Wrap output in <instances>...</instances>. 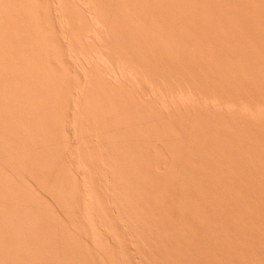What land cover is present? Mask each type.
Masks as SVG:
<instances>
[{
  "label": "rangeland",
  "instance_id": "obj_1",
  "mask_svg": "<svg viewBox=\"0 0 264 264\" xmlns=\"http://www.w3.org/2000/svg\"><path fill=\"white\" fill-rule=\"evenodd\" d=\"M20 1V0H19ZM24 1V2H23ZM32 0H21V2L22 3H19L18 2V0H15V2H13V0H12V2H11V0L9 1V2H11L10 4H8L7 5V9H9V10H7V9H5L4 7L6 6L5 4L6 3H8V0L6 1V0H1V2L2 3H4V5L3 4H0V6L2 5V8H4V9H2V8H0V10H1V14H0V19L2 18L1 16H3V18L0 20L1 22L0 23H3V24H0L1 26H0V31H1V29H2V27L3 26H5V28H6V25L8 26V28H6L7 30L8 29H10V27H11V29L10 30H6L5 28H3V30L1 31V33L3 32V35L0 33V50H1V52H3V54L4 55H2L1 54V52H0V65H1V67L2 68H4L3 69V71L5 72V69H7V67L8 68H11V69H8V70H11V72H13V71H17V69H18V73H16V72H13V73H16L15 75H17V74H19V73H21L22 71L23 72H25V70L27 69V67H29V65L30 64H33V65H30V69H32L33 68V66H35L34 64H37V68H38V63L40 62V61H42V59H44V58H42L41 60L39 59V58H41L43 55H45L46 56V54H43L44 53V51H43V53L42 52H39V55H41L42 54V56L41 57H39V55H37V53H36V51L38 52L39 50H41V49H43V47H44V49L45 48H47L44 44H42L43 42H44V40H45V44H46V42H49L48 40H47V38L50 36L49 34H53V33H57V32H59V33H57V34H53V35H51L50 36V38L53 36L54 37V41H56V40H60V41H57V42H59L58 43V45H59V47H64L63 49H69L70 50V48H67V47H65L67 44L64 42L65 40H66V42H67V39H66V37H67V34H65L64 32V35H66V36H63V37H65V40L63 41V38H62V36H59L60 34H61V30L63 31V29H61V27L62 28H64V26L63 25H61V24H63V23H61V21L59 20L60 18L61 19H63L64 21L68 18L72 23H74V24H78V23H80V24H82L81 23V21H83V20H78L79 18H81V16L80 17H78V19H76L75 21L74 20H71L70 18H69V16L71 15V11L69 10V12H70V15L68 16L67 14H69V13H63V14H66V19H64V17L63 16H61L60 17V15L59 14H57L58 13V11L57 10H59V9H57V1L56 0H53L52 2H51V0H46V2L48 1L49 3H48V7H49V13H48V9L46 8H43V7H45L46 6V4H45V6L43 5V3H45V2H41V0H39L41 3H42V7L40 8L41 10H42V8L43 9H45V10H47V12H45V15H43L42 13V15L41 14H38L37 12L40 10V9H38V11L37 10H35L36 8H38L37 7V5L39 6L41 3L38 1V0H34V2H31ZM56 1V2H55ZM58 1H60V0H58ZM66 1V4H67V1L68 0H65ZM74 1V0H73ZM73 1H71V0H69V2H68V5H69V3H70V5L72 4V6H73ZM80 1V0H79ZM79 1H78V4H80L79 3ZM82 1H84V0H82ZM99 1V0H98ZM104 1V0H103ZM102 1V2H103ZM106 1V0H105ZM108 1V0H107ZM113 1V0H112ZM121 1V2H120ZM142 1H145V0H140V2H142ZM154 1V2H153ZM159 2V3H157L156 4V2ZM163 1H165V0H163ZM162 0H152V2H151V0L149 1L150 2V4L148 3V5H157L158 6V4H159V8H157V6H156V8H157V10H154V8H153V10L155 11V14H157L158 15V12L156 13V11H158V10H160V9H162V6H163V4H164V6H166V8H167V6H169L168 7V9H166V10H164V12L162 11L160 14L162 15H160L159 17H158V19L155 17V19H157V20H159V21H161V18L162 17H164L163 15V13H165L166 11H169V12H166L167 13V15H170L171 16V14L173 15V13H175V12H180L182 9H183V7H182V9H180L179 7H181L182 5L184 6V10H185V7L187 6V4L189 3V1H187V0H183V3L184 4H186V5H184L183 3H179V5H181V6H179L178 4H177V0L176 1H173V4L174 3H176L175 5H173V6H171L172 4L171 3H169V0H167V3H166V5H165V2H163ZM171 1V0H170ZM179 1H181V0H179ZM184 1H187L186 3L184 2ZM192 1V0H191ZM190 1V2H191ZM196 1V0H195ZM195 1H193L194 3L193 4H195V6L194 5H192V2L191 3H189L188 5H192V7L191 6H188V9H190V11L188 12V15L187 16H189V15H192L191 17H193L194 19L196 18H199L200 19V17H201V15L202 16H204L205 18H203L202 17V22H203V26L201 25V24H199L198 26L194 23L195 22V20L193 21V18H191L192 19V21H193V23H191V21H187V19H190V18H187L186 19V14H185V16L186 17H184V12L181 14V13H179V14H181V15H179L178 17H177V13H176V15L174 14L173 15V19H171L172 18V16L170 17V16H165L164 18H162L163 20L160 22L161 24H162V26L164 27L166 24L168 25V23L170 22V21H172V24L174 23V24H176V26H177V22H176V20H178V19H180V21H182V20H184V21H182V22H180L179 20H178V25H180L181 23L183 24V25H181L182 27H186V29H189V28H191L192 29V27H194L195 28V26H193V25H196L197 27L195 28L196 29V31L198 30V28H202V27H204L205 25L206 26H208L209 28L212 26H215V25H213V24H211L212 23V21H210V20H213V21H215L214 20V18L212 19L211 17H210V15L209 14H212V11L214 10H212V8L211 7H213V8H215L216 10H217V6H215V4L217 3L215 0L213 1V3H212V1H209L208 2V4H207V2H206V6H210V8H211V11H210V8H207L206 6H205V1H204V5L202 6L201 5V3L203 2V0H200V1H202L201 3H200V5H199V2H195ZM197 1H199V0H197ZM206 1H208V0H206ZM217 1H221V0H217ZM223 2H220V4L222 3L223 5H224V3H226V0H225V2H224V0H222ZM230 1H232V0H230ZM234 1H236V0H233V3H231L232 4V6H234V7H232V6H230L231 4L229 3V2H227L226 3V5H224L223 7H220L221 9H224V10H226V12H228L229 13V11H227V10H229V8L230 7H232L231 9H230V11L232 10V11H234V13L235 12H237V11H235L236 10V8L238 9V12H240V9L241 8H238L239 6H238V1H237V3H235ZM245 1H247V0H245ZM255 0H249V1H247L246 2V4H248L249 2V4L251 5V2H252V4L253 3H256V2H254ZM260 1L261 0H258L257 1V3L259 2V4H260ZM264 1V0H263ZM6 2V3H5ZM27 2V3H26ZM31 2V3H30ZM38 2V3H37ZM51 2V3H50ZM72 2V3H71ZM76 2H77V0H76ZM81 2V1H80ZM88 2H93L92 3V5L94 6H96V3H94L95 1H88ZM99 2H101V0L99 1ZM111 2V0L109 1V4H111L112 5V3H113V5H114V8H116L115 10H109V8H108V10H109V13H111V14H115V19H113V22H114V24H112V26L114 27V31L112 32V36H113V34L115 35V36H113L114 37V39L111 37V35H110V32H107L106 30H105V28H102V30L103 31H106L107 32V34H108V36H110L111 38H109V39H106V37H107V34H105V33H103L102 32V30H101V32L103 33V35L104 36H100V35H102V33H100V35H99V32H98V35L102 38V39H100V41L101 40H103L104 38L107 40V41H111L110 39H113L111 42V45L112 44H117L116 46H115V44L113 45V47L110 49L109 48V46H108V49H110V50H108V49H106V51H112V49H114V48H119V50L118 49H114V51H112V52H115L113 55L114 56H121V54H122V57H124V59H126L127 58V60H128V58H129V60L127 61V64H128V62L130 61V62H132L131 64H133V65H131L130 63V65H129V67H132V68H127L128 67V65H126V68H125V66H124V69H128V70H133V72L131 71V73H133V74H131V76L132 75H134L135 73H136V71H138L136 74H138V73H140L139 74V76L142 78V76H143V78L146 76L147 78H144V80H146V81H148L149 82V80L151 81V79H153L154 81H155V83H154V81L152 80V87L154 88V87H156V86H154L156 83L157 84H159L160 85V83L159 82H164L163 84H161V85H166V84H168L169 85V89L170 90H172L171 92H173V91H175L176 92V96L178 95V93H179V90H180V88H181V90H182V86L180 85V84H182V83H184V84H186V83H188L190 80H192L193 82H194V80H195V82H194V84L192 83V85H191V82L192 81H190V85L193 87V88H191L190 89V87H188L187 85V87H183V91L185 90V92H187V91H190V93H192V95L194 94V95H196L197 94V89H196V92H191V91H194V86H195V88H197L198 87V91L200 90L199 88H201V91H199V92H201L200 94H201V96H202V99H204V98H206L205 96H207V94L208 93H212V94H208L209 96H211V98H212V96H214L215 97V95H216V99H217V101L218 100H220L219 102H220V104H223L222 102H224L225 103V101L224 100H230L231 98H229V96H231L232 98H233V100H230V103H232L233 101H234V104H237V105H234L233 106V104H232V106L233 107H235L234 109H236L238 106H241V108H240V111L242 112L243 110V113L245 114V112H249V109L251 108H253V110H251L250 109V111H251V113L253 112V114H255L256 115V113L255 112H257V114H260L261 112L259 111V110H257L256 109V106L254 107V106H252V104L253 103H251L252 101L251 100H253V96L254 95H256V93L258 92V93H260L261 92V90H262V87L260 86V81H264V79H262V80H260L261 78H263L262 76L264 75H260L261 73H258L257 72V74H259V77H258V75L256 74V77H254V70H256L255 68H253L254 70H252V69H249L248 70V73H249V71H250V73H252L253 74V78L255 79H253V81L249 78V77H251L252 76V74H251V76L249 75V79L251 80V82H253V84L255 83V81L257 82V79L259 80L258 82H260L259 84H254L255 86H256V88L257 87H259L260 86V92L257 90V89H255V86L254 85H251V83H247V81L248 82H250L249 80H248V78L245 76V75H248V74H246V72H247V70H241V69H243L242 68V64H240L241 63V59H239L240 57L239 56H242L244 53H245V55L246 54H248V51H247V49H243L244 50V52L242 53V55H240L239 53L240 52H242V50L240 49V52H239V49H238V47L240 46L239 44H244V45H242L241 44V48H242V46H243V48H245V46H247V45H245V43H246V40H245V43H243V38L245 37H243V38H241V40L239 41V39H240V36H242V31L241 30H243V28H245V27H247V25H245V22L244 21H242V19L239 17V16H241V14H243L242 12L243 11H245V13H246V10H245V8H244V4L242 3V5H244V6H242L243 8V11L242 12H240L241 14H238V17H239V19H241V21L240 20H238L237 18H235V16L237 15L236 13V15H234V18L236 19V21H232V25L230 24L231 22H230V17H232L233 18V15H231L230 17H229V14H231V13H233L232 11H231V13H227L228 14V21H226L227 20V18L226 19H224V17H223V14L226 16L227 14H225V11L223 12V14H222V18L220 17V15H218V17H217V15L215 14V15H213V17L214 16H216L215 18H216V21H218L219 20V22H221V20L222 19H224L225 21H226V23L227 24H225L224 25V27L223 28H225V27H227V29L229 30L230 28L229 27H231L232 29L234 28V26H233V23H234V25H237L238 24V27H242V28H240V31H241V33H240V31H238L239 33H240V35L238 34V33H236L235 34V37H237L238 38V40L237 39H235L237 42H240V43H236V41H235V43H236V45H235V47H234V45H233V49H234V51H236L235 49L237 48V52H235V53H237L236 55L237 56H233L234 54L231 52V51H233V49H230L227 45H232L234 42V37H233V33H235V31H234V29L236 28L237 29V26L233 29V32H232V37L231 36H229L228 34L232 31V29H230L229 31L230 32H228V30L227 29H223L222 28V30H224V32H225V30L228 32V34H224V35H226V36H223V41L222 42H224L225 40V42L227 43V42H229V41H232V42H229V44H226L225 42V44L224 45H222L221 43V48H223V47H228L229 48V51H228V49H227V47H226V49L224 48V50L227 52H225L224 50L223 51H221L220 50V48L218 49V50H220V51H217L216 49H217V46H216V44L219 46V42H220V40H222V39H220V38H222V37H220V36H222V35H220L223 31L220 29L221 27V25L223 24L222 22H224V21H222L220 24H218V26L220 27L219 29V31L221 32H218V31H215V30H211L212 31V34H215V33H213L214 31L217 33V34H215V38L217 39H219V42H218V39H217V42L215 43V38H214V42L213 43H210V42H208V40H210L211 42H212V39H210L211 37H214V36H210L208 33H210V30L209 29H207V30H209V32L208 31H203V30H201V32L203 31V33H202V35H201V32H200V30L199 31H197L199 34H197L196 33V35L195 36H192V35H194L193 34V32H192V30L191 29H189V31L191 30V32H192V35H191V33L190 32H187L188 30H185L188 34L187 35H190V36H192L193 38L194 37H197L198 35H200V36H203L204 34H208L209 36H210V38L208 39V35H206L204 38L202 37H200L201 38V41H202V43H204L207 39V42L208 43H210V44H213V46L215 47L216 46V49H214L216 52H217V54H219V55H221V53L223 52V53H226V54H228V56H229V53H231L230 55V57L233 59V61H234V57H236V59L235 60H237V58L240 60V62H236V64L238 65V64H240V68H238L237 66H236V70L238 71V69H239V74L240 75H242L241 76V78L242 77H244V79H243V82L241 81V84H240V82H239V80L238 79H236L238 82H239V87L240 88H242L243 86H240V85H243L242 83H244V84H246V85H244L246 88H247V86H248V84H250V86H252V87H250V86H248V89H246V88H242V89H240L239 87H237L238 88V90L237 91H240V90H242L243 92L245 91V90H249L248 92L250 93L251 92V90H253L252 91V93L251 94H253L254 93V91H256L253 95H248L247 96V98L249 99V104H248V99L246 98V100H245V97L244 96H246L247 95V93H243L242 91V93L244 94H240L239 92L238 93H236V94H240L242 97L241 98H243V99H240V103L238 102V100H239V96H238V98H236V97H233L232 96V94H233V92L232 93H228L229 91H228V88H229V86H230V88H231V85H229V83H227V85H223V84H226V82H227V80L228 79H226L225 80V82H224V80L223 81H221V78L223 79L224 77H225V75H227V74H229V72H227V71H229V70H225L226 72L225 73H227V74H224V77H222V75L221 76H219V78H217L218 77V75L219 74H221V72H219V70H222L221 69V67L219 66L220 64H221V62H222V65L221 66H224V68H227L228 67V69H229V63H231L232 62V60H231V62H229L230 60L229 59H231L230 57L228 58V66H226L225 64L223 65V63H225L226 61H227V59H225L226 58V54H223L222 53V57L220 58V56L219 55H217L216 56V54H213L212 52V54H213V56L209 53V55H211V59H210V57H208V56H206L207 54H208V52H207V50L209 49L210 50V47H208V43L207 44H205V45H203L202 43H201V48L202 49H200V47L199 46H196L197 44L196 43H192L191 41L192 40H194V39H196V38H194V39H192L191 37V41H190V43H187V44H191V46H192V44H196V45H194L193 46V48H195V47H199L198 48V50H200L199 51V53L200 52H202V50H204V51H206L205 53H207V54H205V53H201L202 55H203V57H202V59L201 58H197V57H199V55H201V54H199L197 51V53H198V55H197V53L196 52H193V53H196V55H197V60H194L195 62H196V64L198 65V61L200 60V62L201 63H199V64H204V63H206V64H204L203 66L201 65V66H196L195 67V65H193L192 64V66L190 65V64H188L187 62V60H189L187 57L188 56H191V55H193V53H192V49L190 50V48H192V47H189V45L187 46V50H186V47L185 46H183V47H185V50L186 51H180L181 53H178L177 51H178V48H176L177 46H176V43H174L175 44V46L176 47H174V48H176L177 49V51L176 50H171L167 45H169L170 44V42H169V38L170 39H172L173 37H172V33H170V32H168V37L170 36L169 35V33L170 34H172L171 35V37H169L167 40V44L165 43V39H159L160 37H162V35H160V33H162V29H163V27H161L160 25V27L162 28L161 29V32L159 33V31L157 32V29H155L156 27H155V23H157L156 21L157 20H155L154 18H153V16L151 17V15H155L154 14V11H152V8L150 7V6H147L146 4H147V1H145V3L146 4H143V2L142 3H140L139 1H136L135 0V2H137V3H135L133 0H132V2H131V0H124V2H125V4L123 3V1L122 0H119L118 2H117V0L115 1H113L112 3H110ZM126 2H128L127 4H126ZM130 2V3H129ZM135 4H134V3ZM139 2V3H138ZM163 2V3H162ZM182 2V1H181ZM214 2H215V4H214ZM239 2H240V0H239ZM241 2H242V0H241ZM241 2L239 3V4H241ZM243 2H244V0H243ZM14 3H17V4H14ZM33 3V4H32ZM35 3V4H34ZM54 3V4H53ZM61 3H62V1H61ZM61 3H58V4H60L61 5ZM65 3V2H64ZM83 3V2H82ZM115 3H117V6L118 7H116V4ZM122 3V4H121ZM132 3V4H131ZM196 3H198V4H196ZM214 4L213 6L212 5H209V4ZM245 3V2H244ZM262 3H264V2H262ZM15 6H14V5ZM20 4H22V5H20ZM27 4V5H26ZM65 4V5H66ZM84 4V6H82V5H80V8H81V6H82V8L81 9H83L84 7H87V10H89V5L87 4H85V3H83ZM99 4H104V3H99ZM99 4H97L98 6H99ZM106 4H107V2H106ZM105 4V6L106 7H108V5L109 4H107L106 5ZM136 4H138V6L136 5ZM141 4V5H140ZM168 4V5H167ZM171 4V5H170ZM218 5H219V2L217 3ZM221 4V5H222ZM229 6H228V5ZM233 4H236V5H233ZM9 5H13L14 6V8L16 7V8H19L17 5H19V6H21L20 7V9H19V11H17L18 12V14H17V12H16V10H14V9H11L12 7L11 6H9ZM30 5V6H29ZM32 5V6H31ZM50 5H56L55 7H56V9L57 10H55V7L54 6H51L50 7ZM64 5V4H63ZM75 5H77L76 3H75ZM92 5H90V8L92 7ZM121 5H122V7L124 8V10L126 11L124 14H123V12H124V10H123V12H122V10L120 11V9L121 8H119V7H121ZM126 5V6H125ZM134 5H136V6H134ZM142 5H143V7L144 8H142L143 10H141V8L140 7H142ZM162 5V6H161ZM260 5H262V7H260ZM260 5H256L255 4V6H259L260 8V10H263V8H264V4H260ZM27 6V7H26ZM59 6V5H58ZM62 6V5H61ZM67 6V5H66ZM66 6H65V8H66ZM102 6H104V5H102ZM110 6V5H109ZM128 6V7H127ZM148 7L149 9L151 8V10L149 11H147V9L145 8V7ZM160 6H161V8H160ZM178 6V7H177ZM196 6H197V8L198 7H202V8H199L200 10H205V9H203V7L204 8H207L209 11H210V13H209V11H207V9L205 10L206 12L204 13H201V11L200 10H198L197 8H196ZM227 6V7H226ZM235 6H236V8H235ZM252 6V8L250 9V10H248L249 9V5L247 6L248 7V9H247V7H246V9H247V11H249L248 13H246V15H247V17L248 16H250L251 14H252V12H253V16H255L256 18L258 17L257 16V14L258 15H260V14H263L264 13V10L261 12H259V10H258V8H256L255 6H254V4L253 5H251ZM11 7V8H10ZM23 7H24V9H25V12H23L24 11V9H23ZM26 7V8H25ZM29 7H30V10L31 11H29ZM35 7V8H34ZM40 7V6H39ZM52 7H54V8H52ZM111 7V6H110ZM127 7V8H126ZM131 7V8H130ZM133 7V8H132ZM135 7V8H134ZM139 7V8H138ZM173 7V8H172ZM177 7V8H176ZM194 7H195V11H197V12H199V14H197V13H195L197 16L196 17H194L193 16V12H191V11H193L194 10ZM240 7H241V5H240ZM254 7V8H253ZM15 8V9H16ZM33 8V9H32ZM52 8V9H51ZM60 8V7H59ZM63 8V7H62ZM62 8H60V10H59V13H60V11L62 12L63 10H61ZM92 8H94V7H92ZM91 8V9H92ZM97 8V7H96ZM99 8H100V6H99ZM99 8H97V9H99ZM119 10H118V9ZM122 8V9H123ZM139 9V11H138V9ZM175 8V9H174ZM180 9V11H177V9ZM191 8H192V10H191ZM219 8V7H218ZM219 8V9H220ZM225 8H227V9H225ZM262 8V9H261ZM64 9V8H63ZM67 9V8H66ZM66 9H65V11H66ZM68 9H70V8H68ZM72 9V8H71ZM75 9H79V5H78V7L76 6L75 7ZM75 9H74V12H75ZM97 9H95V10H97ZM101 9H105V7H103V8H101ZM129 9H131V11L129 10ZM135 9V10H134ZM169 9H172V12H171V10H169ZM187 9V8H186ZM221 9L220 10H218L219 11V13H220V11H221ZM234 9V10H233ZM254 9V10H253ZM4 10H7L8 12H10V10H14L13 12H15L16 14V16H20V15H22V17L19 19V17H14L15 19H19V21L17 22V20H16V22H14L13 20V14L14 13H12V11H11V13H9V15H8V12L7 11H4ZM20 10H22V11H20ZM34 10L36 11V13L34 12ZM45 10H43V12L45 11ZM53 10H55V11H53ZM80 10V9H79ZM79 10H77L76 12L78 13V11ZM86 10V8L84 9V10H82V12H84V13H82V12H80V13H82V15L84 14H87V11ZM92 10H94V9H92ZM120 11V12H118V11ZM144 10H146V12H147V14H146V12L144 11ZM174 10V11H173ZM183 10V11H184ZM253 10V11H252ZM53 11V12H52ZM57 11V12H56ZM97 11H99V10H97ZM101 11V13H103L102 12V10H100ZM111 11V12H110ZM115 12V13H112V12ZM129 11H130V13H129ZM133 11V12H132ZM136 11V12H135ZM138 11V12H137ZM143 11V12H142ZM161 11V10H160ZM218 11H214V13L216 12H218ZM252 11V12H251ZM255 11H258L257 13H255ZM3 12H5V14H6V17H5V15L3 14ZM20 12V13H19ZM25 14L26 13V16L23 14V13ZM27 12H28V14H29V12L33 15V13L34 14H36V15H38V17L36 16V19H33L32 20V25L30 24V21H29V19H31V18H33L35 15H33V16H30V14L28 15L27 14ZM33 12V13H32ZM42 12V11H41ZM73 12V10H72V14L74 13ZM76 12L73 14L74 15V17L76 18ZM96 12V11H95ZM108 12V11H107ZM120 14L121 12V14H120V16H125L128 20L126 21V18L122 21V19L124 18H117L119 15H118V13ZM128 12V13H127ZM131 12H132V14H131ZM144 12H145V14H144ZM150 12H152L153 14H151ZM182 12V11H181ZM193 13V14H191V13ZM39 13H40V11H39ZM46 13H48L50 16H55L56 14H57V16H55L56 18H58V19H56L55 17H53V21L51 20V17H50V19L47 17V14ZM55 13V14H54ZM92 13H93V11H92ZM91 13V11H90V15L92 14ZM99 13V12H98ZM104 13H105V11H104ZM103 13V14H104ZM133 13H134V15H133ZM137 13V14H136ZM141 13H143V14H141ZM149 13V14H148ZM166 13H165V15H166ZM190 13V14H189ZM206 13H209V14H207V15H209L208 17H210V20H209V22H210V24L209 23H204V19H206L205 21L207 22L208 20H207V18H206V16L207 15H203V14H206ZM233 13V14H234ZM249 13H251V14H249ZM260 13V14H259ZM10 14H11V16H10ZM62 14V13H61ZM62 14V15H63ZM96 14L97 13H95V15L93 14V15H91V16H89V17H92L91 19H93V16H96ZM111 14H107V15H111ZM118 16H117V15ZM127 14H129V15H127ZM139 14H141V16H139ZM218 14V13H217ZM221 14V13H220ZM249 14V15H248ZM256 14V15H255ZM27 15L29 16L27 19H28V23H27V19H26V17H27ZM72 15V16H73ZM88 15V14H87ZM102 15V14H101ZM104 15H106V14H104ZM133 17L132 19L133 20H131V16ZM136 15V16H135ZM146 15V16H145ZM147 15H148V18H146L147 17ZM198 15H200V17H198ZM251 15V16H252ZM264 15V14H263ZM263 15H261L262 17H264ZM25 16V17H24ZM41 17V19H42V21L40 22V17ZM44 16H46V18L49 20V21H46L47 19L44 17ZM72 16H71V18H72ZM86 16V15H85ZM85 16L83 17V18H85ZM97 16H98V23L100 24V20L103 18V17H105V16H103L102 18H100L99 19V15L97 14ZM114 16V15H113ZM119 16V17H120ZM137 16L138 17H142L141 19L143 20L144 19V21H142L141 22V19H140V22L143 24V26L142 27H144V25H148V23H149V28H151V30L153 31V29L155 30V32H157V33H159V35H160V37H158L159 35L158 34H156V35H158V36H153L154 35V33L152 32V33H148L149 35H148V37L150 36V35H152V40H149V41H151L150 42V44H152V42H156V40H157V43H153L154 45H155V48H156V51H154V53H152L153 51L152 50H150V47L151 46H147L146 45V47L148 48V49H146V47H145V42L148 40V39H151L150 37L148 38H146L145 36H144V34H142L143 36H144V38H145V40L146 41H144V39H143V36L141 35V31H142V28L141 27H138L139 25L138 24H136V22H135V20L136 19H138L137 18ZM183 17V19H182V17ZM242 16H245L244 14L242 15ZM241 16V17H242ZM251 16L247 19V18H244L243 20H245V21H250V20H252V18H253V16H252V18H251ZM9 17H12L11 19L9 18ZM31 17V18H30ZM63 17V18H62ZM88 17V16H87ZM86 17V18H87ZM89 17L87 18L88 20H89ZM107 17V16H106ZM168 17V18H167ZM169 17H170V19H169ZM178 19H177V18ZM190 17V16H189ZM221 18V20L220 19H218V18ZM237 17V16H236ZM246 17V16H245ZM260 17V16H259ZM9 18V19H8ZM37 18H39V20L37 19ZM85 18V19H86ZM95 18L96 17H94V20H95ZM108 18H111L110 16H108ZM108 18H106L105 20H108ZM136 18V19H135ZM146 18V19H145ZM176 20H175V19ZM186 20H185V19ZM231 18V20H235L234 18L232 19ZM251 18V19H250ZM253 19L252 21H253V24H255L256 23V21L258 20H262L263 18H257V19ZM22 19H23V21H22ZM26 19V20H25ZM74 19V18H73ZM130 19V20H129ZM147 19H149V20H147ZM150 19L153 21V19H154V22L153 23H151L150 22ZM182 19V20H181ZM199 19H198V21H199ZM218 19V20H217ZM3 20V21H2ZM7 20H8V22H10V26H9V23L7 22ZM10 20V21H9ZM21 20V21H20ZM37 22H36V21ZM44 20H45V22H44ZM56 20H59V21H56ZM78 20V22H76ZM104 20V19H103ZM110 20V19H109ZM111 20H112V18H111ZM116 20V21H115ZM168 20H170V21H168ZM175 20V21H174ZM254 20H256V21H254ZM12 21H13V24H15L16 26L19 24V23H21L20 25H21V28H22V23H23V25H24V27H28L29 25V27H31L30 29H32V27H34L35 29H36V27H43V25H42V23L44 22V23H46L44 26L45 27H43L44 29L46 28V27H48V23H49V25H50V27L52 26H54V29H56L55 31H54V29L51 27H48V28H50V29H48L47 31L48 32H50L48 35L46 34L47 32L45 31V30H42L41 28H39L38 30H36V31H34V33L35 32H37V31H39L40 33H35L33 36H35L36 37V39L35 38H33V36H31V37H29V35H28V33L30 34V29H29V27H28V29H27V31H29L28 33H25V32H23L24 31V29L26 30V28H24L23 27V29L20 31L19 29H20V25L18 26V27H16L15 28V26L12 24ZM25 21H26V23L28 24L27 26H25L26 25V23H25ZM52 21V22H51ZM56 21V22H55ZM68 21V20H67ZM80 21V22H79ZM87 21V20H86ZM90 21V20H89ZM96 21V20H95ZM95 21H92L93 23H95ZM117 21H120V22H117ZM121 21H122V24H120L121 23ZM137 21V20H136ZM146 21H147V24H145L146 23ZM166 21V23H163V22H165ZM168 21V22H167ZM185 21H187V22H190L191 24H193V25H190V26H188L190 23H187V22H185ZM197 21V20H196ZM198 21L196 22L197 24H198ZM237 21H240L241 22V24H240V22H237ZM248 21L246 22L247 24H248V28H247V30L246 29H244V30H246L245 32H247V33H245L244 32V35H246L249 39H247V40H251V41H253V43H254V40L256 39V40H258V37L259 38H263V40H264V29H258V28H256L257 26H258V24H260L259 25V27L261 26V22L259 23L258 21H257V23L255 24V25H257L256 27H255V25H254V31H255V29H257V30H259L258 31V33L257 34H255L256 32H254L253 31V24H252V22L251 23H248ZM8 24H7V23ZM33 22H36L37 23V25L36 26H33ZM48 22V23H47ZM57 22H59L60 23V25L57 23ZM70 22V23H71ZM110 22H112V21H110ZM112 22V23H113ZM125 22H127V24L125 23ZM132 22V23H131ZM138 22V21H137ZM230 22V23H229ZM235 22H237V24H235ZM255 22V23H254ZM262 22L264 23V20H262ZM5 23H6V25H5ZM16 23H18V24H16ZM38 23H41L40 25L41 26H39L38 25ZM57 25H56V24ZM68 23H69V21H68ZM69 23V24H70ZM89 24V22H86L85 23V21H84V24L86 25V24ZM93 23H91L90 25H92V26H94L93 25ZM97 23V22H96ZM97 23V24H98ZM116 23V24H115ZM117 23L118 24H120V25H117ZM139 23V22H138ZM159 23V22H158ZM159 23V24H160ZM171 23V22H170ZM186 23V24H185ZM200 23H201V21H200ZM218 23V22H217ZM216 23V24H217ZM225 23V22H224ZM242 23H244L243 24V26H242ZM11 24L13 25V27L11 26ZM54 24V25H53ZM65 24H66V21H65ZM68 24V26H69V28L70 27H72L73 26V30H75L76 29V31H78V29H80V28H78V27H80V26H84L85 27V25L83 24V25H80L79 24V26H77L76 25V27L78 28H75L74 29V24H71V25H69ZM87 24V26H89ZM97 24L95 25L96 26V28H97V30L96 31H100V29L99 28H101V26H103V25H105V24H103V22L101 23V26H99V24H98V26H99V28H98V26H97ZM106 24H108L107 22H106ZM111 24V23H110ZM123 24H124V27H122L123 26ZM125 24L127 25V27L129 26L131 29H133V31H131V29L128 27H126L125 26ZM138 25V26H136V25ZM164 24V25H163ZM168 25V28L165 26V29L166 30H164V31H169L170 30V28H172V27H170V26H174L175 27V25ZM209 24V25H208ZM230 24V25H229ZM239 24L241 25V26H239ZM251 25V27H250V25ZM61 26V27H59V26ZM132 25L136 28L137 27V29H135L134 27H132ZM200 25H201V27H200ZM263 25V27H264V24H262ZM55 26H58L57 28H55ZM67 25H66V28L68 27ZM94 26V27H95ZM118 26H120L119 28H117ZM153 26V27H152ZM156 26H157V24H156ZM181 26H180V29H181ZM188 26V27H187ZM192 26V27H191ZM218 26H215V28L218 30ZM223 26V25H222ZM233 26V27H232ZM91 27V26H90ZM90 27L88 28V30L86 31V30H84V31H86L85 33H87L88 31H89V33L91 32V31H93V30H91L90 31ZM104 27V26H103ZM109 27H111V25H109ZM107 28V30L108 29H110V28ZM148 27V26H147ZM170 27V28H169ZM178 28H179V26H177ZM177 27H176V29L174 30V34L176 33V30H179V29H177ZM208 27H204V28H202V29H204V30H206V28H208ZM212 27L210 28V29H212ZM262 26H261V28H263ZM19 28V29H18ZM33 28V29H34ZM65 28V29H66ZM86 28V27H85ZM95 28V29H96ZM117 28V29H116ZM141 28V29H140ZM144 28H146V27H144ZM149 28H147V29H149ZM214 28V29H215ZM250 28V29H249ZM251 28H252V31H251V33L252 34H254L253 36L251 35V37L252 38H250V36H248V34H249V30H251ZM13 29H15V31L13 30ZM34 29V30H35ZM53 31H52V30ZM57 29H59V31H57ZM126 29H128V30H126V32H125V30ZM141 31H140V30ZM160 28H158V30H159ZM184 29L185 28H183V31H184ZM239 29V28H238ZM6 30V32H4ZM11 30H13L12 31V33H14L13 35V37H15V36H17V41H21L20 40V37H22V35L20 36V34H21V32H22V34H23V37L25 36L24 35V33L25 34H27V36H28V38L27 37H24V40H25V38H26V41L28 42L29 41V39L31 40L29 43L31 44V46H33V44H34V46H33V48L35 49V48H37V42H39V45H38V48H39V46H42V45H44L43 47H41V49H39V50H36L35 52H34V49L32 48L31 50L28 48V46L30 45H28V43H24V42H17L16 41V38H11V36H12V34H11ZM50 30V31H49ZM66 30H69V29H66ZM66 30H64V31H66ZM71 30V29H70ZM113 30V29H112ZM120 30H122V31H120ZM146 30V29H145ZM243 30V31H244ZM260 30L262 31V32H260ZM9 31H10V33H9ZM33 31V30H32ZM42 31H45V33L44 34H46L47 36H42L41 35V32ZM57 31V32H56ZM80 32H78L79 33V36H81V34H83L82 32H84L83 31V29H81V30H79ZM82 31V32H81ZM96 31H94V33L96 32ZM109 31V30H108ZM117 31H119L118 33H117ZM128 31H130V33L128 32ZM147 31V30H146ZM163 31V32H164ZM172 31V30H171ZM182 31V33H183V35H184V32ZM196 31H194V32H196ZM16 32V33H15ZM68 33H70V31H67ZM75 32V31H74ZM122 32H124L125 33V36L124 35H122ZM129 34H128V33ZM144 31H142V33H143ZM147 32H150V30L149 31H147ZM178 33L180 32V31H177ZM186 32H185V34H186ZM204 32H208V33H204ZM226 32V33H227ZM237 32V31H236ZM18 33V34H17ZM33 33V32H32ZM32 33L30 34V35H32ZM62 33V34H63ZM81 33V34H80ZM88 33V34H89ZM93 33V34H94ZM123 33V34H124ZM131 33H132V35H131ZM139 33V34H138ZM145 33V32H144ZM165 33H167V32H165ZM164 33V34H165ZM182 33H179V34H182ZM190 33V34H189ZM218 33H219V37H216V35H218ZM250 33V34H251ZM263 35V36H260L261 34ZM6 34V35H5ZM11 36H10V35ZM36 34H37V36H36ZM43 37V39L41 38V36ZM43 34V33H42ZM73 34V33H72ZM72 34H70V35H72ZM74 34H76L75 35V38H77V37H79V36H77V33H74ZM93 34L92 33H90L89 34V37H90V35L93 37V38H95L94 36H93ZM96 34H97V32H96ZM118 34V35H117ZM119 34H121V35H119ZM133 34H135V36L133 35ZM139 35V37L137 36V35ZM147 33H145V35H146ZM163 34V33H162ZM179 34H178V36H179ZM211 34V33H210ZM211 34V35H212ZM258 34H260V35H258ZM2 35V36H1ZM7 37H5V36ZM10 36V38L12 39H10L8 36ZM20 37H19V36ZM40 36V38H39V36ZM58 36V38L57 37H55V36ZM85 35L86 34H84V38H87V37H85ZM97 35V38L99 37ZM116 35H117V37H116ZM127 35V36H126ZM129 35H130V37H129ZM166 35V34H165ZM164 35V36H165ZM228 35V36H227ZM238 35H239V37H238ZM257 37H256V36ZM69 36V35H68ZM77 36V37H76ZM83 36V35H82ZM80 37V38H83V37ZM86 36H88V35H86ZM118 36H121V37H123V39L121 38V37H119L118 38ZM132 36V37H131ZM141 36H142V38H141ZM177 36V34H175V37ZM178 36L175 38L174 37V39H176L178 42L179 41H181V40H178L179 38L181 39V37H182V35L181 36H179V38H178ZM185 36V35H184ZM19 37V38H18ZM23 37H22V39H23ZM47 37V38H46ZM59 37H61V39L59 38ZM104 37V38H103ZM116 37V38H115ZM125 37V38H124ZM136 37V38H135ZM167 37V36H166ZM186 37V36H185ZM185 37H183L182 38V41H184V43H186V42H188V41H186V40H188L189 39V37H188V39H187V37H186V40H184L185 39ZM226 37H231L230 39H232V40H229V38H226ZM253 37H256L254 40H253ZM2 38H4L3 39V41H2ZM50 38H49V40H50ZM57 38V39H56ZM70 38L71 39H73L74 38V36L73 37H71L70 36ZM70 38H68V39H70ZM84 38H83V43H79L81 46L82 45H84V50L85 51H83V48L81 47V46H79V47H77L76 48V46H78V42H73L72 40H71V42L72 43H74L73 45H75V46H73L74 48H76L77 50H80L81 48H82V51L85 53V57H86V59H88L89 57L88 56H86V50H90V51H93V50H91V49H93L92 47V42H91V40L90 41H88L87 40V42L89 43V45H88V43L86 42V39L84 40ZM96 38V39H97ZM118 38V39H117ZM126 38H128L129 40H124V39H126ZM138 38V39H137ZM140 38V39H139ZM156 38V39H155ZM178 38V39H177ZM200 38H198L197 37V39L198 40H200ZM226 38V39H225ZM7 39V40H6ZM9 39V40H8ZM14 39V40H13ZM19 39V40H18ZM35 39V40H34ZM37 39H40L41 40V44L42 45H40V40H38V41H36ZM51 39V40H52ZM77 39H79V38H77ZM77 39H76V41H77ZM88 39V38H87ZM118 40L117 41V43H116V41L115 40ZM135 39L136 41H133V40ZM158 39H159V41H158ZM174 39L173 40H171V42H173L174 41ZM202 39H206V40H202ZM244 39H246V37L244 38ZM6 40V41H5ZM12 41V42H15V43H12V42H9V41ZM35 42H34V41ZM50 40V41H51ZM52 40V45H50V47H53V43H57V42H54ZM74 40V39H73ZM94 40V39H93ZM106 40H105V42H106ZM140 40V44H141V46L143 47H141L140 46V44H138V41ZM190 40V39H189ZM197 40V41H198ZM229 40V41H228ZM259 40H261V39H259ZM259 40H258V42H259ZM69 42H70V40H68ZM75 41V40H74ZM79 41V40H78ZM96 43H97V45H98V42L100 43V41H96V40H94ZM134 42V43H131V42ZM144 41V42H143ZM181 41V43H180V45L181 44H183V42ZM196 41V40H195ZM194 41V42H195ZM201 41H199V42H201ZM5 42H9V44L8 43H5ZM80 42V41H79ZM81 42H82V40H81ZM123 42H127L126 44H128V45H126L125 43L124 44H122ZM130 44H129V43ZM135 42L137 43V45H134L135 44ZM168 42H169V44H168ZM175 42V41H174ZM257 41L254 43V45H255V49H254V46H252V48L255 50V53L257 52V50L258 49H260V50H264V47L262 48V46L264 45V42L262 41H260L259 43H261V44H263V45H261V44H256V43H258ZM4 43V44H3ZM11 43V44H10ZM20 43H22V44H20ZM33 43V44H32ZM36 43V44H35ZM60 43H62V44H60ZM64 43V44H63ZM68 43V42H67ZM71 43V44H72ZM102 44H103V42H101ZM159 43V44H158ZM163 43V44H162ZM166 45H165V44ZM198 43V42H197ZM206 43V42H205ZM214 43H215V45H214ZM247 43L249 44V45H252V44H250L251 42H248L247 41ZM246 43V44H247ZM5 44H7L8 46H11V47H7V45L5 46ZM12 44H13V46H15L16 45V47H21V48H24V45L26 46V44L28 45V46H26V48H24V49H27L26 51L25 50H22L21 51V49H18V48H16V49H18V50H16V49H14L13 50V46H12ZM19 44V45H18ZM24 44V45H23ZM48 44V43H47ZM49 44H50V42H49ZM69 44V43H68ZM70 44V45H71ZM88 46H87V45ZM91 44V45H90ZM101 44V45H102ZM107 44H109V43H107ZM123 46H122V45ZM133 44V45H132ZM178 44V43H177ZM18 45V46H17ZM21 45V46H20ZM23 45V46H22ZM35 45H36V47H35ZM55 46H57V44H54ZM101 45H100V47H99V45L98 46H96V47H98L97 49H100L101 51L103 50L102 48L103 47H101ZM106 44H104V46H105ZM110 45V44H109ZM122 46V47H119V46ZM154 45H152V47L154 46ZM158 45H159V47H158ZM163 45V48L161 47V46ZM171 45V44H170ZM178 46V47H180L179 49H182L183 47H181V46ZM186 45V44H185ZM199 45V44H198ZM207 45V47H204V46H206ZM248 45V47H246V48H248V50H249V48H250V46ZM256 45L257 46H259L258 47V49L256 48ZM261 45V46H260ZM3 46H5V48L3 47ZM49 46V45H48ZM89 46H90V48H89ZM92 46V47H91ZM115 46V47H114ZM118 46V47H117ZM128 46V47H127ZM130 46H132L131 47V49H133V50H131L130 52H128L129 50H130ZM137 46V47H136ZM164 46H166V47H168V49H170L171 51H175L177 54H179V56L178 55H176V56H174L173 54H172V56L170 55V53L169 54H166V52H168V50L166 51L165 49H167L166 47L164 48ZM172 46H173V43H172ZM203 46V47H202ZM238 46V47H237ZM50 47H48L49 48V50L51 51V52H54V51H52L51 49L52 48H50ZM58 47V46H57ZM57 47H55V48H57ZM58 47V49H57V52L59 51V48ZM69 47V46H68ZM94 47H95V45H94ZM95 47V48H96ZM145 47V48H144ZM161 47V48H160ZM171 47V46H170ZM213 47V48H214ZM8 48V49H7ZM9 48H10V51H9ZM37 48V49H38ZM74 48L73 49H71L72 51H74ZM80 48V49H79ZM88 48V49H87ZM105 48H107V45H106V47ZM121 48V49H120ZM135 48V49H134ZM140 48H141V50H142V52H141V50H140ZM212 48V49H213ZM240 48V47H239ZM252 48L250 49V51H252ZM262 48V49H261ZM3 49H5L4 51H3ZM54 49V48H53ZM63 49H60L61 50V54L62 55H59L60 57L62 56V58H64V60H66V61H68V62H66V61H64L62 58V60H63V63H62V65L61 66H58V65H56V68H57V66L59 67V68H57L58 70L60 69V71L62 72L63 70H62V66H65V68H64V73L62 74V73H60V71H58V73H59V75L60 74H62V75H60V76H62V77H59L58 76V73H56V71H57V69L55 68V70H54V72L52 71V69H49L50 68V62H49V67L48 68H45V70H46V72L48 73H46L45 72V70H44V67L46 66H48V65H45V64H43V67L41 68V71H40V68H39V70L35 67V73H34V75L38 72L39 74H44L43 73V71L42 70H44V72L46 73V74H44L43 76V78H41L40 77V75L38 76V77H40L39 79L41 80H46L47 78H45V77H47L46 75H48V78H49V72H50V70H51V72L52 73H56V75H54V76H58V77H56V78H58V80H59V78H63V81L65 82V83H62L61 85V87H59V86H57V87H55L56 88V90H55V88L53 87L52 89H53V91L52 90H49L50 92L48 93V97H46L47 96V94H46V96H43V95H45V93H43V91L42 90H44V89H41L40 88V91L38 90L39 89V87H40V84L41 83H39L40 81H39V79L38 78H34V75H33V78H34V80L35 79H38V80H35L36 82H38V83H36L35 81H33V82H35V83H33V85L34 84H38V86L39 87H37V89H36V86H31L32 87V89H31V91L33 90L34 91V93L35 92H38V95H39V92L41 93V91H42V93L43 94H40L39 96L40 97H38L37 96V93H35V94H31L32 92H30V94H31V96L30 97H33V98H31V99H34L35 101L34 102H37V106H36V108H34V110L35 111H33V113L32 114H28V112L29 111H31L32 110V108H33V106L35 105V104H33V103H29V105L30 104H33L30 108L31 109H27V108H25L26 106H28L29 107V105L27 104L26 105V100H24V102H23V100H21L22 101V104H21V101H20V106H23L22 108H25L24 110L22 109L21 110V108H18V107H20L19 105H18V101L17 102H15V103H17L16 104V107H17V105H18V107L16 108H13V109H19L21 112H23L24 113V111L25 112H27V113H24V117H23V113H22V116L20 115V114H18L19 112H17V114L19 115H17V114H15V115H17L16 117H15V120H18L19 119V121H15V120H12V119H14V115H11V116H13V117H11L10 115H9V110L11 111V109L12 108H10V106L12 105H10L9 103H7L6 101L8 100H5V103H7L6 104V107L8 106V104L10 105L8 108H6L7 109V111H6V109L4 108V107H0L1 109V111L2 112H4V111H6V112H4V114L2 113V112H0V115L2 114V117H4V118H1V116H0V125H1V128H3L2 129V131H1V128H0V136L1 137H3L2 135V133H4V131L3 130H6L5 131V133L6 132H8L9 133V135L11 136L12 134V136H11V138H14V139H12L11 140V138H8L7 139V137H5V135H4V137L2 138V140H0V148H2L1 150H0V153H1V155H0V165H2L1 167H0V264H188V263H190V264H198V263H200V262H202V261H204V263L203 264H205V262H207L206 264H209L210 262V264H213L212 262H214V264H217V263H220V264H226V263H228V264H230L229 262H227V261H229L228 259L231 257V255H232V257L233 258H236V259H233V260H237V263H238V260H239V262L241 263L242 261V258H243V255H241V254H239V255H241L240 257H239V255H238V250H240V247H238V245L239 246H241L242 247V245H244L241 249H242V251H243V248H244V251H245V254L247 255L248 253H249V251L248 250H250L251 248H249L250 246H252L253 244H252V240H250L251 239V237L249 238V233L251 234V233H254V232H251L252 230L254 231L255 229L258 231H255V232H257V234L256 233H254L253 235H256V236H259L260 235V233H259V231L261 230V227H259V226H262V228L264 227L263 225H260V224H262V223H264V219L262 220V218L259 220V219H255V218H257V216H258V213L257 214H255V213H253V211L255 212V210H257V207L259 206V215L263 212V210L264 209H262V212H261V208H260V206H263L261 203H263V201H261L260 200V197H259V200L258 201H260L259 203L257 202V200L254 202L255 203V205H257L256 206V208L254 207V209H253V207L252 206H254V204L252 205V203L253 202H250L251 203V207H249L248 209H246V207L248 206V204H247V206L244 208V207H242V205L244 206V201H245V203H247V201H246V199H247V197L249 198L250 197V195L251 194H253V192L252 193H250L249 191L248 192H245V191H247V190H245V191H243L242 189V191L244 192H242V191H240V189H239V184H237L238 182H235V181H233L234 179L236 180L237 178H235V177H239V179H240V182L244 179H248V180H250L251 178L253 179V178H255V176H257L256 178H258L259 176L258 175H255L254 173H249L250 172V170L252 169L251 167H253V162H251L250 160H252V154H253V156H254V158L256 157L255 155L258 153V154H261V152H257L256 153V151H258V148L261 146H259L258 148H257V150H256V145H257V143L259 142L258 141V138L260 137V136H263L262 134V132H264L263 131V125H264V123H263V121L264 120H261V119H259V121L261 122V123H263V125L261 124V123H259L258 121H257V116L254 118V119H256L255 120V122H254V124H253V122L251 123V121H253V118L251 117H249V115H251V113L248 115L247 113V115L248 116H246V114L244 115V114H240V116H242V115H244V116H246L247 117V119H248V117H249V120H251L250 121V123H251V127L252 128H256L257 130L261 127V129H259V132H260V134L261 135H259V133L257 134V135H259V137H255V136H257L256 135V133H251L252 132V128L248 125V124H250L248 121H247V119H245L244 118V116H242L243 118H241V119H239V114L238 113H240V111H238L239 110V108H238V110H235V115L234 116H237V114H238V116L235 118L234 116V118L236 119V120H239L240 122H238V121H236L235 119H234V121H233V119H230V118H232V116H231V114H232V111H234V110H231V109H233V107L230 109V107H231V105H230V107H229V104L227 105L229 108H228V112H227V110H225L227 107H224V106H226V104L227 103H225V104H223V106H220V104H219V102H218V106H216L214 103H216V100H215V98H214V100H213V98H212V101H214L213 102V105H215V106H213L212 105V101L209 103V101H210V99H209V101L207 100V102L209 103H207L208 104V107H207V104H205L206 103V101H205V103H203V102H201V101H204V100H202L201 99V101H199L200 99V95H198V97H197V95L196 96H192V95H190L191 97H187L186 96V93H182L183 91H180V96L181 97H179V96H177L178 98H179V101H181L180 100V98H182L183 97V95H185L186 97H187V100H190L189 98H191V100L193 101L192 103L194 104V103H196L195 102V100H193L192 98H197V100L200 102V104H205V106L207 107H205L206 109H204L203 108V106L201 107V106H199V104H198V106H197V103H196V106L195 105H193L192 103H189V102H186L185 100H184V98H185V96L183 97V101L182 102H180L181 104H179V106H178V104L176 103L177 101H178V98L176 97H174V92H173V96H169L170 94L169 93H167V95H166V93H164L165 91H163V93H164V96L163 95H160V96H158L157 97V99H158V101H160V100H163V99H161L160 98V100H159V97H161V96H163V98H166L167 100L166 101H168V100H170L171 99V97H174L175 99H176V101L174 100V99H172L173 101H171V103H173V102H175V104H176V106H174V104H171L170 103V101H168V105H170V106H168L167 108H166V102H165V99L163 100V101H160V102H156L157 100H156V97H155V95L157 94V95H159V91L161 92L162 91V87L163 86H158L157 88H158V91H156L157 89L155 88L154 90L156 91V92H158V93H155V91H154V94H153V96H151V94H152V92H150V90H152V87H151V84H149V83H151V82H149V83H147L146 81H144L143 80V78L141 79V81H143L145 84H141L140 86L139 85H137V83H135L134 82V80H130V73H129V78H127L126 77V79H125V73H124V70H122L121 69V67H123L121 64H120V61H121V59H118V58H121V57H111V55L112 54H110V56H109V53L107 54V52H106V54H105V56H107L106 58H104V57H102V60L101 61H103L104 63L106 62V61H110V60H108L107 58H108V56H109V58L111 57L115 62L117 61V63L119 62V64L121 65V67L119 68L120 70H118V71H120L121 72V70H122V74L124 75V78L123 77H121L120 75H122V74H120L119 75V73H118V71L115 69V71H116V73L115 72H113V74L115 73V75L117 74V76L120 78V79H116V81H112L113 79H115V78H113L112 77V79H111V81L109 80V78H108V71L110 70H107L108 68H106L105 67V65H106V63H105V65L104 66H101L100 65V63H99V65H93L92 64V66H91V64H89L90 63V61L91 60H89V62L88 61H86V59H84V62L86 61L87 63H84V65H86L87 66V64H89V67L87 66V69H89L88 71L90 72V71H92L91 73H93L94 72V70H96L95 72H94V76H93V74H92V77H93V79L91 80V76H88V74H85V71H86V69H84L85 71H83L82 70V67L80 68V67H78L79 65H80V61L79 60H81L84 56H82L84 53L83 52H81L82 53V55H81V57L82 58H80V57H78V58H80V59H78L76 56H74V57H76L77 58V60L79 61H77L76 59H72V57L70 58V56L71 55H73V54H71V52H70V54H69V52H68V50H63ZM122 49H124L125 50V52L126 53H124L123 52V50ZM126 49H128V50H126ZM138 49V50H137ZM153 50H155L154 48H152ZM160 49V50H159ZM184 49V48H183ZM212 49L210 50V51H212ZM11 53V50H12V52H14L13 53V56H12V54H10L8 51ZM20 50V51H19ZM29 50L31 51V53L30 54H34V53H36V55L34 54V58H35V56H38L39 58V61H38V63H37V61H32V62H30L31 60H34L32 57V55H30L29 54ZM47 49H45V53L47 52L46 51ZM49 50H48V52H47V55H49L48 53H51V52H49ZM140 50V51H139ZM152 51V52H150V51ZM162 50H163V52H162ZM191 52H190V51ZM194 50H196V49H194ZM253 50V51H254ZM258 51L257 52V54L260 52V53H262L263 54V57H264V51ZM23 51L24 52H26L30 57H28L27 59H24V60H26V62L25 63H23V64H20V67H21V65L23 66V68L25 69H23L22 67L20 68H16L15 67V63L16 64H19L20 63V61L19 60H21L22 61V59L23 58H21V59H19L18 60V58H19V54L21 53V56L23 57V55H24V57H26V53H24L23 54ZM100 51V52H101ZM116 51H119V52H116ZM150 52V53H146V52ZM215 51H214V53H215ZM233 51V52H234ZM245 51H247V53L245 52ZM249 51V54H248V57H247V59H244L245 61L247 60L248 61V58L249 57H251V56H253V55H250V52ZM252 51V54H254V55H256L254 52ZM5 52H6V54H7V56L5 55ZM8 52V53H7ZM18 52V53H17ZM20 52V53H19ZM32 52H34V53H32ZM56 52V53H57ZM60 52V51H59ZM75 52H77V51H75ZM75 52H73V53H75ZM79 52V51H78ZM77 52V53H78ZM79 52V53H80ZM88 52V54H89V51H87ZM94 52V51H93ZM95 52H97V51H95ZM94 52V53H95ZM99 52V51H98ZM103 52V51H102ZM122 52V53H121ZM128 52V53H127ZM137 52V53H136ZM140 52V53H139ZM161 52V55L159 54ZM186 54H185V53ZM187 52H189V54H191V55H188V53ZM219 52H221V53H219ZM17 53V54H16ZM56 53H54L55 55H56ZM63 53H65L66 55H64ZM78 53V54H79ZM93 53V54H94ZM105 52H103L102 54H104ZM120 53V54H119ZM131 53H132V55H134V56H136V57H134V56H132L131 55ZM133 53H136V55L135 54H133ZM151 53H152V55H151ZM165 53V54H164ZM183 53H184V55H183ZM53 53H51L50 55H52ZM54 54L52 55V57L54 56ZM58 54V53H57ZM91 54V53H90ZM93 54H91L92 56H93ZM98 54V53H97ZM97 54H94V56H97ZM99 55V56H104V55ZM119 54V55H118ZM126 54V55H125ZM127 54H129V56L127 55ZM138 54H141L140 56H142L141 57V59L142 58H144V57H146V58H144V60H141L140 59V56L138 55ZM143 54H144V56H143ZM156 54H158V55H160L161 57H159L158 55H156ZM182 54V55H181ZM205 54V55H204ZM262 54H260V55H262ZM4 56L3 58H2V56ZM10 55V56H9ZM15 55V56H14ZM17 55V56H16ZM27 55V56H28ZM50 55L49 56H46V57H48L49 59H52V58H50ZM63 55H64V57H63ZM70 55V56H69ZM75 55V54H74ZM80 55V54H79ZM78 55V56H79ZM112 55V56H113ZM165 55V56H164ZM170 55V56H169ZM186 55V56H185ZM196 55H194V56H196ZM224 55H225V57H224ZM244 55V56H245ZM250 55V56H249ZM5 56H6V59H5V61H3L2 62V60H4V58H5ZM9 56V58H8V61H12V62H14V63H8V61H7V63H6V60H7V57ZM12 56V57H11ZM20 56V57H21ZM44 56V57H45ZM59 56H57L58 58H59ZM69 56V57H68ZM93 56V58H92V60L93 59H95L96 57H94ZM99 56H97V57H99ZM130 56H131V58H130ZM138 56H139V58H138ZM148 56H151L150 57V59H149V57ZM158 56V57H157ZM164 56V57H163ZM174 56V57H173ZM183 56H185V57H183L184 59H182V57ZM206 56V57H205ZM215 56H216V58L218 57V58H220V59H222L223 57H224V61L225 62H223L222 60H218V61H220L219 62V64H218V66H216L215 65V67H212V65H214L215 63V60H217L216 58H215ZM247 56V55H246ZM245 56V57H246ZM256 56H258V55H256ZM11 57V58H10ZM14 57H16L15 59H13ZM45 57V59H44V61L45 62H47L48 63V61H46V58ZM56 57V56H55ZM55 57H53V59L55 58ZM84 57V58H85ZM133 57H134V59H133ZM152 57H154V58H152ZM157 59H156V58ZM162 57H163V59H169V61L167 62V60L165 59V61L161 64L160 63V61H162L163 59H162ZM173 57V58H172ZM214 57V58H213ZM255 56H253V58H254ZM259 58H257V57H255L254 58V61L256 60L257 62V65H258V67H260L261 66V68H262V63H264V60H262L263 59V57H260V56H258ZM69 58V59H68ZM117 58V59H116ZM159 58H161L162 60H159ZM180 61V62H182L181 64H180V62H178V60ZM192 58V57H191ZM195 58V57H194ZM207 58V59H206ZM210 60H209V59ZM242 58V57H241ZM9 59H11V60H9ZM31 59V60H30ZM49 59H47V60H49ZM72 59V60H71ZM97 59V58H96ZM101 59V57L97 60L98 62H100L99 60ZM104 59H107V60H104ZM123 59V58H122ZM132 59V60H131ZM136 59V60H135ZM153 59V60H152ZM156 61H159V63L158 62H156ZM173 59H175V60H173ZM181 59V60H180ZM203 59H204V61H203ZM213 59H215L214 60V62L212 61ZM243 59V58H242ZM258 59H260V60H262L263 62L261 63V61L259 62V60ZM13 60H17L16 62L15 61H13ZM24 60L22 61V62H24ZM28 60H30L29 62H30V64H28ZM37 60V59H36ZM56 60H57V58H56ZM62 60H60V58H59V62H58V64L60 65V62L62 61ZM73 60H75V61H77L76 63H75V61H73ZM120 60V61H119ZM134 60V61H133ZM139 60V61H138ZM141 60V61H140ZM146 60V61H145ZM172 60H173V65H172ZM192 60H193V58H192ZM250 60L253 62V60H252V58H250ZM250 60L248 61L249 62V65H251V67H253V65H255V64H250ZM18 61H19V63H18ZM43 61V62H44ZM53 61V60H52ZM83 61V60H82ZM81 61V62H82ZM94 61V60H93ZM92 61V62H93ZM96 60L94 61L95 63L97 62ZM112 61V60H111ZM125 60H124V62H123V60H122V62L125 64V62H126ZM143 61H144V63H143ZM155 61V62H154ZM187 61V62H186ZM190 61V60H189ZM208 61H210L209 62V64H208ZM238 61V60H237ZM244 61V62H245ZM246 61V62H247ZM34 62H36V63H34ZM72 62V63H71ZM115 62H114V64H115ZM137 62H138V64H140L139 66H140V69L138 68V67H136L137 65H134V64H137ZM150 62H152V63H150ZM191 62V61H190ZM189 62V63H190ZM195 62H194V64H195ZM213 64H212V63ZM235 62V61H234ZM251 62V63H252ZM3 63V64H2ZM5 63V64H4ZM52 63H54V62H52ZM56 63V62H55ZM68 63H69V65H68ZM102 63V62H101ZM103 63V64H104ZM110 63H112V62H109V65H106V66H108L109 68H111L110 66H111V64ZM141 63H143L142 65H141ZM145 63H146V65H145ZM166 63V64H165ZM168 63H170L169 65H168ZM193 63V62H192ZM216 63H218L217 61H216ZM233 63V62H232ZM243 63V62H242ZM14 64V69H13V67H11L10 65H13ZM42 64V63H41ZM57 64V63H56ZM64 64H67V65H64ZM73 64V65H72ZM77 64H78V66H77ZM83 64V63H82ZM82 64H81V66H82ZM107 64H108V62H107ZM113 63H112V66L114 65ZM118 64V65H119ZM149 64H150V67H149ZM151 64L153 65V67H151ZM183 64V65H182ZM188 66V69H187V66ZM211 64V68L209 69V67H206V66H208V65H210ZM235 64V65H236ZM244 64H246V66L248 67L249 65H248V63H244ZM4 65V66H3ZM25 65H27V67L25 66ZM117 65V66H118ZM143 65H145L146 66V68H145V66H143ZM156 65H157V67H156ZM158 65H160V66H158ZM164 65V66H163ZM167 65V66H166ZM183 66V68H182V66ZM206 65V66H205ZM260 65V66H259ZM7 66V67H6ZM17 67H18V65H16ZM40 66H42V65H40ZM53 66L55 67V64H53ZM53 66H51V68H54ZM77 66V67H76ZM94 66H95V69H94ZM114 66H116V65H114ZM113 66V68L112 69H114L115 67ZM135 66V67H134ZM165 68H163V67ZM166 66V67H165ZM180 66H181V68H180ZM243 66H245V65H243ZM256 66V65H255ZM0 67V69H2ZM32 67V68H31ZM91 67H93V68H91ZM98 67V68H97ZM101 67V68H100ZM103 67H105L104 69H103ZM143 67H144V69H143ZM155 67L157 68L156 70H155ZM173 67V68H172ZM177 69H175V68ZM192 67V68H191ZM200 67H206V68H208V69H203V68H201L202 69V71L204 70V73H205V71L206 70H209V71H206L207 72V74L205 73H203L199 68ZM217 67V68H216ZM232 67L233 68H231L230 67V70L232 69V73L234 72V71H236V70H234V68H235V66H233L232 65ZM250 67V66H249ZM250 67V68H251ZM257 67V66H256ZM257 67V68H258ZM16 68V69H15ZM67 68V69H66ZM71 68V69H70ZM75 68V69H74ZM76 68H80L82 71H80V69H77L78 70V74H79V71H80V74L78 75V74H75V71H76ZM85 68V67H84ZM118 68V67H117ZM133 68H135V69H137L138 68V70H135L134 71V69ZM150 69V73H149V69ZM160 68V69H159ZM170 68L172 69V70H174V71H178V73L176 72H174V71H170ZM187 69V73L186 72H183V71H186V69ZM196 70H195V69ZM199 70H198V69ZM214 69V68H216V70H218V68H219V70H218V74H216V70H215V72H211V69ZM19 69H21V70H19ZM30 69H27L26 70V72L28 71V70H30ZM47 69H49L48 71H47ZM69 69V70H68ZM91 69V70H90ZM102 70V71H98V70ZM105 69L107 70V71H105ZM159 69V70H158ZM169 69V70H168ZM190 69L193 71H195L194 72V76H195V74H196V79H194V77H193V72H191L190 73ZM247 69V68H246ZM259 69V68H258ZM257 69V70H258ZM264 69V66H263V68L262 69H260V71L262 72V73H264V71H262ZM8 70H6L7 72H8ZM36 70H38V71H36ZM71 70V71H70ZM75 70V71H74ZM146 70V72L144 73V71ZM148 70V71H147ZM154 70H155V72H154ZM160 70H162L161 72H162V76L161 75H159L160 77H162L161 79L163 80H161L160 81V78H159V76L156 74V73H158V74H161V72H160ZM167 70V71H166ZM201 71V73L200 72H198V71ZM223 70V71H224ZM234 70V71H233ZM256 70V71H257ZM0 71H2V70H0ZM3 71L1 72V73H3ZM20 71V72H19ZM34 71V70H33ZM32 71V72H33ZM67 71H69L70 73H66ZM74 71V74L73 75H76V77L77 78H79V79H77L76 77H74L73 75H72V72ZM87 71V73H89ZM114 71V70H113ZM126 71V70H125ZM159 71V72H158ZM163 71H166L165 73L163 72ZM180 71H181V73H180ZM213 71V70H212ZM222 71V72H223ZM255 71V72H256ZM29 72H31V70L30 71H28L27 73H29ZM31 72V73H32ZM77 72V71H76ZM81 72H84V73H82V76H81ZM100 72V75H98V73ZM101 72H103V73H101ZM105 72V73H104ZM107 72V73H106ZM112 72V71H111ZM110 71H109V74L111 73ZM127 72V71H126ZM128 72H130V71H128ZM127 72V73H128ZM135 72V73H134ZM148 72V73H147ZM151 72H153V74L151 73ZM169 72V73H168ZM171 72H174V74L173 73H171ZM230 72V73H231ZM0 73V74H1ZM9 73V72H8ZM26 73V74H27ZM37 73V74H38ZM95 73H96V75H95ZM127 73H126V75H127ZM143 73V74H142ZM147 73V74H146ZM165 75H164V74ZM180 73V74H179ZM183 73H185V74H183ZM190 73V74H189ZM209 73V74H208ZM213 73H215L214 75H216V76H214L213 75ZM238 73V72H237ZM7 73H5L4 75H6ZM25 73H23L22 74V76H26V75H24ZM33 74V73H32ZM31 74V75H32ZM65 74H67V76L65 75ZM69 74V75H68ZM105 76H104V75ZM113 74H111V75H113ZM135 74V78H133V79H136V76L138 77V75H136ZM182 74V75H181ZM191 76H189V75ZM199 74V75H198ZM204 74V75H203ZM213 75V77H215V80H213V77L211 76V75ZM234 74V73H233ZM233 74H231V75H233ZM244 74V75H243ZM3 74L0 76L1 78H3V76H4ZM12 75V73H10V76ZM21 75V74H20ZM30 75V73L29 74H27V78L30 76L31 78H32V76ZM50 75H53V74H50ZM65 75V76H64ZM85 75L88 77V79L89 80H91V81H94V79H95V82H89L88 80H86L87 78H85ZM89 75H91L90 73H89ZM103 75V76H102ZM111 75L109 76V77H111ZM122 75V76H123ZM151 75V76H150ZM154 75V76H153ZM158 76V78H156V76ZM164 75V76H163ZM168 75V76H167ZM175 77H174V76ZM177 75H178V77L180 76V78H176L177 77ZM184 75V77H182ZM186 75H188L190 78H192V79H187V78H189V77H187ZM201 75H202V77H201ZM205 75H208L209 77H210V79H209V77L206 79V77H204ZM230 75V76H231ZM237 74H235V75H233V76H236ZM8 77V79H9V81H11L10 79L11 78H13V77ZM19 76V75H18ZM17 76V77H18ZM22 76L18 79L17 77H14V78H17L19 81H22ZM37 76V75H36ZM64 76V77H63ZM79 76V77H78ZM101 77L102 76V78H99V77ZM106 76H107V78H106ZM149 76H150V79H149ZM152 76L154 77V78H152ZM165 76H167V78H168V80H167V78L165 77ZM172 76V77H171ZM185 76H186V78H185ZM197 76H199V77H197ZM229 76V75H228ZM232 76V77H233ZM261 76V77H260ZM5 78H6V82H5V84L7 83V85L5 86V88L6 89H4L5 91H8V89H10L11 90V92H7L9 95H11L12 93H14L15 95H18V93H19V91L17 90V89H19V88H17V86L19 85L18 83H20L19 81H18V85L17 84H15V82L14 83H12L11 82V84L10 85H12L13 84V86H14V84H15V89L17 90V92L18 93H16V91L14 90H12V88H10L9 86L10 85H8L10 82L7 80V77L6 76H4ZM29 77V78H30ZM67 77V78H66ZM68 77H69V79H68ZM72 77H73V79H72ZM90 77V78H89ZM97 78V81H96V78ZM133 77V76H132ZM169 77H171L172 78V81H171V79L169 78ZM201 77V78H200ZM238 78H239V76H237ZM1 78H0V80H1ZM5 78H3L4 79V81H5ZM26 78V79H27ZM53 78V77H52ZM55 78V79H56ZM66 78V80H64ZM77 79L76 81H73L72 82V80H75V79ZM82 78V79H81ZM211 78H212V82L210 83V81H211ZM226 78V77H225ZM224 78V79H225ZM241 78H239V79H241ZM24 79V78H23ZM25 79V80H26ZM103 79V80H102ZM109 80V82H108V80ZM121 79H122V81H121ZM139 79V78H138ZM138 79H136V81L138 82ZM148 79V80H147ZM166 79V80H165ZM173 79L175 80V79H181L180 80V82H179V80H175L176 82L174 83L173 82ZM184 79V80H183ZM185 79L187 80V81H185ZM200 79H201V81L204 83L203 85H202V83L201 84H199L198 86L197 85H195V83L196 84H198V83H200ZM216 79L218 80H220V82H218V81H216ZM233 80H235V77H233L232 78ZM247 79V80H246ZM14 80H16V79H13L12 81H14ZM24 80V81H25ZM29 80V79H28ZM28 80L27 81H25V82H28ZM41 80V81H42ZM52 80V79H51ZM58 80L56 79L55 81H57V83H58ZM70 80V81H69ZM80 80L82 81V82H80ZM85 80L86 81H88L89 83H87L88 85H90L89 87H87V84H84V82H85ZM98 80H99V82H98ZM132 81V83L130 82V81ZM156 80L158 81V82H156ZM165 80V81H164ZM196 80H198L199 82L197 83V81ZM207 80V81H206ZM230 80H231V78H230ZM230 80H228L229 82H232L233 83V80L232 81H230ZM3 80H2V82L0 83L1 85H2V83L4 82ZM9 83H8V82ZM22 82V83H24L23 85H25V82ZM48 81L49 82H45V84H47L48 83V88H49V83H50V78L48 79ZM59 81H61V80H59ZM79 82L78 84L77 83H75V82ZM84 81V82H83ZM100 81H103V83L102 82H100ZM126 81H128V82H126ZM167 81V82H166ZM172 82V83H174V85L172 84V83H169V82ZM184 81V82H183ZM244 81H246V82H244ZM29 82H30V80H29ZM53 82H54V79H53ZM52 82V83H53ZM62 82V81H61ZM68 84H67V83ZM72 82V83H71ZM96 82H98L97 84H96ZM108 83V85L107 84H105V85H103L104 83ZM115 82H117V84L115 83ZM124 82L125 83H127L128 84V86H127V84L126 85H123L124 84ZM178 82V83H177ZM207 82L210 84V85H213L215 82H218V83H220V84H222V85H220V86H222V87H220L219 86V88L217 87V85H218V83H216V85L215 86H213L214 88H216L217 89V91L215 90V89H213V91H212V86H210L211 88V91H210V89H209V86H208V84H207ZM257 82V83H258ZM22 83H20L21 85H22ZM42 83H44V82H42ZM69 83H70V87L72 88H70L68 85H69ZM82 83V85L84 84V88H86V89H84L83 90V86L81 87V86H79V88L81 87L82 88V92L80 91L81 90V88L78 90V93H76L77 91H76V89H74L76 86V84L77 85H79V84H81ZM96 84V86H95V84ZM102 83V84H101ZM141 82L139 81V84H140ZM166 83V84H165ZM176 83H177V85H176ZM4 84V83H3ZM26 84H28V83H26ZM29 84H31V82L29 83ZM55 83H53V85H54ZM59 84H60V82H59ZM66 84V85H65ZM72 84V85H71ZM101 84V85H100ZM112 85V87H111V85ZM115 84H116V86H115ZM134 86H133V85ZM148 84V85H147ZM170 84H172V86H173V89H177V87L176 86H178V84H179V90H178V93H177V90H173V89H171L172 87L170 86ZM184 84H182V85H184ZM231 84V83H230ZM261 84H264V82L263 83H261ZM1 85H0V87H1ZM55 85H57V84H55ZM54 85V86H55ZM64 85V86H63ZM75 87H74V86ZM92 85V86H91ZM107 85V86H106ZM110 85V86H109ZM118 85V86H117ZM120 85V86H119ZM135 85H137L136 87H135ZM150 85V87H151V89L149 88V91H148V89H147V86H149ZM205 85V86H204ZM206 85H207V87H206ZM237 85V82L235 81V84H234V87ZM259 85V86H258ZM26 87L27 86H29V85H25ZM25 86H24V89H22L23 91H26V92H22V93H19L20 95H23L24 94V96H26V93L28 92L29 93V91H27V90H30V87L29 88H27V90L25 89ZM44 86V84H42V86L41 87H43ZM47 86V85H46ZM51 86H52V84H51ZM50 86V87H51ZM86 86V87H85ZM93 86L95 87V88H93ZM99 86H101V89L100 88H98ZM103 86H104V88H103ZM131 86H133V87H131ZM139 86V87H138ZM143 86V87H142ZM200 86H202V87H204L203 89H202V87H200ZM264 86V85H263ZM4 87V86H3ZM3 87H2V89H3ZM19 87V86H18ZM61 88L62 89V87H63V91L61 90V89H59V88ZM68 87V88H67ZM74 87V88H73ZM106 87V88H105ZM109 87V88H108ZM117 87H119L121 90L119 91V89L117 88ZM132 89H131V88ZM145 87V88H144ZM162 88L161 90H160V88ZM164 87H166V86H164ZM175 87V88H174ZM225 87H227L226 89H227V91H224L225 89H223V90H220V88H225ZM233 87V88H234ZM8 88V89H7ZM14 88V87H13ZM22 88V86H20V89ZM36 89V90H34V89ZM57 88H58V91L60 92V93H58L57 94ZM70 88V90H68ZM77 88H78V86H77ZM90 88V89H89ZM97 88V89H96ZM111 88V89H110ZM116 88H117V90H116ZM135 88H136V90H135ZM138 88V89H137ZM142 88V89H141ZM144 88V89H143ZM184 88H188V89H184ZM236 88V87H235ZM235 88H234V90H235ZM253 88V89H252ZM264 88V87H263ZM66 89V90H65ZM73 89L76 91H73ZM88 89H89V91L92 89V91H90V92H87L88 91ZM94 89H96L95 90V92L93 91ZM125 89V90H124ZM146 89H147V93H149L148 94V98L146 97L147 96V94H145L146 93ZM206 89V90H205ZM208 89V90H207ZM245 89V90H244ZM255 89V90H254ZM1 90V89H0ZM9 90V91H10ZM48 90V89H47ZM46 90V91H47ZM99 90L102 92V93H100L99 92ZM107 90V91H106ZM140 90H142V91H140ZM187 90V91H186ZM202 90H205L206 92H208L207 94H206V92L204 93V92H202ZM219 90H220V92H219ZM230 90V89H229ZM233 90V89H232ZM231 90V91H232ZM2 91L3 90H1L0 91V95H2L3 96V94L5 95L6 94V92L5 91H3L4 93H2ZM21 91V90H20ZM45 91V90H44ZM52 91V92H51ZM62 91V92H61ZM68 93H67V92ZM97 91L99 92V94L97 93ZM111 92V93H113L115 96H113V94H110V93H108V92ZM122 91V92H121ZM130 91H132V92H130ZM137 91L139 92V94L137 93ZM145 91V92H144ZM153 91V90H152ZM169 91V90H168ZM214 91L217 93V94H215L214 93ZM222 91H224V93L222 92ZM236 91V90H235ZM263 91V90H262ZM54 92V93H53ZM56 92V93H55ZM65 92V93H64ZM74 92V93H73ZM84 92H85V94H84ZM115 92V93H114ZM119 92V93H118ZM127 93L126 95H124L125 93ZM133 92H136V95H138L137 97L139 98L140 96L139 95H141V94H145V97L143 98V95H141V97L138 99L137 97H136V95H135V93H133ZM140 92H142V93H140ZM167 92V91H166ZM170 92V91H169ZM170 92V93H171ZM199 92H198V94H199ZM2 93V94H1ZM27 93V94H28ZM47 93V92H46ZM51 93V94H50ZM62 93H63V96H62V98H61V95H62ZM67 93V94H66ZM80 93V96H82V93H83V98L82 97H79V96H76V95H78ZM91 93V94H90ZM106 93H108V94H106ZM122 93H123V95H122ZM189 93V92H188ZM196 93V94H195ZM215 95H214V94ZM218 93H220V94H222L221 95V97H223V98H221L220 97V99H218V96L217 95H219ZM225 93H227V94H229L228 95V97H226L225 95ZM235 93H234V95H235ZM257 93V95H256V97L254 96V103L256 102V103H258L257 101H258V99H259V102H261L262 100H264V94H262V92L260 93L261 94V96L262 97H260V98H258L259 97V94ZM264 93V92H263ZM6 95V97L5 98H9V95ZM13 94V95H14ZM59 94H61L60 96H58ZM75 95V97L77 98V100H76V98L74 97H72V96H74ZM93 94V95H92ZM129 94V95H128ZM134 94V96H132ZM160 94H162V93H160ZM204 94H206L205 96H204ZM231 94V95H230ZM13 95H11L13 98H22L21 96H19L18 95V97L17 96H13ZM66 95V96H65ZM72 95V96H71ZM102 95H104L103 97H102ZM111 97H110V96ZM117 95V96H116ZM121 95V96H120ZM156 95V96H157ZM189 95V94H188ZM2 96H0L1 98H4V97H2ZM8 96V97H7ZM10 96V97H11ZM24 96H23V98H24ZM28 96V100L30 99V97H29V94L27 95ZM34 96H37L36 98L34 97ZM45 97V98H43V97ZM92 96H96L95 98L93 97L92 98ZM99 96V97H98ZM102 98H101V97ZM120 96V97H119ZM124 96V97H123ZM126 96V97H125ZM204 96V97H203ZM209 96H208V98H209ZM220 96V95H219ZM224 96H225V98L226 99H224ZM237 96V95H236ZM249 96H251V100H250V98H249ZM49 97H50V99H49ZM53 97H54V99L56 100V101H54V99H53ZM56 97V98H55ZM69 97H70V100H69ZM90 97H91V99H90ZM105 97H107V98H105ZM109 97L111 98V99H109ZM119 97V98H118ZM122 97H123V100H122ZM131 97V98H130ZM134 97H136L135 99H134ZM152 97V98H151ZM170 97V99H168ZM38 98H39V100H38ZM40 98H42V100L40 99ZM50 100V101H53V102H50V101H48V99ZM52 98V99H51ZM65 98V99H64ZM115 98V99H114ZM118 98V100H120L119 102H118V100L116 101V99ZM132 98H133V100L134 101H136V99H137V102H131L132 101ZM141 98H143V99H141ZM146 98H147V100H146ZM236 98V100H237V102H236V100H234ZM256 98V99H255ZM258 98V99H257ZM262 98V99H261ZM10 99V98H9ZM12 99V98H11ZM20 99H18V100H20ZM24 99H26V97L24 98ZM30 99V100H31ZM58 99V100H57ZM80 99V100H79ZM81 99H82V101H81ZM85 99L87 100V101H85ZM94 99V100H93ZM99 99V100H98ZM105 99L107 100V101H105ZM125 99V100H124ZM154 99V100H153ZM207 99V98H206ZM221 99L223 100V101H221ZM261 99V100H260ZM1 100V99H0ZM16 99H14V101H15ZM37 100V101H36ZM45 100V101H44ZM74 100V101H73ZM75 100H76V104H75ZM88 100H90V101H88ZM93 100V101H92ZM98 100V101H97ZM112 100V101H111ZM113 100H115V101H113ZM126 100H128V101H126ZM138 100H139V102H138ZM144 100H145V102H144ZM150 100H153L152 101V103H151V101ZM196 100V101H197ZM241 100L243 101H246V103L250 106V108L245 104H243V102H241ZM256 100V101H255ZM2 102H3V100H1ZM0 101V102H1ZM11 101V100H10ZM13 101V100H12ZM59 101V102H58ZM67 101V102H66ZM73 101V102H72ZM100 101V102H99ZM106 103H105V102ZM123 101H125V102H127V104L125 103V102H123ZM148 101V102H147ZM178 101V102H179ZM186 102V103H184V104H188V106L187 105H182V103L183 102ZM232 101V102H231ZM251 101V102H250ZM31 102H33L32 100H31ZM44 102V103H43ZM46 102H48L47 104L49 105V103H50V105L51 106H48L47 104H46ZM83 102V103H82ZM92 102H95V103H92ZM114 102V103H113ZM116 102H118V104L116 103ZM198 102V103H199ZM236 102V103H235ZM263 102V101H262ZM4 102H3V104H5ZM23 103H24V105H25V107H24V105H23ZM28 103V102H27ZM40 103V104H39ZM42 103V104H41ZM52 103V104H51ZM54 103H56L55 105H53ZM77 106H75L74 104ZM80 103H82V104H80ZM105 103V104H104ZM109 103H110V105H112V106H109ZM113 103V104H112ZM117 105H116V104ZM127 107H124V105ZM132 105H131V104ZM154 103V104H153ZM242 103V104H241ZM245 103V102H244ZM2 103H0V105H1ZM14 104V103H13ZM62 104V105H61ZM122 104V105H121ZM137 104V105H136ZM149 104H151V105H149ZM158 104H159V106H158ZM163 104H165V106L163 105ZM191 104V105H190ZM217 104V103H216ZM239 104V105H238ZM241 104V105H240ZM42 105H45V106H42ZM57 105H58V107H57ZM75 107H74V106ZM96 105V106H95ZM97 105H98V107H100V109L99 108H97ZM114 105V106H113ZM138 105H140L141 107H139ZM192 105L194 106V107H192ZM242 105L243 106H245L246 108H242ZM253 105H255V104H253ZM63 106V107H62ZM79 106V107H78ZM84 106V107H83ZM116 106H118V107H116ZM119 106H120V108H119ZM133 106V107H132ZM144 106V107H143ZM147 106V107H146ZM150 108H149V107ZM154 106V107H153ZM155 106H156V109H155ZM173 106V107H172ZM191 107V109H190V107ZM211 106V107H210ZM213 106V107H212ZM252 106V107H251ZM12 107H14V106H12ZM35 107V106H34ZM43 107V108H42ZM46 107V108H45ZM53 107V108H52ZM68 107V108H67ZM72 107H74V108H72ZM115 107V108H114ZM122 107V108H121ZM129 107V108H128ZM136 107H138V108H136ZM175 107V108H174ZM182 107H183V109H185V112L182 110ZM188 107V109H186V108ZM198 107V108H197ZM200 107V108H199ZM214 107L216 108V107H218V109L216 108V110H218L217 112L215 111V109H214ZM219 107H220V109H221V107L223 108V110H221V112H219L220 111V109H219ZM10 108V109H9ZM72 108V109H71ZM77 110H76V109ZM88 108V109H87ZM109 108V109H108ZM114 108V109H113ZM124 108H126V109H124ZM139 108H140V110H139ZM143 108H146V109H143ZM149 108V109H148ZM165 108H166V110H165ZM176 108H178V109H176ZM202 108V109H201ZM209 108V109H208ZM211 108V109H210ZM225 108V109H224ZM248 108V111H245V109H247ZM4 111H3V110ZM26 109H27V111H26ZM41 109V110H40ZM63 109V110H62ZM74 109V110H73ZM87 109V110H86ZM131 109H133V110H131ZM138 109V110H137ZM148 109V110H147ZM153 109H154V111L156 112H154L153 111ZM168 109V110H167ZM170 109V110H169ZM175 110V111H171V110ZM197 109H200V110H202V111H200V110H198V112H196L197 111ZM207 109H208V111H207ZM229 109H230V113H229ZM256 111H255V110ZM38 110V111H37ZM44 110V111H43ZM50 112H49V111ZM61 110L64 112V110H65V112L63 113V112H61ZM76 110V111H75ZM81 110V111H80ZM94 110V111H93ZM99 110V111H98ZM100 110H101V112H100ZM114 110V111H113ZM142 110V111H141ZM165 110V111H164ZM196 110V111H195ZM205 110V111H204ZM226 111L227 112V114H230V115H228V119L226 118V115H225V113L223 112V111ZM48 113H47V112ZM55 111V112H54ZM57 111V112H56ZM60 111V112H59ZM92 111V112H91ZM116 111V112H115ZM121 111V112H120ZM123 111H124V113H123ZM127 111V112H126ZM130 111V112H129ZM134 111H136V112H134ZM137 111H138V113H139V116H138V114H137ZM147 111H148V113H147ZM151 111H153V113L151 112ZM161 113H160V112ZM164 111V112H163ZM178 111V112H177ZM192 111V112H191ZM238 111V112H237ZM255 111V112H254ZM12 112V111H11ZM20 112V113H21ZM43 112V113H42ZM59 112V113H58ZM71 114H70V113ZM115 112V113H114ZM150 112V113H149ZM163 112V113H162ZM181 112H182V114H181ZM203 112V113H202ZM219 112V113H218ZM223 112V113H222ZM259 112V113H258ZM6 113V114H5ZM13 113H15L14 111H13ZM12 113V114H13ZM31 113V112H30ZM35 113V114H34ZM37 113V114H36ZM41 113V114H40ZM45 113H46V115H45ZM57 113V114H56ZM67 113V114H66ZM74 113V114H73ZM94 114V116L92 115V114ZM108 113V114H107ZM112 113V114H111ZM133 113V114H132ZM143 115H142V114ZM151 113H152V115H151ZM161 115H159V114ZM171 113V114H170ZM175 115H174V114ZM178 113V114H177ZM193 113H194V115H193ZM196 113V114H195ZM197 113H198V116L200 117V118H204V119H200V118H198V116H197ZM205 113V114H204ZM209 113L211 114V113H213V115L211 114V116L209 115ZM215 113V114H214ZM220 113L224 116H220L219 117V115H220ZM9 116H8V115ZM11 114V113H10ZM60 114V115H59ZM65 114V115H64ZM71 116H70V115ZM73 114V115H72ZM87 114V115H86ZM89 114V115H88ZM96 114V115H95ZM101 114V115H100ZM106 114V115H105ZM116 114V115H115ZM119 114V116H117ZM130 114V115H129ZM137 116V118H136V116ZM147 114V115H146ZM155 114V115H154ZM170 115V117H169V115ZM204 114V115H203ZM233 114H234V112H233ZM232 114V115H233ZM262 114L264 115V113L262 112ZM262 114H260V115H262ZM3 115H5V116H3ZM65 117H64V116ZM77 117H76V116ZM79 115H80V117H79ZM128 115V116H127ZM145 115V116H144ZM149 115V116H148ZM180 115V116H179ZM182 115V116H181ZM185 115V116H184ZM190 115V116H189ZM195 116V117H192V116ZM208 115V119L210 120L211 119V117H212V119L210 120V122H209V120L207 119V116ZM219 117L218 118V120L219 121H217V123H218V125L216 126V121L215 120H217V116ZM255 115H252L253 117L255 116ZM21 116V118H19ZM29 116L31 117V118H29ZM33 116V117H32ZM46 116V117H45ZM56 116V117H55ZM60 116V117H59ZM63 116V117H62ZM68 116V117H67ZM84 118H83V117ZM86 116V117H85ZM93 116V117H92ZM100 116V117H99ZM115 116V117H114ZM135 116V117H134ZM153 117V118H151V117ZM157 116H159V118L161 119H159ZM203 116V117H202ZM213 116H215V118L213 117ZM230 116V117H229ZM8 117L10 118L11 117V119L10 120H12V122L13 123H19V125L18 124H16L15 123V125L16 126H14L13 125V123H12V125H13V127L11 126V124L9 125V124H7L6 125V123H3L4 122V119H5V121L6 122H9V120H8ZM27 117V118H26ZM39 117H40V119H39ZM53 117H55L54 119H53ZM71 117V118H70ZM74 117V118H73ZM98 117H99V119H98ZM103 117V118H102ZM106 117V118H105ZM117 117H118V119H117ZM133 117H134V119H133ZM140 117L142 118V120L140 119ZM150 119H149V118ZM162 117V118H161ZM164 117H165V119H164ZM166 117H168L170 120H167L166 119ZM175 117V118H174ZM180 117V119H177V118H179ZM189 117V120L188 119H186V118H188ZM192 117V118H191ZM264 117V116H263ZM263 117L261 116V118L263 119ZM47 118V119H46ZM52 118V119H51ZM60 118V119H59ZM64 120H63V119ZM73 118V119H72ZM79 118V119H78ZM89 118H90V120H89ZM91 118H93V119H91ZM114 120H113V119ZM139 118V119H138ZM146 118V119H145ZM157 118V119H156ZM174 118V120L172 121V119ZM183 118V119H182ZM193 118L195 119V121L193 120ZM225 118V119H224ZM33 121H32V120ZM37 119V120H36ZM46 119V120H45ZM74 119H75V121H74ZM78 119V120H77ZM96 119V120H95ZM112 119V121H110ZM116 119H117V121H116ZM122 121H121V120ZM127 119V120H126ZM133 121V123H132V121ZM162 119H164V120H162ZM184 119H186V120H188V121H191L192 120V122H189L190 124H188L187 122H186V120L184 121ZM199 119H200V121H199ZM215 119V120H214ZM222 119H224V120H226V122H230L229 124L228 123H226L225 121H223V122H225L226 123V125H229L228 127L227 126H225V123H223L224 124V126L226 127V129L224 128V126H223V124H222V126H221V124H220V121L222 120ZM230 119V121H228ZM247 121V123H246V121ZM26 120H28V122L26 121ZM45 120V121H44ZM49 120V121H48ZM51 120V121H50ZM59 120H60V122H59ZM69 120H70V123H69ZM95 120V121H94ZM100 120H102L101 122H100ZM104 120V121H103ZM108 122H110V123H108ZM120 120V121H119ZM140 120V121H139ZM143 120H145V121H143ZM154 120H156V121H154ZM159 120V121H158ZM167 120V121H166ZM207 120V121H206ZM215 122H214V121ZM241 120L243 121H245L244 123L245 124H247L246 125V128L244 127V125L242 124L243 122H241ZM33 123L34 121V123L33 124H30L31 122ZM38 121V122H37ZM42 123H41V122ZM62 121V122H61ZM65 121V122H64ZM66 121H67V124H68V127H66L67 126V124H66ZM79 121V122H78ZM88 121V122H87ZM116 121V123H114ZM151 121H152V123H151ZM170 121V122H169ZM183 121V122H182ZM194 121V122H193ZM199 121V122H198ZM203 121H205V122H203ZM232 121V122H231ZM257 121V122H256ZM26 124H24V123ZM75 122V123H74ZM80 122H82V123H80ZM86 122V123H85ZM119 122V123H118ZM124 122V123H123ZM139 122V123H138ZM158 122V123H157ZM160 122V123H159ZM174 122V123H173ZM175 122H176V124H175ZM180 122H182V123H180ZM197 124H196V123ZM203 122V124L201 125V127H200V124ZM214 122V123H213ZM239 124H242V127H241V125H239ZM27 123H29V124H27ZM44 123V124H43ZM49 123V124H48ZM60 125H59V124ZM64 123V124H63ZM80 123V124H79ZM90 123V124H89ZM93 123L94 124H96V125H93ZM102 123V124H101ZM106 123H108V124H106ZM112 123V124H111ZM118 123V124H117ZM123 123V124H122ZM127 125H126V124ZM128 123H130V124H128ZM136 123V124H135ZM156 123V124H155ZM164 125H163V124ZM186 123V124H185ZM194 123V124H193ZM207 123V124H206ZM213 123V124H212ZM231 123L233 124V126L231 125ZM235 123V124H234ZM256 123H258L259 125H261V126H259V125H257V127H256ZM3 124V125H2ZM5 124V125H4ZM72 124V125H71ZM77 124V125H76ZM92 124V125H91ZM99 124H101V125H104V126H106L105 128H104V126H100ZM111 124V125H110ZM158 124V125H157ZM166 124H168V126L166 125ZM170 124V125H169ZM183 126H182V125ZM199 124V125H198ZM211 124V125H210ZM219 124H220V126L221 127H219ZM252 124L255 126V127H253L252 126ZM39 127H38V126ZM57 125V126H56ZM60 127H59V126ZM64 125V126H63ZM89 125V126H88ZM114 125V127H111V126H113ZM119 125V126H118ZM121 125H122V127H121ZM124 125H125V127H124ZM130 125V126H129ZM135 125H138V126H136L135 127ZM141 125V126H140ZM146 125V126H145ZM176 127H175V126ZM178 125H180L179 127H178ZM189 125V126H188ZM194 126V128H192L191 126ZM195 125H196V127H195ZM204 125H206V126H204ZM208 125H210V126H208ZM213 125H215L214 126V128H213ZM7 126V127H6ZM20 126H23V127H20ZM27 126H28V128H27ZM38 128H37V127ZM53 126H54V128H53ZM81 128H80V127ZM86 126V127H85ZM90 126L92 127V128H90ZM108 126H109V128H108ZM116 126H118V127H116ZM140 126V127H139ZM149 126H151V127H149ZM161 126V127H160ZM162 126L164 127V128H162ZM169 126H171L170 128H169ZM183 128H182V127ZM186 126H188V127H186ZM204 126V127H203ZM230 126H232V127H230ZM241 128H240V127ZM259 126V127H258ZM9 127V128H8ZM16 127V128H15ZM18 127H20V128H18ZM25 127V128H24ZM30 127V128H29ZM35 127V128H34ZM42 127H44V128H42ZM48 127V128H47ZM50 127V128H49ZM55 127H59L60 128V130H59V128H58V131H57V128H55ZM63 127V128H62ZM71 127V128H70ZM83 127L86 129H83ZM98 127V128H97ZM131 127H133L132 129H131ZM178 127V128H177ZM182 129H181V128ZM185 127V128H184ZM206 127H208V129L210 130V135H209V133H208V129L206 128ZM234 127V128H233ZM238 127V128H237ZM5 128V129H4ZM8 128V129H7ZM11 128H12V131H11ZM13 128H15L16 130V132H14V129ZM18 128V129H17ZM34 128V129H33ZM46 128V129H45ZM52 128V129H51ZM65 128V129H64ZM76 128H77V130H76ZM97 128V129H96ZM101 128V129H100ZM114 128V129H113ZM117 128V129H116ZM136 128H138V129H136ZM147 130H145V129ZM156 128V129H155ZM175 128H176V130H175ZM179 128H180V131H179ZM189 129V131H188V129ZM196 128V130L195 131H192V130H194ZM202 128H205L204 130L205 131H203V129ZM223 128L225 129V130H223ZM227 128H229V129H227ZM231 128H233L234 130H236V131H234V130H232ZM237 128V129H236ZM245 128V129H244ZM249 128H251L250 130H249ZM9 129H10V131L11 132H9ZM24 129V130H23ZM27 129V130H26ZM29 129V130H28ZM32 129H33V131H32ZM39 129V130H38ZM50 131H48V130ZM56 129V130H55ZM74 129V130H73ZM82 129V130H81ZM91 129H93L92 131H91ZM99 129V130H98ZM104 129V130H103ZM106 129V130H105ZM112 129V130H111ZM122 129L124 130V131H122ZM131 129V130H130ZM143 129V130H142ZM160 129V130H159ZM170 131H169V130ZM184 129V130H183ZM214 129H215V131H214ZM231 129V130H230ZM239 129H241V130H239ZM246 129H248V130H246ZM255 129V130H256ZM19 130V131H18ZM32 132H31V131ZM53 130V131H52ZM54 130H55V132H54ZM63 130V131H62ZM69 130V131H68ZM94 130H96V131H94ZM108 130H110V131H108ZM135 130V131H134ZM149 130V131H148ZM152 130V131H151ZM175 132H174V131ZM186 130V131H185ZM202 130V131H201ZM213 130V131H212ZM217 130H219V131H217ZM221 130H223L222 132H221ZM243 130H245V131H247V132H249V133H247V132H245V131H243ZM256 130V132H258ZM26 131V132H25ZM46 131V132H45ZM59 131H61V132H59ZM67 131H68V133H67ZM79 131H81V133L79 132ZM113 131H114V134H112L113 133ZM121 131V132H120ZM136 133H134V132ZM138 131V132H137ZM142 131V132H141ZM144 131V132H143ZM159 131V132H158ZM160 131H161V133H160ZM166 131H168V132H166ZM177 131H179V132H177ZM197 131V132H196ZM199 131V132H198ZM213 133H212V132ZM218 133H217V132ZM226 131H227V133H226ZM233 131V132H232ZM253 131H254V129H253ZM27 135V137L29 138V137H31L32 138V140L31 139H29L30 141H33V142H29V140H27L25 137H26V135L24 134V133ZM32 134H31V133ZM43 132V133H42ZM45 132V133H44ZM53 133V135L51 136V134ZM79 132V133H78ZM85 134H83V133ZM86 132H87V134H86ZM96 133V135H95V133ZM105 132H107V133H105ZM111 132V134H109ZM116 132V133H115ZM118 132H120V133H118ZM125 132V133H124ZM147 132V133H146ZM149 132V133H148ZM170 132V133H169ZM171 132H173V134L171 133ZM181 132V133H180ZM185 132H187L188 134H184ZM194 132V133H193ZM202 132V133H201ZM215 132V133H214ZM231 132V133H230ZM239 132V133H238ZM242 132H245V134L244 133H242ZM255 132V131H254ZM4 133V134H5ZM8 133L6 134V135H8ZM19 133H20V135H19ZM40 133H41V135H40ZM60 133H61V135H60ZM100 133V134H99ZM103 133H105V134H103ZM125 135H124V134ZM127 133V134H126ZM134 133V134H133ZM152 133V134H151ZM168 134V136H167V134ZM194 135H192V134ZM207 133V134H206ZM224 133H225V135H229V137H230V135H232L231 137L233 138V140H237V142H234L235 144L236 143H238V145L237 146H240V147H238V148H236V146L234 145L233 146V140L232 139H228L229 137H227V136H225L224 138H223V136H222V134L224 135ZM233 133V134H232ZM234 133H236L237 135H235ZM241 133V134H240ZM18 134V135H17ZM23 134V135H22ZM33 134H36V135H33ZM58 134V135H57ZM65 134H67V135H65ZM69 134V135H68ZM138 134H140V135H138ZM142 134H144V135H142ZM162 135V136H159V135ZM175 134H177L176 135V137H175ZM198 134V135H197ZM215 136H214V135ZM241 135V136H239V135ZM246 134H248L246 137H250V139L252 138V141H249V140H247V142L248 143H250V142H252V143H250V145L253 147V144H255L254 142L256 141L257 143L255 144V148H252V147H250L251 149H245L247 146H250V145H247L246 146V142L244 143V140L246 139H244L242 136H244L245 137V135ZM8 135V136H9ZM15 135V136H14ZM25 135V136H24ZM45 135V136H44ZM84 135V136H83ZM90 135V136H89ZM93 135V136H92ZM105 135H106V137H107V139L106 138H104L105 137ZM108 135V136H107ZM111 135V136H110ZM126 135H129V136H126ZM138 135V136H137ZM147 135V136H146ZM151 135V136H150ZM164 135V136H163ZM170 135V136H169ZM180 135V136H179ZM192 138V140H191V138L189 137V136ZM199 135H200V138L201 139H199ZM204 135H206V136H204ZM209 137H208V136ZM219 135V136H218ZM236 137H235V136ZM253 135H255L254 137H253ZM22 136V137H21ZM33 136V137H32ZM79 136V137H78ZM91 137V138H89V137ZM101 136H103V137H101ZM114 136V137H113ZM123 136V137H122ZM132 136H134V138L132 137ZM157 136H159L158 138H157ZM167 136V138H165ZM184 138H183V137ZM185 136H187V137H185ZM198 137V139H197V137ZM203 136H204V138H203ZM210 136L212 137V140H211V138H210ZM218 136V137H217ZM17 137H19V138H17ZM57 137V138H56ZM88 137V138H87ZM93 137V138H92ZM112 137L113 138H115V139H112ZM121 137V138H120ZM129 138V137H131L130 138V142L127 140V138ZM153 137H154V140H153ZM165 138V139H162V138ZM169 137V138H168ZM181 137V138H180ZM230 137V138H231ZM237 137L239 138V139H237ZM240 137H242L241 138V140H240ZM4 138H6L7 140H8V142L6 141V140H4L3 141V139ZM22 140H21V139ZM25 138V139H24ZM40 138V139H39ZM41 138H43V139H41ZM46 138H47V140H46ZM96 138V139H95ZM120 138V139H119ZM126 138V139H125ZM139 138V139H138ZM142 138V139H141ZM176 138V139H175ZM180 138V139H179ZM188 138V139H187ZM213 138H215L214 140H218V139H220V138H222V142L221 141H215V142H213L214 140H213ZM235 138V139H234ZM256 138V139H255ZM263 138V137H262ZM9 139H10V141H9ZM24 139V140H23ZM34 139H36V140H34ZM57 139V140H56ZM71 139V140H70ZM99 139V140H98ZM131 139H132V141H131ZM134 139V140H133ZM138 139V140H137ZM157 139V140H156ZM159 139H160V141L163 143V145H165V146H163L162 144H161V142L159 141ZM168 139H169V141H168ZM173 139V140H172ZM183 139H185V140H183ZM202 139H204V140H202ZM207 139L209 140V141H207ZM224 139L226 140V141H230V143H232V147H231V145H228V144H230L229 142H228V144L225 146V145H223V144H226L225 142L226 141H224ZM244 139V140H243ZM249 139V138H248ZM19 140V141H18ZM41 140V141H40ZM54 140V141H53ZM97 142H96V141ZM109 140V141H108ZM111 140V141H110ZM114 140V141H113ZM116 140L117 141H122L123 143H120V142H116ZM125 140V141H124ZM128 142H127V141ZM155 140L160 144V146H159V144L157 143V142H155ZM166 140V141H165ZM175 140V141H174ZM177 140H178V142H177ZM188 140V141H187ZM221 140V139H220ZM238 140H239V142H238ZM242 140H243V143H241L242 142ZM5 141L7 142V144L5 143ZM12 141V143H10ZM18 141V142H17ZM45 141V142H44ZM46 141H48L47 143H46ZM52 142V143H49V142ZM58 141H60V142H58ZM133 141H135V142H133ZM139 141V142H138ZM140 141H142V142H140ZM144 141V142H143ZM147 141H149V142H147ZM185 141V142H184ZM202 141V142H201ZM204 141V142H203ZM207 141V142H206ZM3 142V143H2ZM25 142H26V144H25ZM27 142H28V144H29V148H28V145H27ZM44 142V143H43ZM84 142V143H83ZM111 142V143H110ZM136 142H138L139 144H140V146H139V144L138 143H136ZM152 144H151V143ZM155 142V143H154ZM168 142V143H167ZM185 144V145H183V143ZM189 142V143H188ZM193 144H192V143ZM201 142V143H200ZM210 143V142H213L212 143V145H215L213 148L215 149V153L214 152H212V153H214V155H216V157H217V154H218V157L220 158V156L222 157V155H223V157L224 156H230V157H232L233 158V160H232V158H230V161H234V163H232L233 165H234V169H233V166H232V164L231 165H229L230 166V168L232 167V170H236V171H238L237 169H240V167H242L243 168V166L244 167H246L245 165H244V163L246 162L247 163V165L249 164V163H251V164H249V165H251L250 166V168H248L249 167V165H248V169H250L249 170V172H247L248 171V169L246 168V173L244 172V174H243V176L245 177V178H243V179H241V177H243V176H241V174H242V172L245 170L244 168V170H242V169H240L239 171H241V173H239L240 174V176H238V174H237V172L236 171H230L232 174L234 173V178H233V180L232 179H230V180H232L233 182L232 183H235V185H236V187H237V189H236V191L234 190V193H236V195L234 194V193H232L231 194V189L229 188V187H227V186H222V187H224L223 189L225 190V191H227L228 189H230V190H228V191H230V194L232 195V196H230V194H229V198L230 197H234V198H231V199H229V201H228V199H227V197H228V191H227V194H225L226 192H224L223 193V195L225 194V195H227L226 197L225 196H222V188L220 187L221 185H228V184H230V182H229V179H228V177H229V175L231 174V173H229V175H228V173L227 174H222V171H223V173H224V171L226 170V171H228V170H231V169H226L227 168V163H231V162H228L227 160H226V158L227 159H229V157H227L226 156V158H224V160L227 162H224V163H222L223 161H222V158H218L219 160H217V158L215 157V159H213L212 157H214L213 156V154L212 153H210V152H208V151H211V150H213L212 149V145H210V144H206V143ZM219 142V143H218ZM261 142L262 143H264V139H263V141H261V138H260V144H261ZM4 145V147H3V145ZM16 143V144H15ZM32 143V144H31ZM41 143H43V144H41ZM65 143V144H64ZM78 143V144H77ZM81 145H80V144ZM105 143V144H104ZM125 143V144H124ZM127 143H129V144H127ZM132 143V144H131ZM143 143V144H142ZM146 143V144H145ZM170 143V144H169ZM187 143V144H186ZM191 143V144H190ZM196 143V144H195ZM200 143V144H199ZM214 143H216V144H220L219 146L218 145H216V144H214ZM6 144V145H5ZM18 144V145H17ZM25 144V145H24ZM46 144L48 145V144H50V145H48V146H46ZM51 144H52V146H51ZM54 144V145H53ZM114 144H115V146H114ZM138 144V146L136 147V145ZM142 144V145H141ZM154 144V145H153ZM158 146H157V145ZM174 144V145H173ZM176 144H177V146H176ZM202 144V145H201ZM203 144H204V146H203ZM1 145H2V147H1ZM10 146V149H8L9 147L8 146ZM19 145H21V146H19ZM26 147V149L23 147ZM30 145H32V147L30 146ZM57 145V146H56ZM79 145V146H78ZM104 145V146H103ZM117 145V146H116ZM123 145H124V147H123ZM131 145H135L134 147H135V149L138 151H135V149H134V147L133 146H131ZM144 145L146 146V147H144ZM152 145V146H151ZM172 145V146H171ZM188 145V146H187ZM195 145H196V148H194L195 147ZM207 145H209L208 147H209V149L206 147ZM222 145V146H221ZM245 145V146H244ZM258 145H259V143H258ZM264 144H262V146H263ZM7 146V147H6ZM15 146V147H14ZM16 146H18V147H16ZM62 146V147H61ZM96 146V147H95ZM121 146V147H120ZM127 146V147H126ZM128 146H130V147H128ZM141 146H142V149H141ZM157 146V147H156ZM161 146H162V148H163V150H162V148H161ZM169 146V147H168ZM180 146H181V149H180ZM185 146L187 147V148H189V149H186L185 148ZM191 146H193V147H191ZM223 146H225V147H223ZM228 146V147H227ZM36 149H35V148ZM91 147V148H90ZM111 147V148H110ZM114 147V148H113ZM155 147V148H154ZM160 148V150H159V148ZM165 147V148H164ZM167 147L169 148V149H167ZM201 147H205V149H201ZM216 147V148H215ZM223 147V148H222ZM243 147H245L244 148V150H246V152H248L249 150H254V151H252V152H255L256 154L254 155V153H250L251 155L249 156V154L248 155H246L247 157L249 156V157H251V159H247L246 157H245V154H246V152L243 150ZM6 148V149H5ZM18 148V149H17ZM32 148V149H31ZM113 148V149H112ZM143 148H144V150H143ZM153 150H152V149ZM158 148V149H157ZM184 148V149H183ZM221 148V149H220ZM230 148L232 149V150H234V149H237V150H235V152L234 151H231L230 150ZM11 149H12V151H11ZM17 149V150H16ZM20 149V150H19ZM29 149V150H28ZM90 149V150H89ZM99 149V150H98ZM118 149V150H117ZM131 149V150H130ZM139 149V150H138ZM147 151H146V150ZM155 149V150H154ZM185 149H186V151L187 150H189L188 151V153L185 151ZM198 150V151H196V150ZM219 149V150H218ZM225 149V150H224ZM240 149H242V150H240V151H242V153L239 151ZM261 149V148H260ZM259 149V150H260ZM7 150H9L8 152H6ZM14 150V151H13ZM19 150V153H15V152H17ZM24 152H26V153H24ZM26 150H28V151H26ZM33 150H34V152H33ZM48 150H49V152H48ZM81 150V151H80ZM127 150V151H126ZM143 150V151H142ZM171 150V151H170ZM174 150V151H173ZM179 151V152H176V151ZM191 150H192V152H191ZM202 150V151H201ZM221 150H224V151H221ZM227 150V151H226ZM21 151H22V155H21ZM132 151V152H131ZM149 151H151V152H149ZM168 151V152H167ZM204 151H206L207 152V154H205V152ZM214 151V150H213ZM216 151H218V153L216 154ZM231 151V152H230ZM261 151H263L262 153H264V150H263V148H262V150ZM5 152V153H4ZM10 152V153H9ZM14 152V153H13ZM33 152V153H32ZM128 152V153H127ZM133 152H135V153H133ZM137 152V153H136ZM144 152H145V154H144ZM158 152V153H157ZM169 154H167V153ZM185 152H186V154H185ZM198 152H199V154H198ZM221 152V153H220ZM226 152V153H225ZM237 152H240L241 154V158H243V161L244 162H242L241 160V158H239V160L238 161H240V162H242L241 164H242V166H238L239 168H237V162H235V160L234 159H236L237 157H240L239 155H238V153ZM250 152V151H249ZM8 153H9V155H8ZM12 153V154H11ZM32 153V154H31ZM42 153V154H41ZM65 153V154H64ZM133 153V154H132ZM142 153V154H141ZM149 153H152V155H154V154H156L157 156H156V158L158 159V155H160L159 157L161 158H159L160 159V161H158L157 162V159H155L152 155H149ZM162 153V154H161ZM170 153H171V156H170ZM190 153V154H189ZM200 153H202L201 155H200ZM228 153H230V154H228ZM233 153H235V155L233 154ZM237 153V154H236ZM243 153H245L244 154V157H243ZM6 154V155H5ZM24 154H25V156H24ZM97 154V155H96ZM104 154V155H103ZM110 154V155H109ZM131 154V155H130ZM135 154H137V155H135ZM149 156H148V155ZM182 154H183V156H182ZM188 154V155H187ZM197 154V155H196ZM205 154V155H204ZM211 156L212 155V157H209V155ZM222 154V155H221ZM233 154V155H232ZM12 155V156H11ZM21 155V156H20ZM72 155V156H71ZM100 155V156H99ZM135 155V156H134ZM165 157H164V156ZM174 156V158H173V156ZM187 155V156H186ZM203 155H204V157H203ZM232 155V156H231ZM236 155H238L236 158H235V156ZM8 158H7V157ZM9 156H11V157H9ZM16 156V157H15ZM24 156V157H23ZM54 156V157H53ZM60 156V157H59ZM96 158H95V157ZM107 156V157H106ZM115 156V157H114ZM119 156V157H118ZM170 156V157H169ZM178 156V157H177ZM181 156V157H180ZM185 156V157H184ZM189 156V157H188ZM261 156L262 157H264L262 154H261ZM6 157V158H5ZM13 157V158H12ZM19 157V158H18ZM23 159H22V158ZM31 157V158H30ZM62 157V158H61ZM123 157V158H122ZM139 157V158H138ZM145 157H147L146 159H145ZM167 157V158H166ZM180 157V158H179ZM193 157V158H192ZM197 157V158H196ZM199 157V158H198ZM257 157H259L260 159H261V157L258 155ZM256 157V158H257ZM25 158H27L26 160H25ZM37 158V159H36ZM52 158V159H51ZM69 158V159H68ZM100 158V159H99ZM102 158V159H101ZM150 158H153V159H155V160H151ZM165 158V159H164ZM175 158H177V159H175ZM203 158H205V160L203 159ZM206 158H208L209 160H207ZM210 158H212V159H210ZM258 158V159H259ZM11 159H13V160H11ZM15 159V160H14ZM35 159V160H34ZM121 160V162H120V160ZM142 159V160H141ZM148 159H149V161H148ZM172 159V160H171ZM175 159V160H174ZM180 159V160H179ZM182 159V160H181ZM196 161H198V159H199V161L197 162V163H195V160ZM238 159V158H237ZM237 159H236V161H237ZM246 159V160H245ZM258 159H253V161L254 160H258ZM259 159V160H260ZM264 159V158H263ZM2 160V161H1ZM6 160H8V161H6ZM24 160V161H23ZM54 160V161H53ZM83 160V161H82ZM119 160V161H118ZM125 160V161H124ZM140 160V161H139ZM162 160V161H161ZM164 160H165V162H164ZM169 160V161H168ZM190 160V162H188ZM214 160L218 163L219 161H220V163H222V164H217L216 162H214ZM247 160H249L248 162H247ZM10 161H11V163H10ZM23 161V162H22ZM27 163H26V162ZM30 161V162H29ZM93 161V162H92ZM137 161V162H136ZM151 161H153L154 163H155V165H154V163L153 164H151ZM170 161H174V163L171 165V163L172 162H170ZM195 163H193V162ZM202 162V163H200V164H203V166L202 165H199L198 163L199 162ZM211 161H213L214 163H216V164H214L215 166H213V163H212V165H209V164H211L210 162ZM261 161V160H260ZM260 161H258L259 162V166H260ZM6 162V163H5ZM7 162H8V164H7ZM40 162V163H39ZM100 162V163H99ZM125 162V163H124ZM127 162V163H126ZM141 162V163H140ZM146 162V163H145ZM168 162V163H167ZM181 162V163H180ZM206 162H207V164H206ZM209 162V163H208ZM258 162H256L255 161V163H257V165H258ZM263 162V161H262ZM10 163V164H9ZM110 163H112V164H110ZM116 163V164H115ZM139 163V164H138ZM144 163V164H143ZM148 163V164H147ZM158 163V164H157ZM170 163V164H169ZM179 163H180V166H179ZM245 163V164H246ZM4 164V165H3ZM34 164V165H33ZM91 164V165H90ZM94 164V165H93ZM107 164V165H106ZM109 164V165H108ZM114 164V165H113ZM151 164V165H150ZM162 164V165H161ZM168 164V165H167ZM205 164V165H204ZM225 164V165H224ZM236 164V165H235ZM240 163L238 162V165H239ZM240 164V165H241ZM27 165V166H26ZM58 165V166H57ZM75 165V166H74ZM85 165V166H84ZM164 165V166H163ZM175 165H177V166H175ZM181 165H182V167H181ZM194 165H196V166H198V169L196 168V166H194ZM217 165H220V166H218L217 167ZM221 165L222 166H226L225 167V170H222L221 171V169H223V167H221ZM66 166V167H65ZM83 166V167H82ZM109 166V167H108ZM125 166V167H124ZM132 166V167H131ZM143 166V167H142ZM148 166V167H147ZM150 166H152V167H150ZM170 166V167H169ZM185 166V167H184ZM189 166V167H188ZM200 166H202V167H200ZM207 166V167H206ZM256 166V164H255V167L253 168V170L252 171H254L255 170V168H256V170L254 171V172H256L257 170H258V172H260V167L262 166ZM16 167V168H15ZM22 167V168H21ZM82 167V168H81ZM111 167V168H110ZM128 167V168H127ZM141 167V168H140ZM188 167V168H187ZM215 167V168H214ZM216 167L219 169L220 167H221V169L220 170H218V169H216ZM259 167V168H258ZM264 167V165L262 166V168ZM51 168V169H50ZM90 168V169H89ZM102 168V169H101ZM116 168V169H115ZM154 168H156V169H154ZM159 168H161V170L159 169ZM166 168H168V171L166 170ZM170 168V169H169ZM192 168H196L197 170H194V172H193V170H192ZM200 168H202L201 170H200ZM204 168H207V169H205L204 170ZM214 168V169H213ZM258 168V169H257ZM6 169V170H5ZM83 169V170H82ZM85 169V170H84ZM125 169V170H124ZM142 169V170H141ZM153 169V170H152ZM176 169V170H175ZM179 169V170H178ZM181 169V170H180ZM188 169H190V170H188ZM213 169V170H212ZM60 170V171H59ZM78 170V171H77ZM105 170V171H104ZM151 170V171H150ZM154 170H156L155 172H154V174L152 173ZM164 170V171H163ZM175 170V171H174ZM186 170H187V172L188 171H190V174H189V172H188V174H186V173H184V172H186ZM192 170V171H191ZM216 170V171H215ZM5 171V172H4ZM15 171V172H14ZM85 171H86V173H85ZM95 171V172H94ZM107 171H109V172H107ZM114 171V172H113ZM125 171V172H124ZM148 171V172H147ZM198 171V172H197ZM200 171H202V173H200ZM206 171V172H205ZM211 171V172H210ZM213 171H215V172H213ZM220 171V172H219ZM226 171H225V173H226ZM264 171V169H262V171L260 172L261 174H259V175H261L260 176V178L258 179V180H256L255 179V182H259V184L261 185V184H263L264 185V182H263V178H262V176H264V174L262 175V173H264L263 172ZM7 172V173H6ZM54 172V173H53ZM62 172V173H61ZM70 172V173H69ZM128 172V173H127ZM137 172V173H136ZM144 172V173H143ZM158 172H159V174H160V176H159V174H158ZM193 172V173H192ZM196 172H197V174H198V176H200V177H195V175H197L196 174ZM205 172V173H204ZM213 172V173H212ZM47 175H46V174ZM151 173V174H150ZM192 173V174H191ZM208 175H207V174ZM236 173V174H235ZM51 174V175H50ZM60 174V175H59ZM85 174V175H84ZM94 174V175H93ZM103 174V175H102ZM121 174H123V175H121ZM180 174V175H179ZM205 174H206V177H205ZM213 174H217V176H215V175H213ZM220 174H222L223 175V178H222V175H221V178H220ZM230 175V176H233V175ZM247 174H250V175H248L249 177H247ZM251 174H253L254 175V177H252L253 175H251ZM258 174V173H257ZM109 175V176H108ZM120 175V176H119ZM138 175V176H137ZM142 175V176H141ZM155 175H157V176H155ZM179 175V176H178ZM186 175H190V177L191 178H189L188 176L187 177H185ZM211 175V176H210ZM212 175L213 176H215L216 178H213L214 179V181H220V179H221V183H219L218 181L217 182H214L213 181V179H212ZM226 175H228V177L226 176ZM4 176V177H3ZM7 176V177H6ZM131 176V177H130ZM150 177L149 179L147 178V177ZM151 176H153V177H151ZM169 176V177H168ZM192 176H194V177H192ZM202 176H204V177H202ZM208 176V177H207ZM209 176L211 177V178H209ZM227 177V179H226V177ZM251 176V177H250ZM71 177V178H70ZM137 177V178H136ZM184 177V178H183ZM17 178V179H16ZM118 178V179H117ZM125 178V179H124ZM143 178V179H142ZM147 178V179H146ZM154 178H158L157 180L156 179H154ZM166 178V179H165ZM192 178H197V180H196V182H194L195 180H193ZM202 178V179H201ZM205 178H207V179H205ZM220 178V179H219ZM230 178H232V177H230ZM87 179V180H86ZM91 179V180H90ZM104 179V180H103ZM153 179H154V182H153ZM200 179H201V181H200ZM204 179V180H203ZM247 179L244 181V183L247 181ZM251 179V180H252ZM261 179H263V180H261ZM50 180V181H49ZM68 180V181H67ZM85 180V181H84ZM129 180V181H128ZM188 180V181H187ZM193 180V181H192ZM202 180L205 182L204 184H203V182H202ZM207 180V181H206ZM209 180H211V181H213V182H210ZM223 180V181H222ZM227 180V181H226ZM238 180V179H237ZM251 180L249 181V182H251ZM89 181V182H88ZM132 181V182H131ZM145 181H147V182H145ZM190 181V182H189ZM200 181V182H199ZM225 181V182H224ZM260 181L262 182V183H260ZM12 182V183H11ZM60 182V183H59ZM123 182V183H122ZM165 182H167V183H165ZM193 182V183H192ZM198 182L202 185H199L198 184ZM208 182H210V183H212V185H214V186H212V185H210V183L209 184H207ZM227 182V183H226ZM229 182V183H228ZM249 182H246V183H249ZM252 182L255 184V182H254V179L252 180ZM258 182L255 184V187L258 185ZM85 183V184H84ZM87 183V184H86ZM117 183V184H116ZM164 183V184H163ZM173 183V184H172ZM190 183V184H189ZM192 183V184H191ZM216 183H218V185L219 184H221L219 187L221 188V190H219V189H217L215 186H217L216 185ZM225 183V184H224ZM232 183H231V185H232ZM241 183H243V182H241ZM240 183V184H241ZM59 184V185H58ZM141 184V185H140ZM179 184V185H178ZM196 184H198V185H196ZM207 186H206V185ZM250 184H252V183H250ZM254 184H252V185H249L250 187L252 186V191H254V193H256L257 194V197H255V196H252L253 198L255 197L256 199H258V196H262L261 195V190H263L264 191V189L262 188V187H264V186H262L261 185V190H260V195L258 194L259 193V190H258V188H259V186H258V188L256 189L255 188V190H258V191H255L254 190ZM78 185V186H77ZM94 185V186H93ZM126 185V186H125ZM134 185V186H133ZM188 185V186H187ZM235 185H234V187H233V185H232V189H234L235 188ZM241 185H243V184H241ZM240 185V188L242 187V188H244L247 184H245V186H241ZM77 186V187H76ZM133 186V187H132ZM159 186V187H158ZM173 186V187H172ZM177 186V187H176ZM229 186V185H228ZM248 186V185H247ZM246 186V188L245 189H248V187ZM67 187V188H66ZM72 187V188H71ZM125 187V188H124ZM153 187V188H152ZM155 187V188H154ZM158 187V188H157ZM164 189H162V188ZM169 187V188H168ZM172 187V188H171ZM187 187V188H186ZM198 187V188H197ZM203 187V188H202ZM231 187V186H230ZM35 188V189H34ZM52 188V189H51ZM100 188V189H99ZM124 188V189H123ZM156 188L157 189H159V191H157L156 190ZM167 190H166V189ZM178 188V189H177ZM186 188V189H185ZM205 188H206V190H205ZM210 188V189H209ZM215 188H216V190H215ZM225 188H228V189H225ZM69 189V190H68ZM83 189V190H82ZM107 189V190H106ZM118 189V190H117ZM148 189V190H147ZM181 189V190H180ZM196 189H199V191H197ZM239 189V190H238ZM15 190V191H14ZM31 190V191H30ZM34 190V191H33ZM79 190H80V192H79ZM94 190V191H93ZM99 190V191H98ZM166 190V191H165ZM175 190V191H174ZM187 190V191H186ZM195 190V191H194ZM205 190V191H204ZM211 190V191H210ZM249 190V189H248ZM250 190V191H251ZM148 191V192H147ZM162 191V192H161ZM170 191V193H168ZM184 191V192H183ZM191 191V192H190ZM192 191H194V192H192ZM204 191V192H203ZM207 191H209L210 192V194L212 195L211 196V198H210V200H208L209 199V193H208V197L205 195V194H207ZM218 191H221V193L219 192L218 193ZM55 192V193H54ZM134 193V196H133V193ZM136 192V193H135ZM138 192H140V193H138ZM151 192H152V195H151ZM158 192V193H157ZM161 192V193H160ZM196 192H197V194L199 193V192H201V193H199L200 195H196ZM212 192V193H211ZM233 192V191H232ZM237 192L240 194V193H242V195L244 194V196H247L245 193H247L248 194V196L247 197H242V201L243 202H241V200L239 199V198H237V200L239 201L238 202V205H239V203L241 202V206H239L240 207V209H238L237 208V203H236V197H237ZM35 193V194H34ZM73 193V194H72ZM106 193V194H105ZM108 193V194H107ZM156 193V194H155ZM186 193V194H185ZM195 193V195L193 196V194ZM202 193H203V195H202ZM218 193V194H217ZM39 194V195H38ZM167 194V195H169V196H165V195ZM214 194V195H213ZM250 194V195H249ZM256 194H254V195H256ZM83 195V196H82ZM90 195V196H89ZM100 195V196H99ZM126 195V196H125ZM148 195V196H147ZM151 195V196H150ZM156 195H158V196H156ZM160 195V196H159ZM180 195V197H178ZM189 195V196H188ZM192 195V196H191ZM206 197H205V196ZM218 195H221L222 197H219ZM263 195H264V193H263ZM11 196V197H10ZM14 196V197H13ZM58 196V197H57ZM63 196V197H62ZM89 196V197H88ZM143 196H145V197H143ZM171 196V197H170ZM191 196V197H190ZM236 196V197H235ZM102 197V198H101ZM168 197V198H167ZM175 199H174V198ZM197 198V200H199L200 201V198L202 197V199H204L205 198V200H202L205 204H200L199 202H197L196 201V198ZM218 197V198H217ZM226 198V200L228 201L227 203H226V201H225V198ZM238 197H240L241 198V196H238ZM251 197V198H252ZM20 198V199H19ZM27 198V199H26ZM89 198V199H88ZM157 198V199H156ZM160 198V199H159ZM162 198V199H161ZM165 198V199H164ZM183 198V199H182ZM199 198V199H198ZM207 198V199H206ZM216 198L218 199V200H216ZM220 198V199H219ZM224 198V199H223ZM262 198V197H261ZM94 199V200H93ZM100 199V200H99ZM110 199V200H109ZM188 199H190V202H189V200ZM193 199H195V201H193ZM250 199V198H249ZM248 199V200H249ZM2 200V201H1ZM8 200V201H7ZM26 200V201H25ZM118 200V201H117ZM135 200V201H134ZM159 200V201H158ZM165 202H164V201ZM186 200V201H185ZM209 202H207V201ZM216 200V201H215ZM221 200L225 203V205H224V203L223 202H221ZM234 200H236L235 202H234ZM255 199H253V201H254ZM263 200H264V197H263ZM31 201V202H30ZM76 201V202H75ZM158 201V202H157ZM168 201V202H167ZM193 201V202H192ZM201 201V202H202ZM230 201H233V204L234 205H236V208L237 209H235V211H236V213H235V211L233 210H231V208H233L234 209V205H233V207L231 206V203L232 202H230ZM250 201H252L251 199H250ZM53 202V203H52ZM98 202H100V204L98 203ZM145 202H147V203H145ZM206 202H207V205H206ZM213 202H217L216 204L215 203H213ZM219 202V203H218ZM82 205H81V204ZM98 203V204H97ZM124 203H125V205H124ZM143 203V204H142ZM160 203V204H159ZM164 203V204H163ZM195 203H197L198 204V206H195L196 204ZM221 203V204H220ZM223 203V204H222ZM249 203V202H248ZM249 203V204H250ZM258 203V204H257ZM29 204V205H28ZM41 204H43V205H41ZM138 204V205H137ZM148 204V205H147ZM184 204V205H183ZM199 204L202 206H200V208H198L199 207ZM214 204L216 205V206H214ZM223 205L222 207H224L225 208V210H226V207H228V205H230L229 207H230V209H229V212L230 211H232V216L229 214V212L227 211V213H228V215H230L231 216V218H230V216H225L227 213L226 212H224L225 210H224V208L221 210V208L222 207H219L220 205ZM260 204V205H259ZM2 205V206H1ZM90 205V206H89ZM103 205V206H102ZM207 206V208L208 207H210V209H207L206 208V206ZM209 205H211V206H209ZM47 206V207H46ZM59 206V207H58ZM135 206V207H134ZM137 206V207H136ZM180 206V207H179ZM185 206V207H184ZM187 206V207H186ZM212 206H214L213 208H212ZM43 207V208H42ZM49 207V208H48ZM76 207V208H75ZM80 207V208H79ZM104 207V208H103ZM171 207V208H170ZM217 207V209L219 210V211H215V210H217V209H215ZM228 207V208H229ZM243 208V210H249L250 208H252L251 209V212H252V214H254L253 215V217H254V219H255V221L257 220V224H255V223H253V224H255V225H257L258 226V228H260V229H257V227L255 228V229H253L254 227L252 226V228L250 227L251 225H253V224H251V220L249 219H247L248 218V215H250L251 214V212L250 211H248V215L246 214L247 212L246 211H243L242 210V208ZM34 208V209H33ZM50 208H51V210H50ZM55 208V209H54ZM85 208H87V209H85ZM95 208V209H94ZM119 208V209H118ZM168 208V209H167ZM189 208V209H188ZM203 209V211L202 210H200V209ZM211 208L213 209V210H211ZM227 208V209H228ZM85 209V210H84ZM118 209V210H117ZM132 209V210H131ZM137 209V210H136ZM197 209V210H196ZM68 210V211H67ZM90 212H89V211ZM121 210V211H120ZM130 210V211H129ZM187 210V211H186ZM196 210V211H195ZM209 210V211H208ZM239 210H241V211H243V212H240V213H237ZM46 211H48V213L46 212ZM167 211H168V213H167ZM195 211V212H194ZM205 211H207V212H205ZM215 211V212H214ZM223 211V212H222ZM114 212V213H113ZM145 212V213H144ZM154 212V213H153ZM189 212V213H188ZM218 212V213H217ZM233 212L235 213V214H238V216L236 215V217H234L235 215L233 214ZM246 212V213H245ZM162 213V214H161ZM179 215H178V214ZM193 213V214H192ZM195 213V214H194ZM200 213H203V214H200ZM206 213V214H205ZM207 213H208V216H209V214H210V216L208 217V216H206L207 215ZM215 213V214H214ZM220 213V214H219ZM45 214V215H44ZM51 214V215H50ZM81 214V215H80ZM89 214V215H88ZM167 214V215H166ZM174 214H176L175 216H174ZM186 214V215H185ZM192 214V215H191ZM204 214H205V216H204ZM223 214H224V216H223ZM243 214V215H242ZM245 214V215H244ZM263 215H264V212L262 213ZM66 215V216H65ZM87 215H88V217H87ZM92 215V216H91ZM100 215V216H99ZM125 215H127V216H125ZM143 215V216H142ZM149 215V216H148ZM156 215V216H155ZM163 215V216H162ZM189 215V216H188ZM197 215H199V216H197ZM215 215V216H214ZM217 215V216H216ZM246 215H247V218H246V225H244V226H246V227H244V226H242L241 224H242V222L240 221V217L239 216H241V217H243L244 216V218L246 217ZM257 215V216H256ZM262 215V217L264 218V216ZM20 216V217H19ZM79 216V217H78ZM85 216V217H84ZM124 216V217H123ZM201 216V217H200ZM206 217V218H208V219H211V220H208L207 219V221H205L206 220V218H204V217ZM222 218H221V217ZM252 216V215H251ZM251 216H250V218H251ZM261 216V215H260ZM100 217V218H99ZM103 217V218H102ZM136 217V218H135ZM147 219H146V218ZM185 217V218H184ZM216 217H217V219H216ZM218 217L220 218V220H222V222H224V223H222L219 219H218ZM224 217H225V220H223L224 219ZM237 217L239 218V219H237ZM26 218V219H25ZM71 218V219H70ZM109 218V219H108ZM132 218V219H131ZM139 218V219H138ZM153 218V219H152ZM174 218V219H173ZM183 218H184V220H183ZM196 218H198V219H196ZM204 219V221H203V219ZM219 220L222 224L221 225H219L220 223H218L216 220ZM233 218L235 219V220H238V221H236L237 223L236 224H234V221L235 220H233ZM258 218H259V216H258ZM137 219V220H136ZM151 219V220H150ZM157 219V220H156ZM164 219V220H163ZM173 219V220H172ZM189 219V220H188ZM192 219V220H191ZM213 219V220H212ZM227 219H229V220H231V223L229 222V220H227ZM254 219H252L253 220V222H254ZM7 220V221H6ZM13 220V221H12ZM39 220V221H38ZM55 220V221H54ZM126 222H125V221ZM156 220V221H155ZM161 220V221H160ZM188 222H186V221ZM200 220H201V223H199L200 222ZM232 220H233V222H232ZM244 221H245V219H243ZM4 221V222H3ZM19 221V222H18ZM32 221H33V223H32ZM88 221V222H87ZM104 221V222H103ZM133 221H135V222H133ZM160 221V222H159ZM184 221H185V223H184ZM189 221H190V224H189ZM192 221V222H191ZM213 225H211L209 222ZM212 221V222H211ZM216 223H215V222ZM248 221H251V222H249V224H248ZM263 221V222H262ZM14 222V223H13ZM62 222V223H61ZM175 222H178V223H175ZM194 222V223H193ZM205 224H204V223ZM206 222H208V223H206ZM228 224H227V223ZM240 222H241V224H240ZM260 222H262V223H260ZM107 223V224H106ZM112 223V224H111ZM143 223V224H142ZM152 223V224H151ZM155 223V224H154ZM184 223V224H183ZM202 223H203V225H202ZM244 223V222H243ZM244 223V224H245ZM44 224V225H43ZM47 224V225H46ZM58 224V225H57ZM85 224V225H84ZM132 224V225H131ZM147 224V225H146ZM159 224V225H158ZM186 224L188 225H192V226H190L189 227V225L188 226H186ZM207 224H209L210 225V228H208L209 227V225H207ZM216 224H218L219 226H221L220 227V229H222L221 231L222 232H219V230H217L218 229V226H216ZM226 226H225V225ZM229 224H232V225H230V227H228L229 226ZM233 224H234V226H233ZM240 224V225H239ZM251 224V225H250ZM18 225V226H17ZM135 225V226H134ZM163 225V226H162ZM179 225V226H178ZM181 225V226H180ZM195 225V226H194ZM202 225V226H201ZM205 225H207V226H205ZM224 225V226H223ZM228 225V226H227ZM250 225V226H249ZM254 225V226H255ZM4 226V227H3ZM58 226V227H57ZM79 226V227H78ZM96 228H95V227ZM103 226V227H102ZM138 226V227H137ZM188 227V229L189 228H191V230L189 229L188 231H187V229H186V227ZM197 227L196 229L194 228V227ZM204 226V227H203ZM234 227V229H233V227ZM236 226V227H235ZM238 226V227H237ZM11 227V228H10ZM81 227V228H80ZM119 227V228H118ZM158 227V228H157ZM165 227V228H164ZM170 227V228H169ZM198 227H200V228H198ZM202 227V228H201ZM208 229H206V228ZM215 227H217V229L215 228ZM224 227H226V228H232V229H224ZM243 229H242V228ZM251 228V229H247V228ZM13 228V229H12ZM18 228V229H17ZM95 230H94V229ZM167 228V229H166ZM212 228H214L216 231H214V229H212ZM237 228V229H236ZM241 228V230H238V229H240ZM24 229V230H23ZM28 229V230H27ZM44 229V230H43ZM112 229V230H111ZM136 229V230H135ZM194 229V230H193ZM199 229H204V230H200L201 232H203L202 233V235L204 236V237H206V236H208L209 237V235H211L212 233V231H213V234L211 235V236H213L214 235V233L216 234V235H214L213 236V238L214 237H218L219 238V236H220V240L218 239V238H211V236H210V239H208V237H206V239H204V237L202 236V235H200L201 234V232L199 231ZM205 229H206V231H205ZM45 230H47V231H45ZM106 230V231H105ZM225 230V231H224ZM229 230H230V232H229ZM233 230V231H232ZM239 231V232H241V233H239L238 232V234H237V231ZM244 230V232H242ZM250 230V231H249ZM264 229H262V231H263ZM19 231H20V233H19ZM23 231V232H22ZM35 231V232H34ZM53 231V232H52ZM104 233H103V232ZM112 231V232H111ZM132 231V232H131ZM142 231V232H141ZM157 233H156V232ZM176 231V232H175ZM185 231V232H184ZM190 231V232H189ZM199 231V232H198ZM248 231V233H246L245 234V232H247ZM262 231H260L261 233H262ZM195 232V233H194ZM196 232H198L197 234H196ZM219 232V233H218ZM224 232H229L227 235H226V233L225 234H223ZM235 232V233H234ZM31 233V234H30ZM138 233V234H137ZM175 233V234H174ZM207 235H206V234ZM221 233V234H220ZM245 235H244V234ZM18 234V235H17ZM38 234V235H37ZM41 234V235H40ZM98 234V235H97ZM112 234H114V235H112ZM132 234V235H131ZM141 234V235H140ZM167 234V235H166ZM184 234V235H183ZM205 234V235H204ZM238 236H237V235ZM241 234H243L242 236H241ZM264 234V233H263ZM263 234H261L260 235V238L259 237H257V238H259V240L261 241V240H263L262 239V235ZM6 235V236H5ZM8 235V236H7ZM26 235V236H25ZM45 235V236H44ZM82 235V236H81ZM109 235V236H108ZM218 235V236H217ZM226 235V236H225ZM231 235V236H230ZM234 235V237H232ZM248 235V239H249V242H251L250 244H252V245H247V244H245V242L244 241H242V242H244V243H241L240 244V241H238V240H236V241H238L237 243H238V245H236L237 246V248H239L238 250H237V248H235L236 246L235 245H233L234 243H233V240H235V239H239V240H241V238L243 237V239L242 240H245V239H247L246 238V236ZM252 235V234H251ZM252 235V237H253V239H254V236ZM12 236V237H11ZM102 236V237H101ZM140 238H139V237ZM157 236V237H156ZM167 236V237H166ZM177 236V237H176ZM196 236H197V238L198 239H196ZM238 237V238H236V237ZM239 236H241L240 238H239ZM256 236H255V238H256ZM9 237V238H8ZM56 237V238H55ZM94 237V238H93ZM107 237V238H106ZM119 237V238H118ZM159 237V238H158ZM192 237H195V238H192ZM225 238V240H224V238ZM228 237V238H227ZM263 237H264V235H263ZM3 238V239H2ZM38 238V239H37ZM104 238V239H103ZM109 238V239H108ZM201 238V239H200ZM203 238V239H202ZM221 238H223V242H222V239ZM231 238V239H230ZM235 238V239H234ZM245 238V239H244ZM54 239V240H53ZM62 239V240H61ZM64 239V240H63ZM79 239V240H78ZM138 239H140V240H138ZM165 239V240H164ZM188 239V240H187ZM193 241L192 243H191V240ZM219 240V241H217V240ZM229 239V240H228ZM233 239V240H232ZM61 240V241H60ZM143 240V241H142ZM154 242H153V241ZM176 240V241H175ZM181 242H180V241ZM184 240V241H183ZM195 240H197V242L195 241ZM207 240V241H206ZM208 240H210L209 242H208ZM215 240H216V242H215ZM227 240V241H226ZM231 240V241H230ZM255 240V239H254ZM257 240V239H256ZM110 241V242H109ZM116 241V242H115ZM123 241V242H122ZM136 241V242H135ZM148 241H149V243H148ZM159 241V242H158ZM169 241H170V243H169ZM175 241V242H174ZM187 241V242H186ZM199 241H201L200 243H198ZM226 241V242H225ZM248 241V240H247ZM264 241V240H263ZM26 242V243H25ZM56 242V243H55ZM73 242V243H72ZM133 242V243H132ZM158 242V243H157ZM173 242H174V244H173ZM190 242V243H189ZM196 243V245H194L195 243ZM219 242H221V244L219 243ZM230 242L232 245H233V248L231 247L232 245L230 244L229 246H227V244ZM256 242V241H255ZM255 242H254V244H255ZM258 242V241H257ZM256 242V243H257ZM67 243V244H66ZM84 245H83V244ZM117 243V244H116ZM186 243V244H185ZM189 243V244H188ZM194 243V244H193ZM208 243H210V244H208ZM212 243V244H211ZM215 243H217V244H219V245H221V246H223L222 244H226V248L227 247H231L230 249H233L232 251H234L235 249H236V251H235V254L233 255L232 253H234V252H232L230 249L228 250V252L226 251V250H224V253L223 254H226L227 253V255H224V256H221L220 254L223 252V248L220 246L219 248H218V246L219 245H217L216 246V244ZM262 241H261V244L258 242L257 243V245H261V246H263L262 245ZM10 244V245H9ZM64 244V245H63ZM70 244V245H69ZM105 244V245H104ZM166 244V245H165ZM198 244H200V246L203 248V249H201V247L198 245ZM201 244H203V246H205V247H203ZM214 244H215V246L217 247V248H213L214 247ZM16 245V246H15ZM20 245V246H19ZM49 245V246H48ZM90 245V246H89ZM107 245V246H106ZM146 245V246H145ZM169 245V246H168ZM184 245H185V247H184ZM192 245H194L193 247H192ZM197 245L199 246L197 249H196V247H197ZM208 245V246H207ZM213 245V246H212ZM249 246L248 247V249H247V246ZM257 245H253L254 247L256 246L257 247ZM51 246V247H50ZM171 246V247H170ZM175 246V247H174ZM181 246V247H180ZM190 248H188V247ZM207 246V247H206ZM212 246V247H211ZM235 246V247H234ZM253 246H252V248H253ZM260 246V247H261ZM23 247H24V249H23ZM30 247V248H29ZM74 247V248H73ZM94 247V248H93ZM130 247V248H129ZM138 247V248H137ZM162 249H161V248ZM166 247V248H165ZM184 247V248H183ZM191 247L192 248H195L194 249V252H193V249H191ZM224 247V246H223ZM225 247H224V249H225ZM260 247H258V248H260ZM109 248V249H108ZM123 248V249H122ZM149 248V249H148ZM152 248V249H151ZM181 248H182V250H181ZM188 248V249H187ZM210 250H209V249ZM212 248H213V251H215L216 249H217V251H218V249L219 250H221L222 249V252H220V251H218V254H217V251L215 252L216 253V255H215V253H213V251H212ZM258 248H257V252H258ZM262 248V247H261ZM261 248L259 249V253H260V257L261 258H263V256L261 255V252L263 253V251L264 250H261ZM264 248V247H263ZM262 248V249H263ZM32 249V250H31ZM57 249V250H56ZM76 249V250H75ZM92 249V250H91ZM125 249V250H124ZM170 249V250H169ZM186 249V250H185ZM202 250V252H201V250ZM207 249V251H203V250H206ZM247 249V250H246ZM255 249V248H254ZM253 249V250H254ZM71 250V251H70ZM104 250H106V251H104ZM121 250H123V251H121ZM184 250V251H183ZM64 251V252H63ZM80 251V252H79ZM100 251V252H99ZM141 251V252H140ZM189 252V253H186V252ZM196 251H198V252H196ZM211 251V252H210ZM225 251H226V253H225ZM232 252L231 254H230V252ZM243 251V252H244ZM252 251V250H251ZM250 251V252H251ZM261 251V252H260ZM15 254H14V253ZM16 252H17V254H16ZM74 252V253H73ZM113 252V253H112ZM122 252V253H121ZM152 252V253H151ZM154 252V253H153ZM167 252H169V253H167ZM173 254H172V253ZM178 252V253H177ZM191 252L193 253V255L191 254ZM195 252H196V255H195ZM204 252V253H203ZM210 252V253H209ZM219 252H220V254H219ZM254 253H257V252H255V251H253ZM253 252H251V253H253ZM64 253V254H63ZM104 253V254H103ZM106 253V254H105ZM111 253V254H110ZM118 253V254H117ZM120 253V254H119ZM130 253V254H129ZM151 253V254H150ZM165 253V254H164ZM167 253V254H166ZM201 253V254H200ZM230 254V257L228 256L229 254ZM240 253H241V250H240ZM31 254V255H30ZM141 254V255H140ZM188 254V255H187ZM200 254V255H199ZM202 254H203V256H202ZM204 254H205V256H204ZM209 254V255H208ZM222 254V255H223ZM264 254V253H263ZM91 255H92V257H91ZM133 255V256H132ZM164 255V256H163ZM166 255V256H165ZM214 255V256H213ZM219 255H220V257H222L223 258V260L225 259L224 257L226 256L227 258V260L225 261L224 260V262H226V263H221L220 261H221V259L222 258H220L219 257ZM246 255H244V256H246ZM250 255V253L248 254V256ZM252 255V254H251ZM254 255V254H253ZM257 254H255V256H252V257H257L256 256ZM10 256V257H9ZM39 256V257H38ZM47 256V257H46ZM108 256V257H107ZM136 256H137V258H136ZM183 256V257H182ZM189 256V257H188ZM191 256V257H190ZM195 256V257H194ZM200 256L201 257H203V258H200ZM207 256V257H206ZM237 256L239 257V258H237ZM105 257V258H104ZM112 257H114V258H112ZM124 257V258H123ZM135 257V258H134ZM151 257V258H150ZM159 257V258H158ZM166 257V258H165ZM187 257V258H186ZM212 257V258H211ZM214 257H216V258H214ZM242 257V258H241ZM251 257V256H250ZM249 257V258H250ZM250 258V259H248L247 257H245L247 260H251V259H253V258ZM259 256L257 257L258 259H259V262H256V264H260L261 263V258H260ZM129 258V259H128ZM131 258V259H130ZM157 258V259H156ZM169 258V259H168ZM200 258V259H199ZM209 258H210V260H209ZM254 258V260H256ZM73 259V260H72ZM108 259H110V260H108ZM123 259V260H122ZM137 259V260H136ZM161 259V260H160ZM181 259V260H180ZM204 259V260H203ZM217 259V260H216ZM231 259V258H230ZM264 259V258H263ZM64 262H63V261ZM67 260V261H66ZM70 260V261H69ZM76 260V261H75ZM108 260V261H107ZM136 260V261H135ZM146 262H145V261ZM156 260V261H155ZM159 260V261H158ZM187 260V261H186ZM191 260H192V263H191ZM195 260V261H194ZM196 260H198V261H196ZM222 260V261H223ZM232 259H231V261H233ZM254 260H252V261H254ZM92 261V262H91ZM94 261V262H93ZM122 261V262H121ZM162 261H164V262H162ZM167 261H169V262H167ZM173 261V262H172ZM175 261V262H174ZM183 261V263H181ZM190 261V262H189ZM215 261H217V263L215 262ZM230 261V262H231ZM252 261H250V263L252 262ZM258 261V260H257ZM24 262V263H23ZM106 262V263H105ZM108 262V263H107ZM120 262V263H119ZM129 262V263H128ZM139 262V263H138ZM235 263H236V261H234ZM245 262H246V264H250V263H248L246 260H245ZM255 262V261H254ZM253 262V263H254ZM202 263H200V264H202ZM240 263H238V264H240ZM252 263V264H253ZM232 264V263H231ZM241 264H244V262L243 263H241ZM262 264H264V263H262Z\"/></svg>",
  "mask_w": 264,
  "mask_h": 264
},
{
  "label": "bare ground",
  "instance_id": "obj_2",
  "mask_svg": "<svg viewBox=\"0 0 264 264\" xmlns=\"http://www.w3.org/2000/svg\"><path fill=\"white\" fill-rule=\"evenodd\" d=\"M3 1H4V0H3ZM6 1H7V0H6ZM9 1H10V0H8V3L5 2V3H6V4H5L6 6L4 5V3L1 2V0H0V4H3V5L5 6L4 8L7 9V5L10 4V3L12 2V0H11V2H9ZM26 1H27V0H26ZM38 1H39V0H38ZM42 1H43V0H41V2H42ZM48 1H49V0H48ZM48 1H47V2H46V0L43 1V2H45V3H43V5L45 6V4H46V6L43 7V8H45V9L47 8V9H48V13H49V7H48V6H49V5H48L49 2H48ZM52 1H53V0H51V2H52ZM56 1H57V2H56ZM56 1H55V2L57 3V6H56V5H50V7H51V6H54V7L56 6L57 9H59V10H60V8L63 7L64 9L62 8L61 10H63V11H62V12L60 11V13H59V10H57L56 7H55V10L58 11L57 14H59L60 17H61V16H63V17L65 16L64 19H66V18L70 15V12H69V10H70V11H71V15L69 16V18H70L71 20H74V21H75V20L78 19V17H80V16H81V18H79L78 20H80V19L83 20V21H81L82 24H80V23H78V24H74L75 22L72 23L73 21L71 22V21L67 18V19L65 20V21H66V24H65V21H64L63 19L60 18L59 20L61 21V23L64 22L63 24H61V25H63V26L65 25L64 28H62L61 26H59L60 23L57 22V23L59 24L58 26L61 27V29H63V31L61 30V34L59 35V36H62L63 41L65 40V37H63V36H66V35H64V33L67 34L66 39H67V42H68L69 44L66 42V40H65L64 42L67 44L65 47L70 48V50H69V49H66V48H65V49L68 50V52L70 51L71 54H73V55H71L70 52H69V54L71 55V56L69 55L70 58L72 57V59L74 58V59H76V60H77L78 57L82 58V57H81V55H82L81 52H83V51H85V50H84V48H83L84 45L81 46L80 44L84 42V41H83L84 34L88 35V36L85 35V37H87L88 39H87V38H84V40L86 39V42H87V40L90 41L91 39H92L91 42L93 41V42H92V46H93V47L91 46L93 49H91V50H93L94 52H95V51H97V52L94 53L93 51H90V50L87 48L88 50H86V53H87L86 56H88L89 58L86 59V57L84 56L85 53L83 52L84 54H83L82 56H84L85 58L83 57L81 60H79V61H80V65H79V66H78V64H77L78 67H80V68L82 67V70H83V71H85L84 69H86L85 74H88V76H91V80L93 79L92 74H93V76H94V72H95L97 69L94 70L93 73H91L92 71L89 72V71H88L89 69H87V66L89 67V64H91V66H92V64H93V65H99V63H100V65L102 64L101 66H104L105 63H106V65H109V62H112V63L114 64L115 61H114L111 57H114V58H115V57H117V58H118V57H121V58H118V59H121V61H120V60H119V61H120V64H121L123 67H121V65L119 64V62L117 63V61H116L115 64H114V65H116V66L113 65V66L115 67L114 69H112V68H113L112 63H110V64H111V66H110L111 68H109L108 66L105 65V67L108 68L107 70L110 69L109 71H110V72L112 71L110 74H109V71H108V75H109V76H110L111 74H113V72L116 73L115 69L118 71V70H120L119 68L121 67V69L124 70V73H125V79H126V77L129 78V76H130V77H131L130 80H134V82L137 83V85H139V86H140L142 83L145 84L146 82H147V83L151 82V83H149V84H151V87H152V85H153V84H152V80H153V79H151V81L149 80V82H148V81L144 80V78H147V77L145 76V77L143 78V76H144V75H143L142 78H143L144 81H146V82L144 83L143 81H141V79H142V78L140 77L141 75L139 76V74H140L141 72L138 73V74H136V73L139 71L138 68L140 69V66H139L140 64H138V62H137V64H134V65H137L136 67H138V68H137V69L133 68L134 71H135V70H138V71H136V73L134 72L136 75H138V77L136 76V79L139 78V79H138V82H137L136 79H133V78H135V77H134L135 74L132 75L133 77L131 76V74H133V73H131V71L133 72V70H131V69H130V70H128V69H124V66H125V68H126V65H128L129 63H130V64L132 63V62L129 61L128 64H127V61L129 60V58H128V60H127V58L124 59V57H122V54H121V56L119 55L120 53L118 54L119 56H114L113 54H114L115 52H112V51H114V49H115V50H116V49L119 50V48H114V49H112L111 52H112L113 54H112L110 51H109L110 53H109L108 51H106V49H108V46H109V48H110L111 46L113 47V45L115 44V43H114V44L111 45V43L114 41V40H113V39H114L113 36H115L114 34H113V36H112L111 34H112V32L115 30V29H114L115 26L113 25V26H114V27H113L112 24H114L113 19H115L116 16H115V14H111V13H109V10H112V9L114 8V5H113V3H112L114 0H113V1L111 0V2H110V3H112V5L109 4V1H110V0H108V1H107V0H106V1H105V0H104V1L101 0V2H99L100 0H99V1H98V0H90V1H95L94 3L97 2V3H96V6H95V5H94V6L92 5L93 2H91V3L88 2L89 0H84V1L80 0L81 2H80L79 0H77V2H76V0H74V1L71 0V1H73V6H72V4L70 5V3H69V5H68L69 0L67 1V4H66V1H65V0H60V1L56 0ZM61 1H62V3H61ZM78 1H79L80 4H78ZM102 1H103V2H102ZM115 1H116V0H115ZM118 1H119V0H117V2H118ZM122 1H123V3L125 4L124 0H122ZM125 1H126V0H125ZM133 1L135 2V0H133ZM136 1H139V2H140V0H136ZM145 1H147V4L145 3ZM145 1H142L143 4H146L147 6H150L151 8L153 7L154 10H157V8H159V4H158V6H157V5H155V6L152 5V6H151V5H148V3L150 4V2H149L150 0H145ZM162 1H163V0H162ZM173 1H176V0H171V1L169 0V3L172 4V5L170 4L171 6H173V5L176 4V3L173 4ZM181 1H182V2H181ZM181 1L177 0V4L179 5V3H180V4L183 3V0H181ZM187 1H189V3L192 2V5L195 6V4H193V3H194L193 1H195V0H192V1H191V0H187ZM187 1H184V2L186 3ZM190 1H191V2H190ZM204 1H205V3H204ZM209 1H212V0H208V1L203 0V2L200 1V0H199V1L196 0L195 2H199V5H200V3L202 2L201 5L204 3L205 6H206V2H207V4H208ZM213 1H214V0H213ZM213 1H212V3H213ZM215 1H216L217 3L219 2V5H218L217 3L215 4V2H214L215 6H217V10H216L215 8L211 7L212 10L214 9V10L212 11V14H209L210 11H211L210 6H209V7L206 6L207 8H210V11H209L207 8H204V7H203V9H205V10L207 9V11H209V13H206V14H203V15H207V14H209L210 17H211L212 19L214 18L215 21L210 20V17H208L209 15L206 16V18L208 17V18H207L208 21L206 22V21H205L206 19H204L203 21H204V23H209V24H210L209 20L212 21L211 24H213V23L215 22V23L213 24V25H215V26H218V24H220L222 21H224L225 23L222 22L223 24H222V23H221V24H222L223 26L221 25V26H220L221 28L218 26V27H217L218 30L215 28V26H213V27L211 26L212 29H210L211 27L209 28L208 26L205 25L204 27H208V28H206V30H204L205 28L202 27V28H204V29H202V28H198L197 31L200 30V32H201V30H203V31H208V32H209V30H210V33L212 34V31H213V30L220 32L219 30H220V29L222 30V28L224 27V25L227 24L226 21L229 20L227 16H228V14L231 13V11H232V10L230 11V9H231L232 7H234V6H232V4H231V3H233V0H232V1H230V0H226V3H227V2H229V3L231 2V3H230V4H231L230 6H232V7L229 8V10H227V11H229V13L226 12V10L220 8V7H223L224 5H226V3H224V5L221 3V4H222V5H221L220 2H223L222 0H221V1H217V0H215ZM237 1H238V6H239L238 8H241V9H240V12H242L243 9L245 8L246 13L249 12V11H247V9H248L247 6H248V5H249V9H248V10H250V9L252 8L251 5H253V4H254V6H255V4H256V5L264 4V3H262V2H264L263 0L260 1V4H259V2L257 3L258 0H255L254 2H256V3H253V4H252V2H251V5L249 4L250 2H249L248 4H246V2L249 1V0H247V1L244 0L245 3L243 2V0H242V2H241V0H240L241 4H239V3H240L239 0H236V1H234V2L237 3ZM250 1H251V0H250ZM13 2H15V0H13ZM18 2H19V3H22L21 0H20V1L18 0ZM23 2H24V1H23ZM31 2H34V0H32ZM31 2H30V3H31ZM39 2H40V1H39ZM41 2H40V3H41ZM51 2H50V3H51ZM64 2H65V3H64ZM82 2L85 3L86 5H87V4H88V5H89V4L92 5V7H94V8H92V7H91V8L94 9V10H92V9L90 8V5H89V10H87V7H88V6H87V7H84L83 9H81L82 6H84V4H83ZM106 2H107V4H109L111 7H110L109 5H108V7H106V6H105ZM120 2H121V1H120ZM131 2H132V0H131ZM134 2H133V3H134ZM139 2H138V3H139ZM142 2H140V3H142ZM151 2H152V0H151ZM153 2H154V1H153ZM155 2H156V1H155ZM159 2H160V1H159ZM159 2H156V4L159 3ZM163 2H165V5H166L167 0H165V1H163ZM163 2H162V3H163ZM224 2H225V0H224ZM26 3H27V2H26ZM37 3H38V2H37ZM58 3H61L62 6H61L60 4H58ZM71 3H72V2H71ZM75 3H76L77 5H75ZM99 3H104V4H102V5H104V6H102V5L99 4ZM118 3H119V2H118ZM127 3H128V2H126V4H127ZM129 3H130V2H129ZM135 3H137V2H135ZM135 3H134V4H135ZM187 3H188V2H187ZM189 3H188V4H189ZM209 3H210V2H209ZM212 3L209 4V5H212V6H213L214 4H212ZM242 3L247 7V9H246V7H245L244 5H242ZM14 4H17V3H14ZM14 4H13V5H14ZM32 4H33V3H32ZM34 4H35V3H34ZM53 4H54V3H53ZM63 4H64V5H63ZM65 4H66L67 6H66ZM97 4H99L100 8H99V6H98ZM107 4H106V5H107ZM115 4H116V7L119 6V5L117 6V3H115ZM121 4H122V3H121ZM131 4H132V3H131ZM177 4H176V5H177ZM183 4H184V3H183ZM188 4H187V6L185 7V10H184V6H183V5H182V6L179 5V6H181V7H179L180 9H182V7H183V9L181 10L182 12H181L180 9L178 8L177 11H180V12H175V13H173V15H174V14L176 15V13H177V17H178L179 15H181V14L184 12V17H186V16L188 15V12L190 11V9H188V6H191V7H192L191 4H190V5H188ZM196 4H198V3H196ZM204 4H203V5H204ZM13 5H9V6L12 7V8H11V7H10V8L16 10V12L19 11V9H20L21 6L17 5L19 8H16V7H15V8H16V9H15V8H14L15 5H14V6H13ZM20 5H22V4H20ZM26 5H27V4H26ZM41 5H42V3L39 5L40 7L37 5L38 8H36L35 10L38 11V9H40V8L42 7ZM47 5H48V6H47ZM58 5H59V6H58ZM78 5H79V9H80V10H79V9H75L76 6L78 7ZM80 5H82L81 8H80ZM136 5L138 6V4H136ZM136 5H134V6H136ZM140 5H141V4H140ZM167 5H168V4H167ZM176 5H175V6H176ZM184 5H186V4H184ZM201 5H200V6H201ZM203 5H202V6H203ZM227 5H228V4H227ZM233 5H236V4H233ZM240 5H241V7H240ZM29 6H30V5H29ZM31 6H32V5H31ZM65 6H66L67 9L65 8ZM125 6H126V5H125ZM137 6H136V7H137ZM147 6L145 7L146 9L148 8ZM156 6H157V8H156ZM161 6H162V5H161ZM161 6H160V8H161ZM228 6H229V5H228ZM242 6H244V8H243ZM26 7H27V6H26ZM26 7H25V8H26ZM54 7H52V8H54ZM59 7H60V8H59ZM96 7L99 8V9H97ZM103 7H105V9H101V8H103ZM127 7H128V6H127ZM127 7H126V8H127ZM168 7H169V6H167V8H166V6H164V4H163L162 9H160L161 11H160V10L156 11V13L158 12V15L155 14V11H154L153 8H152V11H154V14H155V15H151V17L153 16L154 19H155V17L158 19V17L161 15L160 13H161L162 11L164 12V10L168 9ZM173 7H174V6H173ZM173 7H172V8H173ZM177 7H178V6H177ZM177 7H176V8H177ZM218 7L221 9V11H220L221 14H220L219 11H218V10H220ZM226 7H227V6H226ZM250 7H251V8H250ZM255 7L258 8L259 12H260V11L262 12V11L264 10V8H263V10H260V9H259L260 7H262V5H260V7H259V6H255ZM0 8H2V5L0 6ZM4 8H2V9H4ZM34 8H35V7H34ZM43 8H42V10H41V9L39 10L40 13H39V11H38L37 13H38V14H41V13L43 14V13H44L43 15H45V12H47V10H45V9H43ZM52 8H51V9H52ZM68 8H70V9H68ZM71 8H72V9H71ZM85 8H86V10H87L86 12H87V14H88V15L85 14L86 16H85L84 14L82 15V13H84V12H82V10H84ZM108 8H109V10H108ZM119 8H121L120 11L122 10V12H123L124 8L122 7V5H121V7H119ZM122 8H123V9H122ZM130 8H131V7H130ZM132 8H133V7H132ZM134 8H135V7H134ZM138 8H139V7H138ZM138 8H137V9H138ZM140 8H141V10H143V9H142V8H144L143 5H142V7H140ZM151 8H150V9L148 8L147 11H148V10L150 11ZM165 8H166V9H165ZM186 8H187V9H186ZM196 8H197V6H196ZM199 8H202V7H198L197 9L200 10ZM235 8H236V6H235ZM242 8H243V9H242ZM253 8H254V7H253ZM2 9H1V10H2ZM23 9H24V7H23ZM32 9H33V8H32ZM65 9H66V11H65ZM74 9H75V12H76L77 10H79L80 12H82V13H80L79 11H78V13L76 12V14H77V15H76V18H75L74 15H73V14L75 13V12H74ZM95 9H97V10H99V11H97V10H95ZM115 9H116V8H114L113 10H115ZM117 9H118V8H117ZM163 9H164V10H163ZM174 9H175V8H174ZM225 9H227V8H225ZM261 9H262V8H261ZM1 10H0V12H1ZM7 10H9V9H7ZM7 10H4V11H7ZM14 10H10V12H8V11H7V12H8V15H9V13H11V11H12V13H14V14H13V19H14L13 21L16 22V20H17V22H18L19 19L22 17V15H20L21 17H20V16H16V15H15L16 13L13 12ZM35 10H34V12L36 13ZM43 10H45V11L43 12ZM55 10H53V11H55ZM72 10H73V12H74L73 14H72ZM100 10H102L103 13H104V11H105L104 14H106V15H104L103 13H101ZM118 10H119V9H118ZM118 10H117V11H118ZM125 10H126V9H125ZM125 10H124L123 14L126 12ZM129 10L131 11V9H129ZM134 10H135V9H134ZM169 10H171V12H172V9H169ZM183 10H184V11H183ZM188 10H189V11H188ZM191 10H192V8H191ZM205 10H200V11H201V13H203V12L205 13V12H206ZM223 10L225 11V14L228 13L226 16L223 14V12H224ZM233 10H234V9H233ZM241 10H242V11H241ZM253 10H254V9H253ZM253 10H252V11H253ZM20 11H22V10H20ZM29 11H31V10H30V7H29ZM41 11H42V12H41ZM53 11H52V12H53ZM57 11H56V12H57ZM90 11H91V13H92V11H93V13H92L91 15H93V14L95 15V13H97V14L100 16L99 19L102 18L103 16H105V17H103V18L100 20V24L98 23L99 21H98V19H97V18H98L97 14H96V16H93V19H91L92 17H89V16H91V15H90ZM95 11H96V12H95ZM107 11H108V12H107ZM120 11H118V12H120ZM130 11H129V13H130ZM138 11H139V9H138ZM138 11H137V12H138ZM144 11L146 12V10H144ZM173 11H174V10H173ZM187 11H188V12H187ZM214 11H218V12H217L218 14H217L216 12L214 13ZM222 11H223V12H222ZM235 11H237V12H235L237 15L234 13V11H232L234 14H233V13L229 14V17H230L231 15H233V18H234V15H236L237 17L235 16V18H237V19L240 20V21H241L242 18H243V19H244V18H247V19H248V18L253 14V12L251 11L252 14L249 13V14H251V15L247 17L245 11H243L242 13L246 16V17H245V16H242L243 14H241L240 12H238V9H237V8H236ZM23 12H25V9H24ZM23 12H22V13H23ZM64 12H65V13H66V12L69 13V14L66 13V14L68 15L67 17H66V14H63ZM98 12H99V13H98ZM110 12H111V11H110ZM118 12H117V13H118ZM122 12H121V13H122ZM132 12H133V11H132ZM132 12H131V14H132ZM135 12H136V11H135ZM142 12H143V11H142ZM145 12H144V14H145ZM166 12H169V11H166ZM166 12H165V13H166ZM185 12H186L187 14H186ZM191 12H193L194 14L191 13ZM191 12H190V13L193 14V16L195 15L194 17L197 16L195 13L199 14V12L195 11V7H194V10L191 11ZM257 12H258V11H255V13H257ZM12 13H11V14H12ZM19 13H20V12H19ZM32 13H33V12H32ZM37 13H36V14H37ZM48 13H46V14H47V17H48L49 19H50V17H51V20L53 19V17L57 16V14H56L55 16H50V15H49L50 13H49V14H48ZM61 13H62L63 15H62ZM112 13H115V12L113 11ZM121 13H120V14H121ZM127 13H128V12H127ZM150 13L153 14L152 12H150ZM165 13H163V14H164V15H163L164 17H165V16H170V15H167V13H166V15H165ZM169 13H170V12H169ZM179 13H181V14H179ZM190 13H189V14H190ZM262 13H263V12H262ZM0 14H1V13H0ZM3 14H4L5 17H6L5 12H3ZM11 14H10V16H11ZM17 14H18V12H17ZM23 14H24V13H23ZM27 14H28V12H27ZM29 14H30V16H33V15H35V16H34L33 18L30 17L31 19H29V18H28V17H29V16H28ZM29 14L27 15L26 19L28 18L29 21H30V24H31V23H32V20H33V19H36V16L38 17V15H36V14H34V13H33V15H32L30 12H29ZM42 14H41V15H42ZM54 14H55V13H54ZM101 14H102V15H101ZM107 14H111V15H107ZM120 14L118 13L119 16H120ZM136 14H137V13H136ZM141 14H143V13H141ZM141 14H139V16H141ZM146 14H147V12H146ZM148 14H149V13H148ZM185 14H186V16H185ZM215 14L217 15V17H218V15H220L221 18H222V14H223L224 19L227 18V20H226V21H225L224 19L221 20V18L219 17L218 19H220L221 22H219L218 19H217L218 21H216V18H217V17H216V16L213 17V15H215ZM238 14H241L242 17L239 16L241 19H239ZM249 14H248V15H249ZM259 14H260V13H259ZM263 14H264V13H263ZM263 14H260V15L257 14V16H258L257 18H258V19H259V18H263L262 20H264V17L261 16V15H263ZM1 15H2V14H1ZM18 15H19V14H18ZM24 15L26 16V13H25ZM48 15H49L50 17H49ZM72 15H73V16H72ZM113 15H114V16H113ZM116 15H117V14H116ZM118 15H117V16H118ZM127 15H129V14H127ZM133 15H134V13H133ZM173 15L171 14V16H172L171 19H173ZM255 15H256V14H255ZM15 16H16V17H19V19H18V18L15 19V18H14ZM25 16H24V17H25ZM71 16H72V18H71ZM84 16H85V18L88 16L90 21L87 19L88 17H87L86 19L83 18ZM106 16H107V17H106ZM108 16H110V17L112 18V20H111V18H108ZM119 16L117 17L118 19L121 18V17H122V18L124 17V18L122 19V21L126 18L124 15H123V16H120V17H119ZM130 16H131V15H130ZM135 16H136V15H135ZM145 16H146V15H145ZM154 16H155V17H154ZM157 16H158V17H157ZM161 16H162V15H161ZM161 16H160V17H161ZM171 16H170V17H171ZM189 16H190V17H189ZM189 16L186 17V19H187V18H190V19H187V21L189 20V21H191V23H193V21L195 20L194 23H195L197 26H198L199 24H201L202 26L204 25L203 22H202V20H201L202 17L205 18L204 16L201 15V17H200V15H198V17H200V19H199V18H197V19L195 18V19H194L193 17H191L192 15H189ZM252 16H253V15H252ZM252 16H251V18H252ZM259 16H260V17H259ZM263 16H264V15H263ZM1 17L3 18V16H1ZM39 17H40V16H39ZM44 17L46 18V16H44ZM63 17H62V18H63ZM94 17H96V18H95L96 21L94 20ZM160 17H159V18H160ZM164 17H162V18H164ZM170 17H169V19H170ZM177 17H176V18H177ZM179 17H180V16H179ZM179 17H178V18H179ZM181 17H182V16H181ZM215 17H216V18H215ZM2 18H1V19H2ZM6 18H7V17H6ZM9 18L11 19L12 17H9ZM9 18H8V19H9ZM55 18H56V17H55ZM58 18H59V17H58ZM58 18H56V19H58ZM73 18H74V19H73ZM106 18H108V20H105ZM127 18H128V17H127ZM127 18H126V21L128 20ZM132 18H133V17L131 16V20H133ZM137 18H138V19H136V18H135V19H136L139 23H138L136 20H135V22H136V24H138L139 26L136 25V24H135V25L138 26V27H141V28H142V31H144L145 33H147L146 35H145L144 32L142 33V31L140 30L141 28H140L139 30L141 31V35L144 34V36L147 38L148 35H149L148 33H152V32L154 33V32H155L154 29H153V31H152L151 28H149V27H150V26H149V23H148V25H144V27H146V28L142 27L144 23L142 24L141 22L144 21V19L142 20V19H141L142 17L140 18V17H138V16H137ZM139 18L141 19V22H140V19H139ZM146 18H148V15H147ZM146 18H145V19H146ZM162 18H161V21L163 20ZM165 18H166V17H165ZM167 18H168V17H167ZM178 18H177V19H178ZM191 18H193V21H192ZM231 18H232V17H230V22H231V23H230V22H229V23L232 25V21L234 22V21H236V19L234 18L235 20H231ZM233 18H232V19H233ZM251 18H250V19H251ZM255 18H256V17L253 16L252 20L255 19ZM257 18H256V19H257ZM1 19H0V20H1ZM26 19H25V20H26ZM28 19H27V23H28ZM37 19L39 20V18H37ZM40 19H41V17H40ZM46 19H47V18H46ZM103 19H104V20H103ZM109 19H110V20H109ZM154 19H153V21L150 19V22L152 21L151 23H153V22H154ZM157 19H155V20H157ZM171 19H170V20H171ZM174 19H175V18H174ZM182 19H183V17H182ZM182 19H181V20H182ZM184 19H185V18H184ZM186 19H185V20H186ZM198 19H199V21H198ZM243 19H242V21H244V22H245V25H247V27L243 28V30H244V29L247 30V28H248V24H247L246 22H247L248 20L245 21V20H243ZM59 20H56V21H59ZM67 20L69 21V23H70V22H71V23L69 24ZM78 20H77L76 22H78ZM86 20H87V21H86ZM119 20H120V19H119ZM129 20H130V19H129ZM147 20H149V19H147ZM170 20H168V21H170ZM175 20H176V19H175ZM175 20H174V21H175ZM178 20L180 21V19H178ZM178 20H176V22H177V26H179V28L176 26V24H174V23H175V22H174L173 24L175 25V27H174V26H170V27H172V28L169 27V28H170L169 31H164V30H166V29H165V26H166L167 24L163 27L162 24L160 23L161 21L157 20V21H156L157 23L154 22V23H155L154 25H155V27H156L155 29H157V32L159 31V33H160V32H161V29H162L161 27H163V29H164V30L162 29V33H163V34L160 33V35H162V37H160L159 33H157V32H155L154 35H153V34H152V35H153V36H158V35H159V36H158V37H160L159 39H161V38H162V39H165V40H166L165 43L167 44V41H168L167 39H168L169 37H171V35L173 34V35H172L173 38H172V37H171L172 39L169 38V42H170L171 45H170L169 42H168L169 45H167V46H168L171 50H176V51H177L176 48H178V51H177L178 53H181L180 51H182V50H183V51H186L188 45H189V47H192V48H190V50L192 49V53H193V52H196V51L199 53L200 50H198V48L200 47V49H202V48H201V43H202L201 38H202V37L204 38V37H205L206 35H208V34H209L210 36H214V37H211V38H210V36L208 35V36H207L208 39H209V38L212 39V42H211L210 40L207 39L208 42H210V43H213V42H214L213 40H214V38H215V34H217L215 31L213 32V33H215V34H212V35H211L210 33H208V32H204V33H208V34H204L203 36L198 35V36H197L198 38L201 37L200 40H198L197 37H194V38H196V39H194L192 36H195L196 33L199 34V33L196 31V29H195L197 26H196V25H193L194 23L191 24L190 22L185 21V22H187V23H190L188 26H190V25L195 26V28L191 26L193 30H192L191 28H189V29L192 30L193 34L195 33L194 35H192L191 30L189 31V29H186V27H182V26H181V25H183L184 23H183V24L181 23L180 25H178V23H179ZM196 20L198 21V24L196 23V22H197ZM252 20H250V21H251L252 24H253V21H252ZM262 20L260 19L259 21H258V20H257V21H258L259 23L261 22V26L263 27L262 24H264V23L262 22ZM2 21H3V20H2ZM9 21H10V20H9ZM13 21H12V24H13ZM20 21H21V20H20ZM22 21H23V19H22ZM35 21H36V20H35ZM41 21H42V19L40 20V22H41ZM46 21H49V20L47 19ZM52 21H53V20H52ZM52 21H51V22H52ZM56 21H55V22H56ZM84 21H85V23H86V22H89V24L87 23L89 26H87V24L85 25V24H84ZM92 21H95V23H93ZM110 21H112L113 23L110 22ZM115 21H116V20H115ZM122 21H121L120 24H122ZM124 21H125V20H124ZM163 21H164V20H163ZM168 21H167V22H168ZM182 21H184V20H182ZM182 21H180V22H182ZM200 21H201V23H200ZM240 21H237V22H240ZM242 21H241V22H242ZM250 21H248V23H251ZM254 21H256V20H254ZM257 21H256V23H257ZM0 22H1V21H0ZM7 22H8V20H7ZM7 22H6V23H7ZM10 22H11V21H10ZM10 22H8V23H9V26H10ZM23 22H24V21H23ZM36 22H37V21H36ZM36 22H33V26H36V25H37ZM44 22H45V20H44ZM44 22L42 23L43 27H45L44 25L46 24V23H44ZM53 22H54V21H53ZM53 22H52V23H53ZM79 22H80V21H79ZM96 22L99 24V26H101V23H102V22H103V24H105V25H103L104 27L101 26V28H99V26H98V24H97ZM106 22H107L108 24H106ZM117 22H120V21H117ZM158 22H159L160 24H159ZM170 22H171V23H170ZM170 22L168 23V25H170V24L173 25V24H172V21H170ZM217 22H218V23H217ZM237 22H235V24H237ZM241 22H240V24H241ZM6 23H5V25H6ZM8 23H7V24H8ZM25 23H26V21H25ZM27 23H26L25 26L28 25ZM47 23H48V22H47ZM49 23H50V22H49ZM49 23H48V27H50V25L52 24V23H51V24L49 25ZM91 23H93L94 26L97 24V26H98V28L100 29V31H99V30L96 31V30H97L96 26L94 27V26L90 25ZM110 23H111V24H110ZM125 23L127 24V22H125ZM131 23H132V22H131ZM163 23H166V21L163 22ZM216 23H217V24H216ZM254 23H255V22H254ZM256 23H255V24H256ZM0 24H3V23H0ZM12 24H11V26L13 27V25H14L15 28H16V27H18L21 23H19V24L16 23V24H18L17 26H16L15 24H13V25H12ZM40 24H41V23H38L39 26H41ZM55 24H56V23H55ZM68 24H69V25L74 24V25H75V26H74V29L77 28L76 25L79 26V24H80V25H83V24H84L86 28H85L84 26H80V27H78V28H80V29L77 28L78 31H76V29L73 30V26H72V25H71L72 27L69 28ZM115 24H116V23H115ZM120 24L117 23V25H120ZM126 24H125V26L127 27L128 24H127V25H126ZM145 24H147V21H146ZM156 24H157V26H156ZM185 24H186V23H185ZM209 24H208V25H209ZM211 24H210V25H211ZM230 24H229V25H230ZM240 24H239V26H241ZM243 24H244V23H242V26H243ZM255 24L252 25V26H253V27H252V28H253V31H254V25H255ZM257 24H258V23H257ZM3 25H4V24H3ZM31 25H32V24H31ZM53 25H54V24H53ZM56 25H57V24H56ZM66 25L68 26L67 28H66ZM109 25H111V27H109ZM141 25H142V26H141ZM159 25H160L161 27H160ZM163 25H164V24H163ZM168 25L166 26L167 28H168ZM201 25H200V27H201ZM245 25H244V26H245ZM249 25H250V24H249ZM259 25H260V24H258V26L255 25V27L257 26L256 28H258V29H264V27L261 28V26L259 27ZM0 26H1V25H0ZM29 26H30V25H29ZM29 26H28V27H29ZM58 26H55V28H57ZM90 26H91V27H90ZM129 26H130V25H129ZM129 26H128V27H129ZM147 26H148V27H147ZM180 26H181V29H180ZM188 26H187V27H188ZM233 26H234V28L237 26V29H236V28H235V29L233 28L234 31H235V30L237 31V32L235 31V33H233V34H234V35H233V37H234V41H233L232 39H230V38L232 37L231 35H232V32H233V29H232L231 27H229L230 29H232V31L229 29V30L231 31V32H230V31L227 29V27H228V26H227V27H225V28H223V29H227L228 32H230L229 34H228V32H227L226 30H225V32H224V30H222L223 32H222V33L220 32V33H221L220 35H222V36H220V37H222V38L219 37V33H218V35H216V37H219L220 39H222V40H220V42H219V39L217 38V39H218V42H219V43H218L219 46L216 44L217 49H216V46L214 47L213 44L208 43L206 39H202L203 41L206 40V41H205L206 43H205V42L202 43L203 45H205V44L208 43V47H210V50H211L213 47H214V48L212 49V51H210V50L208 49V50H207L208 54L205 53L206 51H204V50H202V52H200L199 54H201V53H205V54H207L206 56L210 57V59H211V55H212V56H213V54H216V56L219 55V54H217V52H216L214 49H216L217 51H220V50L223 51L224 48L226 49L227 46H228L230 49H233V45H234V44L236 45V43H240V42H237V41L235 40V39L238 40V38L235 37V34L238 33V34L240 35L241 31H242L243 33H242V36H240L239 41L241 40V38H243V37L245 36L246 39H244L245 37L243 38V40H244L243 43H245V40H246V43H247V41H248V42H251L250 44H252V45H249L248 43H247V44L245 43V45H247V46H245V48H243V46H242V48H241V44H242V43L239 44V45H240V46H239L240 48L237 46L238 49H239V52H240V49L242 50V52L239 53L240 55H242V53L244 52L243 49H247L248 54H249V51H250V49L252 48V46H254V49H255V45H254V43H255L256 41L258 42L259 39H261V40H259V42H260V41H261V42H262V41L264 42L263 38H259V37H258V40H256V39H255V38L257 37L256 35H255L256 37H253V40L255 39V40H254V43H253V41H251L252 39H251L250 41L247 40V39H249V38L246 36L247 34L244 35V32H245L246 30H244V31L241 30V31H240V28H242V27H238V24H237V25H234V23H233ZM233 26H232V27H233ZM244 26H243V27H244ZM19 27H20V29H19V28H18V29L21 31V30L23 29V27H24L23 23H22V28H21V25H20ZM28 27H27V28L24 27V28H26V30L24 29L23 32L28 33V32L31 30V31H30V34L33 32L32 35H30V34L28 33L29 37H31V36H33V35H34L35 33H37V32L40 33L39 31H37V32L34 33V31L38 30V29L41 28L42 26H41V27H36V29H35L34 27H32V29H30L31 27H29L30 30L27 31ZM43 27H42L41 29H42V30H45V31L47 32L46 34L48 35L51 31L49 30L50 32H48L47 30L50 29L52 26H51L50 28L46 27L45 29H44ZM87 27H88V28L90 27V31L93 30V31H91L90 33L93 34L94 31L97 32V34H96V32L93 34V36H94L95 38H93L91 35H90V37H89V34H90L89 31H88L87 33H85V32L88 30ZM108 27L110 28V29H108L109 31L107 30ZM119 27H120V26H118L117 28H119ZM122 27H124V24H123ZM128 27H127V28H128ZM132 27H134V26L132 25ZM152 27H153V26H152ZM176 27H177V29H179V30H176V33H175V34H177V36H178L179 33H182L183 28H185L184 31H185V30H188L187 32H190V33H191L192 36L187 35L188 33H187L186 31H185V32H186V34H185V32L183 31V32H184V35L187 37V39H188V37H189L190 40H189V39L186 40V37L183 35V33H182V34H179V36L182 35L181 39L179 38V36H178L179 39L177 38L178 40H181V41H182V38L185 37L184 40H186V41H188V42L184 43V41H182L183 44L180 45L181 41L178 42L176 39H174V37H175L174 30L176 29ZM198 27H199V26H198ZM250 27H251V25H250ZM3 28H5V26L2 27L1 31L3 30ZM6 28H8L7 25H6ZM6 28H5V29H6ZM33 28H34L35 30H34ZM47 28H48V29H47ZM52 28L54 29V26H53ZM65 28H66V29H69V30H66ZM95 28H96V29H95ZM102 28H105V30H106L107 32H110V35H111V37L113 38V39H110L111 41L113 40L112 42L106 40V39H109V38H111V37L108 36L107 32H106V31H103L104 29L102 30ZM117 28H116V29H117ZM129 28H130V27H129ZM134 28H135V27H134ZM147 28H149V29H147ZM158 28H160V29L158 30ZM214 28H215V29H214ZM219 28H220V29H219ZM238 28H239V29H238ZM252 28H251V30H249L250 32H249V34H248V36H250V38H252L251 35H252V36L254 35V34L251 33ZM10 29H11V27H10ZM10 29H8V30H10ZM70 29H71V30H70ZM81 29H83V31L87 29V30L84 31V32L81 31L83 34L80 33L81 36L83 35V36H82L83 38H80L81 36H79V33H78V32H80L79 30H81ZM112 29H113V30H112ZM130 29H131V28H130ZM135 29H137V27H136ZM145 29H146L147 31L150 30V32H147ZM207 29H209V30H207ZM249 29H250V28H249ZM6 30H7V29H6ZM6 30H5L4 32H6ZM8 30H7V31H8ZM13 30L15 31V29H13ZM13 30H11V34H12V36L9 34V35L11 36V38L14 36V35H13L14 33H12ZM32 30H33V31H32ZM39 30H40V29H39ZM51 30H52V29H51ZM55 30H56V29H54V31H55ZM64 30H66V31H64ZM101 30H102L103 33L107 34V37H106V39L103 37L104 39L100 41V39H102L101 37L105 35V34L103 35V33L101 32ZM124 30H125V29H124ZM126 30H128V29H126ZM126 30H125V32H126ZM171 30H172V31H171ZM211 30H212V31H211ZM1 31H0V33H1ZM40 31H41V30H40ZM45 31H42V32H41V35H42V36H43V35H44V36H47L46 34H44ZM52 31H53V30H52ZM57 31H59V29H57ZM57 31H56V32H57ZM67 31H70V33H68ZM74 31H75V32H74ZM120 31H122V30H120ZM131 31H133V29H131ZM163 31H164V32H163ZM177 31H180V32L178 33ZM194 31H196V32H194ZM203 31L201 32V35H202ZM238 31H240V33H239ZM247 31H248V30H247ZM258 31H259V30L255 29V31H254V32H256L255 34H257ZM63 32H64V33H63ZM98 32H99V35H100V33H102V35H100L101 37L98 35ZM114 32H115V31H114ZM118 32H119V31H117V33H118ZM128 32L130 33V31H128ZM128 32H127V33H128ZM165 32H167V33H165ZM168 32L172 33V34L169 33V35H170L169 37H168V35H167ZM226 32H227V33H226ZM260 32H262V31L260 30ZM6 33H7V32H6ZM9 33H10V31H9ZM15 33H16V32H15ZM25 33H24V35H25L24 37H27V38H28L27 34H25ZM42 33H43V34H42ZM51 33H52V32H51ZM57 33H59V32H57ZM57 33H53V34H57ZM62 33H63V34H62ZM72 33H73V34H72ZM74 33H77V36H79V37H77V36H76V37L79 38V39L75 38V35H76V34H74ZM88 33H89V34H88ZM123 33H124V32H122V35L125 36V33H124V34H123ZM129 33H128V34H129ZM164 33H165L166 35H165ZM190 33H189V34H190ZM245 33H247V32H245ZM250 33H251V34H250ZM1 34L3 35V32H2ZM17 34H18V33H17ZM53 34H49V35L51 36V35H53ZM70 34H72V35H70ZM138 34H139V33H138ZM156 34H158V35H156ZM224 34H228L229 36H231L230 38H229V37H226V38H229V40H232L234 43H233L232 45H230V46L227 45L226 47L221 48V47H222L221 44L224 45V44L226 43V42H225L226 40L224 41L225 43L222 42L223 39H224L223 36H226V35H224ZM230 34H231V35H230ZM260 34H261V33H260ZM260 34H258V35H260ZM262 34H263V33H262ZM262 34H261L260 36H263V35H264V34H263V35H262ZM2 35H1V36H2ZM5 35H6V34H5ZM5 35H4V36H5ZM21 35H22V37H23L22 32H21L20 36H21ZM39 35H40V34H39ZM39 35H38V36H39ZM41 35H40V36H41ZM49 35H48V36H49ZM68 35H69V36H68ZM97 35L99 36L98 38H97ZM117 35H118V34H117ZM117 35H116V37H117ZM119 35H121V34H119ZM131 35H132V33H131ZM133 35L135 36V34H133ZM136 35H137V34H136ZM152 35L149 36L151 39H148V40L146 39L147 41L145 40L144 36H143V35H142V36H143L144 41H146V42H145V43H146V44H145V47H146V45L149 43L147 46H148V47L151 46V47H150V50H152L153 52L150 51V50H149V51L152 52V53H154V51H156L155 45L153 44L155 41L152 42V44H150L151 41H149V40H152ZM164 35H165V36H164ZM228 35H227V36H228ZM239 35H238V37H239ZM7 36H8V35H7ZM10 36H8V37L10 38ZM18 36H19V35H18ZM20 36H19V37H20ZM36 36H37V34H36ZM40 36H39V38H40ZM42 36H41V38L43 39L44 36H43V37H42ZM48 36H47V37H48ZM50 36H49L48 38L46 37L47 40L50 42V44H49V42H46V44H45V40H44L45 38L43 39V40H44L43 43H42L41 40H40L41 38L36 40V41L40 40V45L44 44V45L47 47V48H45V49H47V50H46L47 52H48V50H49L48 47H50V45H52L51 42H52V40L54 39L53 36H52L51 38H50ZM70 36H71V37L74 36L73 39H74L75 41H74L73 39H71ZM126 36H127V35H126ZM137 36L139 37V35H137ZM142 36H141V38H142ZM166 36H167V37H166ZM177 36H176V37H177ZM199 36H200V37H199ZM5 37H6V36H5ZM19 37H18V38H19ZM22 37H20V40H21V41L23 40L22 42L25 41L24 43H28V45H29V44H30L29 42H30L31 40L29 39V41L27 42V41H26V38H25V40H24V37H23V39H22ZM55 37L58 38L57 35H56ZM116 37H115V38H116ZM119 37H121V36H118V38H119ZM129 37H130V35H129ZM131 37H132V36H131ZM149 37H148V38H149ZM176 37H175V38H176ZM190 37H191L192 39H194V40L191 41V38H190ZM263 37H264V36H263ZM0 38H1V37H0ZM6 38H7V37H6ZM11 38H10V39H11ZM13 38H16V41H17V36H15V37H13ZM33 38L36 39L35 36H33ZM49 38H50V40H51L52 38H53V39L50 41ZM57 38H56V39H57ZM59 38L61 39V37H59ZM68 38H70V39H68ZM96 38H97V39H96ZM118 38H117V39H118ZM121 38L123 39V37H121ZM124 38H125V37H124ZM135 38H136V37H135ZM166 38H167V39H166ZM226 38H225V39H226ZM3 39H4V38H2V41H3ZM35 39H34V40H35ZM76 39H77V41H76ZM93 39L96 40V41H97V40L100 41V43L97 41L99 47H100V45L102 44L101 42H103V44L101 45V47H103V48H102V49H103L102 51L105 52L104 54H102L103 52L100 50L101 48H100V49H97L98 47H96V46H98V45H97V43H96ZM117 39L115 40L116 43H117V41H118ZM119 39H120V38H119ZM137 39H138V38H137ZM139 39H140V38H139ZM155 39H156V38H155ZM159 39H158V41H159ZM173 39H174L175 42H174V41L171 42V40H173ZM217 39L215 38V43L217 42ZM6 40H7V39H6ZM6 40H5V41H6ZM8 40H9V39H8ZM11 40H12V39H11ZM11 40H10L9 42H12ZM13 40H14V39H13ZM18 40H19V39H18ZM34 40H33V41H34ZM54 40H55V39H54ZM54 40H53V41H54ZM68 40H70V42H69ZM71 40H72L73 42H75V43L78 42V43H77L78 46H76V48L79 47V46H81V47L83 48V51H82V48H81V49L79 48L80 50H77L78 48H77V49L74 48L73 46H75V45H73L74 43H72ZM78 40H79L80 42H79ZM81 40H82V42H81ZM105 40H106V42H105ZM124 40H129V39L126 38V39H124ZM132 40H133V39H132ZM153 40H154V39H153ZM153 40H152V41H153ZM195 40H196V41H195ZM197 40H198V41H197ZM229 40H228V41H229ZM16 41H15V42H16ZM21 41H17V42H21ZM57 41H60V40H56V41H54V42H57ZM133 41H136V40L134 39ZM144 41H143V42H144ZM190 41H191L192 43H196L197 45H196V44H192V46H191V44H187V43H190ZM194 41H195V42H194ZM199 41H201V42H199ZM232 41H229V42H232ZM235 41H236V43H235ZM9 42H5V43H8V44H9ZM15 42H12V43H15ZM34 42H35V41H34ZM130 42H131V41H130ZM139 42H140V40L138 41V44L141 43V42H140V43H139ZM147 42H148V43H147ZM197 42H198V43H197ZM229 42H227L226 44H229ZM259 42L256 43V44H261V43H259ZM0 43H1V42H0ZM41 43H42V44H41ZM47 43H48V44H47ZM58 43H59V42H57V43H53V47H50V48H52L51 50L54 51V52H51L50 50H49V52H51V53H53V54L56 53V52H57V49H58V47H59ZM71 43H72V44H71ZM79 43H80V44H79ZM87 43H88V42H87ZM89 43H90V42H89ZM89 43H88V45H89ZM107 43H109L110 45L107 44ZM124 43H125V42H123L122 44H124ZM126 43H127V42H126ZM126 43H125V44H126ZM128 43H129V42H128ZM131 43H134V42H131ZM155 43H157V40H156ZM165 43H164V44H165ZM172 43H173V46H172ZM174 43H176V46H177V47L175 46ZM177 43H178V44H177ZM215 43H214V45H215ZM220 43H221V44H220ZM3 44H4V43H3ZM10 44H11V43H10ZM20 44H22V43H20ZM32 44H33V43H32ZM35 44H36V43H35ZM54 44H57L58 47L55 46ZM60 44H62V43H60ZM63 44H64V43H63ZM70 44H71V45H70ZM104 44L107 45V48H105L106 45L104 46ZM122 44H121V45H122ZM129 44H130V43H129ZM158 44H159V43H158ZM162 44H163V43H162ZM166 44H165V45H166ZM185 44H186V45H185ZM198 44H199V45H198ZM6 45H7V44H5V46H6ZM18 45H19V44H18ZM18 45H17V46H18ZM23 45H24V44H23ZM23 45H22V46H23ZM28 45L26 44V46H28ZM38 45H39V42H37V48H38ZM44 45L39 46L38 49H37V48L34 49V48H33L34 44H33V46H31V44H30V45L28 46V48L30 47V48H29L30 50L33 48V49H34V52H35L36 50L41 49V47H43ZM48 45H49V46H48ZM86 45H87V44H86ZM88 45H87V46H88ZM90 45H91V44H90ZM94 45H95L96 48L94 47ZM116 45H117V44H115V46H116ZM121 45H120L119 47H122V46H123V45H122V46H121ZM126 45H128V44H126ZM132 45H133V44H132ZM134 45H137V43L135 42ZM152 45H154V46L152 47ZM179 45H180L181 47L185 46V47H186V50H185V47H183L184 49H183V48H182V49H179V48H180V47H178ZM194 45L199 46V47H195V48H193ZM235 45H234V47H235ZM242 45H244V44H242ZM248 45L250 46L249 50H248V48H246V47H248ZM261 45H263V44H261ZM261 45H260V46H261ZM5 46H3V47L5 48ZM12 46H13V44H12ZM20 46H21V45H20ZM26 46L24 45V48H26ZM68 46H69V47H68ZM115 46H114V47H115ZM140 46H141V44H140ZM160 46H161V45H160ZM170 46H171V47H170ZM220 46H221V47H220ZM7 47H11V46H8V45H7ZM35 47H36V45H35ZM55 47H57V48H55ZM112 47H111V48H112ZM117 47H118V46H117ZM127 47H128V46H127ZM131 47H132V46H130V50H129L128 52H130L131 50H133V49H131ZM136 47H137V46H136ZM141 47H142V46H141ZM145 47H144V48H145ZM158 47H159V45H158ZM161 47L163 48V45H162ZM161 47H160V48H161ZM165 47H166V46H164V48H165ZM168 47H166L167 49H165L166 51L168 50V52H166V54H169V53L171 52V53H170L171 56H172V54H173L174 56H176V55L179 56V54H177L175 51H171L170 49H168ZM174 47H176V48H174ZM202 47H203V46H202ZM204 47H207V45L204 46ZM208 47H207V48H208ZM228 47H227V49H228V51H229V48H228ZM258 47H259V46L256 45V48H257V49H258ZM263 47H264V45L262 46V48H263ZM0 48H1V47H0ZM11 48H12V47H11ZM16 48L21 49V51H22V50H25V51L27 50V49H24V48H21V47H20V48H19V47H16V45L13 46V50L16 49ZM53 48H54V49H53ZM59 48H60V49H63L64 47H62V48L59 47ZM73 48H74V51L71 50V49H73ZM89 48H90V46H89ZM111 48H110V49H111ZM142 48H143V47H142ZM152 48H154L155 50H153ZM219 48H220V50H218ZM262 48H261V49H262ZM7 49H8V48H7ZM18 49H16V50H18ZM45 49H44V47H43V49L39 50L38 52L36 51L37 55H39V52H42V53H43V51H44L43 54H46V56H49L51 53H48L49 55H47V52L45 53ZM60 49H59L60 52H59V51L57 52L58 54H57V53H56V55L54 54L53 57L56 56L54 59H53V57H52L53 54L50 55V58H52V59H49V58L46 57L45 55L42 56V54L39 55V57L42 56L41 58H39L38 56H35V58H34V54L36 55V53L32 52V53H34V54L32 55V54H30L31 51L29 50V54L33 56L32 58H33L34 60H31V59H30L31 61L28 60V64H30V62H32V61H37V63H38L39 59H40V60H41L42 58L45 59V57H46L47 59H49V60L46 59V61H48V63L45 62L44 59H42V61H40V62L38 63V65H39L38 68H37V64H34L35 66H33V68L31 67L32 69H30L29 67H30V65H33V64H30L29 67H27V65H25V66L27 67V69H30V70H31V72L34 70V71L32 72L33 74H32L31 72H29L30 75L32 74V75H31L32 78H31L30 76H29L30 78H29V77L27 78V74H29V73H27V72L30 71V70H28V71L26 72L27 69L25 70V69L23 68L24 65H23V66L21 65V67L25 70V72H23L21 69H19V70H21L22 72L19 73V74H17V75H15V74L18 73V69H17V71H13V72H16V73H13V72H11V70H8V69H11V68H8V67L6 66L7 69H5V72H4V71H3L4 68H2L1 65H0V67L2 68V69H0V70L3 71V73H1L2 71H0V73H1L0 76H1L2 74L4 75L5 73H7V74L4 75V76H6V77L8 76V77H9V76H10V73H12V75L10 76V77H13V78L10 79L11 81H9V79H8V77H7V80L10 82V83H9V82L7 81V82L9 83L8 85H10L11 82L14 83L15 81L18 83V81H19L18 79L22 76L23 73H25L24 75H26V76H22V78H21L22 81H19V82L22 83V82L27 78L25 81H27V80L29 79L30 82H31V84H29V83H30L29 80H28V82H25V81H24V82H25V85H29V86H27V87H26L25 85H23L24 83H22V85H21L20 83H18V84H19V85H18V84L15 82V84H17V85L19 86V87L17 86V88H19V89H17V90L19 91V93L26 92V91H23V90H22V89H24V86H25V89H26V90H27V88L30 87V90H27V91H29V93L27 92V93L29 94V97L31 96V94H35V93H37V96H38V97H40V96H41L40 94H43V93H45V95H43V96H46V94H47L46 97H48V93L50 92L49 90H52V91H53V89H52L53 87H54V88L57 87V86L61 87V86H62L61 84H62V83H65V82L63 81V78H59V80H61L62 82L59 81L58 78H56V77H58V76H59V77H62V76H60V75H62V74L64 73L63 71H64V68H65V66H62V67H63V68H62V70H63L62 72H63V73L60 71L61 68H60L59 70L57 69V68H59L58 66H61V65H62L63 60H64V58H65L64 55H66L65 53H63V54H64V55H63L64 58H62V56L60 57L59 55H62V54H61L62 52H61ZM65 49H63V50H65ZM110 49H108V50H110ZM120 49H121V48H120ZM134 49H135V48H134ZM146 49H148V48L146 47ZM194 49H196V50H194ZM254 49L252 48V51H253ZM1 50H2V49H1ZM1 50H0V52H1ZM4 50H5V49H3V51H4ZM42 50H43V51H42ZM66 50H65V51H66ZM122 50H123L124 53H126L124 49H122ZM126 50H128V49H126ZM137 50H138V49H137ZM140 50H141V48H140ZM140 50H139V51H140ZM142 50H143V49H142ZM142 50H141V52H142ZM159 50H160V49H159ZM179 50H180V51H179ZM190 50H189V51H190ZM235 50H236V51H234V49H233L234 52L231 51V52L234 54L233 56H237V55H236L237 53H235V52H237V48H236ZM259 50H260V49H258L257 52H258ZM7 51H8V50H7ZM9 51H10V48H9ZM9 51H8V52H9ZM14 51H15V50H14ZM19 51H20V50H19ZM75 51H77V52H78V51H79V52L81 51L80 53L78 52L80 55H79L77 52H75ZM87 51H89V54H88ZM98 51H99V52H98ZM100 51H101V52H100ZM133 51H134V50H133ZM143 51H144V50H143ZM169 51H170V52H169ZM214 51H215V53H214ZM224 51H225V50H224ZM226 51H227V50H226ZM226 51H225V52H226ZM247 51H245V52L247 53ZM252 51H250V52H251L250 55H253V56L257 57V58H259L258 56L263 57V54H262V53L259 52V53L257 54V52L255 53V50H254L253 52H254L256 55H258V56H256V55L252 54ZM260 51H264V50H260ZM8 52H7V53H8ZM66 52H67V51H66ZM73 52H75V53H73ZM106 52H107V54L109 53V56H110V54H112L113 56L111 55L110 58H109V56H108L107 59L110 60V61H106V62L104 63V62L101 61V60H102V57H104V58L107 57V56H105ZM116 52H119V51H116ZM128 52H127V53H128ZM150 52L147 51L146 53L148 54V53H150ZM156 52H157V51H156ZM156 52H155V53H156ZM162 52H163V50H162ZM190 52H191V51H190ZM197 52H196V53H197ZM211 52H212L213 54H212ZM229 52H230V51H229ZM9 53H10V52H9ZM13 53H14V52H12V50H11V53H10V54H12V56H13ZM17 53H18V52H17ZM17 53H16V54H17ZM19 53H20V52H19ZM24 53H26V52L23 51V54H24ZM90 53H91V54H93V53H94V54H97V53H98L97 56H99V55H101V54L104 55V56H99V57H97V56H94V54H93V56L97 58V59H96V58L93 59L94 61H95V60L97 61V60L101 57V59L99 60L100 62L97 61V62L95 63V62L92 60L93 56H92ZM121 53H122V52H121ZM136 53H137V52H136ZM136 53H133V54L136 55ZM139 53H140V52H139ZM152 53H151V55H152ZM155 53H154V54H155ZM184 53H185V52H184ZM184 53H183V55H184ZM187 53H188V55H191V54H189V52H187ZM196 53H193V55L187 57L188 59L190 58L189 60H190L191 62H190L189 60H187L188 62H187V61H186V62H187L188 64H190L191 66H192V64H193V65H195V67H196V66L199 67V66L202 65V64H199V63H201L200 60L202 59L203 55L201 54V55H199V57H197L198 53H197V55H196ZM209 53H210L211 55H209ZM219 53H221V52H219ZM222 53H223V52H222ZM222 53H221V55H219L220 58L222 57ZM226 53H227V52H226ZM226 53H223V54H226ZM1 54L4 55L3 52H1ZM14 54H15V53H14ZM74 54H75V55H74ZM159 54L161 55V52H160ZM164 54H165V53H164ZM185 54H186V53H185ZM205 54H204V55H205ZM230 54H231V53H229V56H228V54H226V55H227L226 58H225V59H227L226 62L224 61V57H225V55H224V57L222 58L223 60L220 59V58H218V57H217V58H218V59H217L216 56H215V58H216L217 60H215V59L212 60L213 62H214V60H215V62H214L215 64L212 65V67H215L216 64H217L216 66H218V64H219V62H220V61H218V60H222L223 62H225V63H223V65H224V64H225V65L227 64L226 66H228V63L231 62V60H232V62H233V63H232V62L229 63V65H230V66H229V69H228V67H227V68H224V66H221V65H222V62H221V64H220L219 66L221 67L222 70H219V68H218L219 72H221V74H219L218 77H217L216 75H214L215 73H213L214 76H216L217 78H219V76L222 75V77H224V74H227V73H225V72H226L225 70H229V71H227V72H229V74L225 75L226 78H225V77H224L225 79H224V78H223V79L221 78V81L224 80V82H225L226 79L230 80V78H231L230 81H232V80H233L232 78L235 77V80H233V83H232V82H229V81L227 80L226 84H223V85H227V83H229V85H231V88H230V86H229V88H228V91H229L228 93H232V92H233L232 96H233V97H236V98H238V96H239L240 94H243V93L245 94V93H247V95L245 94L246 96H244V97H245V100H246V98H247V96H248L249 94H250V95H253L257 90L260 92V89H261L260 86H261V87H262V90H263V91L261 90V92H262V94H264V93H263V92H264V88H263V87H264V86H263L264 84H261V83H263L264 81H263V82L260 81L261 83L258 82V81H259V80H258L259 78L257 79V82H258V83L255 81L256 84H259V83H260V86L258 85L259 87H257V88H258V89H257V88H256L257 85H256L255 83H254V84H255L256 86L253 84V82H254V81H253V79H254V78H253V74L250 73V71H249V73H248V70H249V69L254 70L253 68H255V69L257 70V69L259 68L257 71L254 70V74H255L254 77H256V74H257L258 71H259L258 73H261L260 75L262 76L264 73H262V72L260 71V69H262L263 66H264V63H262V62H263L262 60H264V57H263L262 60L258 59L259 62L261 61V63H262V64H261V65H262V68H261L260 65H259L260 67H258V65H257V63H256V62H257L256 60L254 61V58H255V57H254V58H253V56L249 57V58H248V61L250 60V58H252V60H253V62L250 60V64H252V65L255 64L258 68H257L255 65H253V67H251V65H249V62H248L247 60H246L247 62L244 60V59H247V57H248V54H246V55H247V56H246L245 53H244L242 56H239L240 58L238 57L239 59H241V63H240V64H242V68H243V69H241V68H240V67H241L240 64H238V65L236 64V62H240V60L237 58V60H238V61H237V60H235L236 57H234V61H235V62H234L233 59L230 57V56H231ZM260 54H262V55H260ZM2 55H1V56H2ZM5 55L7 56L6 52H5ZM19 55L21 56V53H20ZM27 55H28V54L26 53V57H24V55H23V57H22V56H21V57L19 56L18 60L21 59V58H23V59H22V61H23L24 59H27L28 57H30L29 55H28V56H27ZM67 55H68V54H67ZM67 55H66V56H67ZM78 55H79V56H78ZM125 55H126V54H125ZM127 55L129 56V54H127ZM131 55H132V53H131ZM138 55L140 56L141 54H138ZM156 55H158V54H156ZM160 55H158V56L161 57L162 55H161V56H160ZM170 55H169V56H170ZM181 55H182V54H181ZM194 55H196V56H194ZM244 55H245L246 57H245ZM250 55H249V56H250ZM6 56H5L4 60H2V62L5 61ZM9 56H10V55H9ZM9 56L7 57L6 63H7V61H8ZM12 56H11V57H12ZM14 56H15V55H14ZM16 56H17V55H16ZM44 56H45V57H44ZM57 56H59L60 60L63 59V60L60 62V65L58 64V62H59V58H58ZM69 56H68V57H69ZM74 56H76L77 58L74 57ZM132 56H134V55H132ZM139 56H138V58H139ZM143 56H144V54H143ZM158 56H157V57H158ZM164 56H165V55H164ZM164 56H163V57H164ZM174 56H173V57H174ZM185 56H186V55H185ZM185 56H183V57H185ZM201 56H202V57H201ZM206 56H205V57H206ZM3 57H4V56H2V58H3ZM11 57H10V58H11ZM134 57H136V56H134ZM134 57H133V59H134ZM141 57H142V56H140V59H141ZM148 57H149V59H150L151 56H148ZM163 57H162V59H163ZM173 57H172V58H173ZM181 57H182V56H181ZM183 57H182V59H184ZM191 57L193 58V60H192ZM194 57H195V58H194ZM196 57H197L198 59L201 58V59L197 62L198 65H197L196 62L194 61V60H197ZM227 57H228V58H229V57L231 58V59H229L230 61L228 60ZM241 57H242L243 59H242ZM15 58H16V57H14L13 59H15ZM38 58H39V59H38ZM56 58H57V60H56ZM61 58H62V59H61ZM66 58H67V57H66ZM66 58H65V59H66ZM80 58H78V59H80ZM117 58H116V59H117ZM122 58H123V59H122ZM130 58H131V56H130ZM136 58H137V57H136ZM144 58H146V57H144ZM144 58H142L141 60H144ZM152 58H154V57H152ZM155 58H156V57H155ZM185 58H186V57H185ZM203 58H204V57H203ZM213 58H214V57H213ZM16 59H17V58H16ZM28 59H29V58H28ZM36 59H37V60H36ZM68 59H69V58H68ZM72 59H71V60H72ZM84 59H86V61H88V62H89V60H91L90 63L87 64V66L84 65V63H87L86 61L84 62ZM107 59H104V60H107ZM146 59H147V58H146ZM156 59H157V58H156ZM162 59L159 58V60H162ZM165 59H166V58H165ZM165 59H163L162 61H160V63L162 64V63L165 61ZM167 59H168V58H167ZM167 59H166V60H167ZM176 59H177V58H176ZM206 59H207V58H206ZM208 59H209V58H208ZM210 59H209V60H210ZM255 59H256V58H255ZM9 60H11V59H9ZM52 60H53V61H52ZM82 60H83V61H82ZM111 60H112V61H111ZM122 60H123V62H124V60H125V61L127 60V61H126L125 64H124V63L122 62ZM131 60H132V59H131ZM135 60H136V59H135ZM141 60H140V61H141ZM152 60H153V59H152ZM154 60H155V59H154ZM173 60H175V59H173ZM173 60H172V65H173V63H174ZM177 60H178V59H177ZM180 60H181V59H180ZM0 61H1V60H0ZM13 61H15V60H13ZM16 61H17V60H16ZM16 61H15V62H16ZM19 61H20V63H19ZM19 61H18L19 64H16V63H15V67H16V68H19V67H20V64H23V63L26 62V60H24V62H22L21 60H19ZM29 61H30V62H29ZM43 61H44V62H43ZM64 61H66V60H64ZM73 61H75V60H73ZM77 61H78V60H77ZM77 61H75V63H76ZM79 61H78V62H79ZM81 61H82V62H81ZM92 61H93V62H92ZM133 61H134V60H133ZM138 61H139V60H138ZM145 61H146V60H145ZM155 61H156V60H155ZM155 61H154V62H155ZM168 61H169V59L167 60V62H168ZM201 61H202V60H201ZM203 61H204V59H203ZM205 61H206V60H205ZM205 61H204V62H205ZM216 61H217L218 63H216ZM228 61H229V62H228ZM244 61H245V62H244ZM11 62H12V61H11ZM11 62L8 61V63H11ZM49 62L51 63L49 69H52V71L54 72V70H55V68H56V65H58L57 68H56V69H57L56 73H58V71H60V73H62V74L59 75V73H58V76H54V75H56V73L54 74V73H52L51 70H50L49 73H50V74H53V75H50V74H49V78H50V83H49V84H50V85H49V88H48V83L45 84L46 81L49 82V81H48V79H49V78H48V75H46L47 77H45V78H47L46 80H45V79H44V80L41 79V80H42V81H41L39 78H40L41 76H42L41 78H43V77H44L43 75L47 73L46 70H45V68H48V67H49V65H48ZM52 62H54V63H52ZM55 62H56L57 64H56ZM66 62H68V61H66ZM101 62H102V63H101ZM107 62H108V64H107ZM156 62L159 63V61H156ZM178 62H180V61L178 60ZM189 62H190V63H189ZM192 62H193V63H192ZM194 62H195V64H194ZM206 62H207V61H206ZM209 62H210V61H208V64H209ZM242 62H243V63H242ZM251 62H252V63H251ZM8 63H7V64H8ZM12 63H14V62H12ZM12 63H11V64H12ZM32 63H33V62H32ZM34 63H36V62H34ZM41 63H42V64H41ZM71 63H72V62H71ZM82 63H83V64H82ZM103 63H104V64H103ZM143 63H144V61H143ZM143 63H141V65H142ZM150 63H152V62H150ZM181 63H182V62H180V64H181ZM211 63H212V62H211ZM244 63H248V65H249L251 68H250L249 66L247 67L246 64H244ZM2 64H3V63H2ZM4 64H5V63H4ZM43 64L48 65L47 67H46V66L44 67V70H45L46 73L44 72V70H42L44 74H39V73H38V72H39L38 70H39L40 67H41V68L43 67ZM53 64H55V67L53 66ZM81 64H82V66H81ZM118 64H119V65H118ZM130 64H129V65H130ZM163 64H164V63H163ZM165 64H166V63H165ZM169 64H170V63H168V65H169ZM175 64H176V63H175ZM175 64H174V65H175ZM204 64H206V63H204ZM204 64H203V65H204ZM212 64H213V63H212ZM235 64H236V65H235ZM16 65H18V67H17ZM40 65H42V66H40ZM64 65H67V64H64ZM68 65H69V63H68ZM72 65H73V64H72ZM117 65H118V66H117ZM129 65H128L127 68H132V67H129ZM131 65H133V64H131ZM131 65H130V66H131ZM145 65H146V63H145ZM145 65H143V66H145ZM174 65H173V66H174ZM182 65H183V64H182ZM182 65H181V66H182ZM185 65H186V64H185ZM203 65H202V66H203ZM232 65L235 66L234 70H236V66H237L238 68H240L241 70H244V69L247 70V72L244 70V71L246 72V74H248V75H245L246 77H247V76L249 77V75L251 76V74H252V76L249 77V78H250V79L252 78L251 80H252L253 82H251V80L247 77L248 80L250 81V82L247 81V83H251V85H254V86H255V89H257L256 91H254L253 94H251L253 90H251L250 93L248 92L249 90H245V89H244L245 91H244V92L242 91V90H243V89H242L243 87L246 88V87L244 86V85H246V84L242 83L243 85H240V86H243V87H242V88L239 87V82H240V84H241V81L243 82V79H244L245 76L242 77L243 79L241 78L242 75L239 74V69H238V71H237V70H236V71L233 70V71H234V72H233L234 74H233V73L231 72L232 69L230 70V67L233 68ZM243 65H245V66H243ZM3 66H4V65H3ZM10 66L13 67V69H14V64H13V65H10ZM51 66H53L54 68H51ZM77 66H76V67H77ZM119 66H120V67H119ZM158 66H160V65H158ZM163 66H164V65H163ZM163 66H162V67H163ZM166 66H167V65H166ZM166 66H165V67H166ZM181 66H180V68H181ZM186 66H187V65H186ZM205 66H206V65H205ZM21 67H20V68H21ZM35 67L38 69V70H36V71H38V72H37L38 74L36 73V74L34 75V73H35ZM84 67H85V68H84ZM105 67H103V69H104ZM117 67H118V68H117ZM134 67H135V66H134ZM149 67H150V64H149ZM151 67H153L152 64H151ZM156 67H157V65H156ZM156 67H155V70L157 69ZM160 67H161V66H160ZM192 67H193V66H192ZM192 67H191V68H192ZM206 67H209V69H210V68H211V64L208 65V66H206ZM206 67H200L199 69H200L201 71H202L201 68H203V69H208V68H206ZM16 68H15V69H16ZM41 68H40V71H41ZM80 68H76V71H77V72L74 70V71H75V74H78V70H77V69H80ZM91 68H93V67H91ZM97 68H98V67H97ZM100 68H101V67H100ZM145 68H146V66H145ZM163 68H164V67H163ZM172 68H173V67H172ZM174 68H175V67H174ZM176 68H177V67H176ZM176 68H175V69H176ZM182 68H183V66H182ZM216 68H217V67H216ZM216 68H214V69L212 68V69H211V72H215ZM246 68H247V69H246ZM49 69H47V71H48ZM66 69H67V68H66ZM70 69H71V68H70ZM74 69H75V68H74ZM94 69H95V66H94ZM103 69H102V70H103ZM143 69H144V67H143ZM148 69H149V68H148ZM159 69H160V68H159ZM159 69H158V70H159ZM164 69H165V68H164ZM177 69H178V68H177ZM177 69H176V70H177ZM185 69H186V68H185ZM187 69H188V66H187ZM187 69H186V71H183V72H186V73H187V72H188ZM194 69H195V68H194ZM197 69H198V68H197ZM199 69H198V70H199ZM224 69H225V70H224ZM6 70H8L9 73H8ZM68 70H69V69H68ZM82 70L80 69V71H82ZM90 70H91V69H90ZM102 70L100 69V70H98V71H102ZM107 70L105 69V71H107ZM113 70H114V71H113ZM122 70H121V72L118 71V73L120 72L119 75L123 73ZM125 70H126L127 72H128V71H130V72L127 73ZM155 70H154V72H155ZM168 70H169V69H168ZM171 70H172V69L170 68V71H171ZM195 70H196V69H195ZM198 70H197V71H198ZM212 70H213V71H212ZM218 70H216V74H218ZM223 70H224V71H223ZM70 71H71V70H70ZM74 71L72 72V75L74 74ZM80 71H79V74H80ZM87 71H88L91 75H89V73H87ZM147 71H148V70H147ZM161 71H162V70H160V72H161ZM166 71H167V70H166ZM166 71H163V72L165 73ZM172 71H174V70H172ZM201 71H198V72L201 73ZM206 71H209V70H206ZM206 71H205V73L207 74ZM222 71H223V72H222ZM255 71H256V72H255ZM262 71H264V69H263ZM19 72H20V71H19ZM65 72H66V71H65ZM67 72L70 73L69 71H67ZM67 72H66V73H67ZM96 72H97V71H96ZM145 72H146V70L144 71V73H145ZM158 72H159V71H158ZM174 72H175V73H176V72L178 73V71H174ZM174 72H171V73L174 74ZM191 72H193V77H194V79H196L195 76H196L197 73H196L195 76H194V72H195V71H194V70L192 71V70L190 69V73H191ZM202 72L204 73V70H203ZM230 72H231V73H230ZM237 72H238V73H237ZM26 73H27V74H26ZM82 73H84V72H81V76H82ZM101 73H103V72H101ZM104 73H105V72H104ZM106 73H107V72H106ZM115 73H114L113 75H111V77L108 76V78H109L110 81H111L112 77H113V78L116 77V78L113 79L112 81H116V79H120L121 77L124 78V75H123V74H122L123 76L120 75L121 77L119 78V77H118L119 75L117 76L118 73H117L116 75H115ZM126 73H127V75H126ZM129 73H130V75H129ZM147 73H148V72H147ZM147 73H146V74H147ZM149 73H150V69H149ZM151 73L153 74V72H151ZM164 73H163V74H164ZM168 73H169V72H168ZM180 73H181V71H180ZM180 73H179V74H180ZM190 73H189V74H190ZM205 73H204V74H205ZM20 74H21V75H20ZM47 74H48V73H47ZM79 74H78V75H79ZM142 74H143V73H142ZM156 74H157L158 76H159V75L162 76V72H161V74H158V73H156ZM183 74H185V73H183ZM189 74H188V75H189ZM191 74H192V73H191ZM204 74H203V75H204ZM208 74H209V73H208ZM231 74H233V75L237 74V75H236V76H233V75H231ZM18 75H19V76H18ZM33 75H34V78L36 77V78L39 79L40 82H39V81H38V82L41 83V84H40V87L38 86L39 83L35 81V80H38V79H35V80H34ZM36 75H37V76H36ZM39 75H40V77H38ZM65 75L67 76V74H65ZM65 75H64V76H65ZM68 75H69V74H68ZM95 75H96V73H95ZM98 75H100V72L98 73ZM103 75H104V74H103ZM103 75H102V76H103ZM128 75H129V76H128ZM164 75H165V74H164ZM164 75H163V76H164ZM174 75H175V74H174ZM174 75H173V76H174ZM181 75H182V74H181ZM181 75H180V76H181ZM188 75H186V76L189 77L190 75H189V76H188ZM198 75H199V74H198ZM210 75H211V74H210ZM213 75H211V76L213 77ZM228 75H229V76H228ZM230 75H231V76H230ZM243 75H244V74H243ZM257 75H258V77H259V74H257ZM4 76H3V78H5ZM17 76H18V77H17ZM64 76H63V77H64ZM73 76L76 77V75H73ZM102 76H101V77L98 76V77H99V78H102ZM104 76H105V75H104ZM150 76H151V75H150ZM150 76H149V79H150ZM153 76H154V75H153ZM153 76H152V78H154ZM155 76H156V75H155ZM158 76H156V78H158ZM167 76H168V75H167ZM167 76H165V77L167 78ZM180 76L178 77V75H177L176 78H180ZM186 76H185V78H186ZM207 76H208V75H205L204 77H206V79H207V78L209 77V76H208V77H207ZM232 76H233V77H232ZM237 76H239V78H241V79H239ZM261 76H260V77H261ZM1 77H2V76H1ZM1 77H0V78H1ZM14 77H17L18 79H17V78H14ZM52 77H53V78H52ZM78 77H79V76H78ZM82 77H83V76H82ZM171 77H172V76H171ZM171 77H169V78H170L171 81H172V78H171ZM174 77H175V76H174ZM182 77H184V75H183ZM190 77H191V76H190ZM190 77L187 78V79H192V78H190ZM197 77H199V76H197ZM201 77H202V75H201ZM201 77H200V78H201ZM262 77H263V78H261L260 80L264 79V75H263ZM3 78H1V80H0L1 82H2V80L4 81ZM23 78H24V79H23ZM55 78L58 80V83H57V81H55V80H56ZM66 78H67V77H66ZM66 78H65L64 80H66ZM76 78H77V77H76ZM85 78H87L86 80H88L89 82L91 81V80L88 79V77H87L86 75H85ZM89 78H90V77H89ZM95 78H96V77H95ZM106 78H107V76H106ZM110 78H111V79H110ZM140 78H141V79H140ZM159 78H160V81H161V80H162V79H161L162 77L159 76ZM13 79H16V80L12 81ZM51 79H52V80H51ZM53 79H54V82H53ZM68 79H69V77H68ZM72 79H73V77H72ZM74 79H75V78H74ZM77 79H79V78H77ZM77 79L72 80V82H73V81H76ZM81 79H82V78H81ZM209 79H210V77H209ZM219 79H220V78H219ZM219 79H218V80H219ZM236 79H238L239 82H238ZM86 80H85V82L83 81L84 84L89 83V82L86 81ZM102 80H103V79H102ZM107 80H108V79H107ZM109 80H108V82H109ZM126 80H127V79H126ZM130 80H129V81H130ZM147 80H148V79H147ZM165 80H166V79H165ZM165 80H164V81H165ZM167 80H168V78H167ZM175 80L177 81V80H179V79H175ZM175 80L173 79V82H174V83L176 82ZM180 80H181V79H180ZM180 80H179V82H180ZM183 80H184V79H183ZM192 80H193V79H192ZM192 80H190V81H192ZM207 80H208V79H207ZM207 80H206V81H207ZM213 80H215V77H213ZM218 80L216 79V81H218ZM240 80H241V81H240ZM246 80H247V79H246ZM254 80H255V79H254ZM33 81H35V82L38 83V84H34V85H33V83H35V82H33ZM69 81H70V80H69ZM96 81H97V78H96ZM112 81H111V82H112ZM121 81H122V79H121ZM123 81H124V80H123ZM123 81H122V82H123ZM139 81L141 82L140 84H139ZM153 81H154V80H153ZM158 81H159V80H158ZM158 81L156 80V82H158ZM162 81H163V80H162ZM171 81H170L169 83H172ZM185 81H187V80L185 79ZM190 81H189L188 83H186V84H184L185 82L183 81L184 83H182V84H184V85L180 84V85L182 86V90H181V88H180V90H179V87H180L179 84H178V86H176L177 89L179 90V93H178V90H177V89H173L172 84L174 85V83L170 84V86L172 87L171 89H173V90H177V93H178L177 96L181 97L180 95H181L182 93H183V94L186 93V96H187V97H191L190 95H192V93H190V91H187V90H186L187 92H185V90L183 91V87H184V86H185V87H187V86L190 87V86L192 85V83L194 84V82H195V80H194V82L192 81V82H191V85H190V84H189ZM196 81H197V83L199 82L198 80H196ZM202 81H203V80H202ZM202 81H201V79H200V83H198V84L195 83V85L198 86V85L201 84V83H202V85H203V84H204V83H203L204 81H203V82H202ZM235 81L237 82V85L235 86L236 88L234 87ZM1 82H0V83H1ZM5 82H6V78H5V81L3 82L4 84H3V83H2V85L0 84V85H1L0 89L3 90V91H5L4 89H6L5 86L7 85V83L5 84ZM42 82H44V83H42ZM52 82L55 83V84H57V85L54 84V85H55V86H54ZM59 82H60V84H59ZM72 82H71V83H72ZM80 82H82V81L80 80ZM91 82H92V83L95 82V79H94V81H91ZM98 82H99V80H98ZM98 82H96V84H97ZM100 82L103 83V81H100ZM126 82H128V81H126ZM130 82L132 83V81H130ZM166 82H167V81H166ZM181 82H182V81H181ZM181 82H180V83H181ZM211 82H212V78H211L210 83H211ZM218 82H220V80H219ZM218 82H215L214 84L216 85V83H218ZM244 82H246V81H244ZM26 83H28V84H26ZM66 83H67V82H66ZM75 83L78 84L79 82L77 81V82H75ZM102 83H101V84H102ZM115 83L117 84V82H115ZM154 83H155V81H154ZM159 83H160V85H161V84H163L164 82H163V83H162V82H159ZM177 83H178V82H177ZM177 83H176V85H177ZM230 83H231V84H230ZM15 84H14V86H13V84L10 85L9 87L12 88L13 91L15 90L16 93H18L17 90L15 89V88H16V87H15ZM42 84H44L43 87H41ZM51 84H52V86H51ZM67 84H68V83H67ZM77 84L75 85L76 87L73 85V86L75 87V88H74V87H73V88L76 89L77 92H76L74 89H73V91H75L76 93H78V90H79L82 86H83V87H82L83 90L86 89V88H84V84H83V85H82V83L79 84V85H77ZM89 84H90V83H89ZM94 84H95V83H94ZM96 84H95V86H96ZM101 84H100V85H101ZM105 84L108 85V83H106V82H105L103 85H105ZM116 84H115V86H116ZM126 84H127V83L124 82L123 85H126ZM143 84H142V85H143ZM165 84H166V83H165ZM207 84H208V86L210 85L208 82H207ZM214 84H213V85H210V86H212V88L209 86V89L211 88L212 91H213V89H215V90L217 91L216 88H217V87L219 88V86L222 85V84L218 83L217 87L214 88V87H213V86H215ZM30 85H31V86H32V85H33V86H36V89H37V87H39V89H38L39 91H40V88H41V89H44L45 91L42 90L43 93H42V91H41V93L39 92V95H40V96H39V95H38V92H35V93H34L33 90H32L33 92L31 91V89H32L33 86L31 87ZM46 85H47V86H46ZM65 85H66V84H65ZM71 85H72V84H71ZM107 85H106V86H107ZM110 85H111V84H110ZM110 85H109V86H110ZM132 85H133V84H132ZM137 85H135V87H136ZM145 85H146V84H145ZM147 85H148V84H147ZM156 85H157V86H156ZM160 85L156 83V84L154 85V86H156V87H154V88L152 87V90H153V91L150 90V92H152V94L149 92V93L151 94V96H153L154 91H155V90H154L155 88L157 89L156 91H158V88H157V87L160 86ZM186 85H187V86H186ZM189 85H190V86H189ZM223 85H222V86H223ZM3 86H4V87H3ZM20 86H22L21 89H20ZM50 86H51V87H50ZM63 86H64V85H63ZM68 86L70 87V83H69ZM77 86H78V88H77ZM79 86H81V87L79 88ZM89 86H90V85L87 84V87H89ZM91 86H92V85H91ZM117 86H118V85H117ZM119 86H120V85H119ZM127 86H128V84H127ZM133 86H134V85H133ZM133 86H131V87H133ZM139 86H138V87H139ZM161 86H163V85H161ZM161 86H160V87H161ZM164 86H166V87H164ZM164 86L162 87L163 89L159 87L160 90L162 89V91H161V92L159 91V95L156 94L157 96L155 95V97H156V100H157L156 102H160V101H163V100L165 99V102H166V108H167L168 106H170V105H168V104H169L168 101H170V100L173 101L172 99H174V100L176 101L175 98H176L177 96L175 95L176 92L173 91V92H174V97H175V98H174V97H171V99H170V97H169L168 99H170V100L166 101L167 99H166V98H163L164 93H166V95H167V93H169V94H170V95L168 94L169 96H173V95H172L173 92H171L172 90L169 89V85H168V84H166V85H164ZM192 86H193V85H192ZM192 86L190 87V89L193 88ZM204 86H205V85H204ZM222 86H220V87H222ZM248 86H250V84H248ZM248 86H247L246 89H248ZM2 87H3V89H2ZM13 87H14V88H13ZM59 87H58V88H59ZM71 87H72V86H71ZM71 87H70V88H71ZM85 87H86V86H85ZM96 87H97V86H96ZM111 87H112V85H111ZM113 87H114V86H113ZM113 87H112V88H113ZM131 87H130V88H131ZM142 87H143V86H142ZM148 87H149L150 89H151V87H150V85L147 86V89H148V91H149V88H148ZM200 87H202V86H200ZM206 87H207V85H206ZM223 87H224V86H223ZM233 87L235 88L236 91L234 90ZM237 87H239V88L242 89V90L237 91V90H238ZM250 87H252V86H250ZM58 88H57V91H58ZM67 88H68V87H67ZM70 88H69L68 90H70ZM82 88H81V90H80L81 92L83 91ZM93 88H95V87L93 86ZM98 88L101 89V86H99ZM103 88H104V86H103ZM105 88H106V87H105ZM108 88H109V87H108ZM117 88L119 89V91L122 89V88L120 89L119 87H117ZM117 88H116V90H117ZM144 88H145V87H144ZM144 88H143V89H144ZM165 88H166L167 90H166ZM174 88H175V87H174ZM203 88H204V87H202V89H203ZM226 88H227V87H225V88H220V90L225 89L224 91H227ZM7 89H8V88H7ZM33 89H34V88H33ZM36 89H34V90H36ZM47 89H48V90H47ZM59 89H61V88H59ZM62 89H63V87H62ZM62 89H61V90H62ZM71 89H72V88H71ZM89 89H90V88H89ZM89 89H88L87 92L92 91V89H91L90 91H89ZM96 89H97V88H96ZM96 89H94L93 91L95 92ZM110 89H111V88H110ZM131 89H132V88H131ZM137 89H138V88H137ZM141 89H142V88H141ZM147 89H146V93H145V94H147L146 97L148 98L150 95L148 96L149 93H147V92H148ZM184 89H188V88H184ZM196 89H197V94H196V93H195V94L197 95V97H198V95L201 96L202 93L199 92V91H201V88H199L200 90L198 91V87L195 88V86H194V91H191V92H193V93L196 92ZM211 89H210V91H211ZM229 89H230V90H229ZM232 89H233V90H232ZM252 89H253V88H252ZM255 89H254V90H255ZM1 90H0V91H1ZM9 90H10V89H8V91H5V92H6L5 95H4V94H3V96L0 95V96L4 97V98H1V97H0V99L3 100L4 103H5V100L8 99L6 102H7V103L10 102L9 104H10V105L12 104V105L10 106V105L8 104V106L6 107V104H7V103L3 104V102L0 100V101H1L0 103H2V104L0 105V107H1V106H2V107L5 106L4 108L6 109V108H8V107L10 106V108H12V109H11L12 112H11L10 110H9V112H8L7 109H6V111L9 113L10 116H11V115H14V119H12V120H15V117H16L18 114H20V115L22 116V113H23V112H21L19 109H18V110H17V109H13V108L16 107V104H17V103H18V105L20 104V101H21V100H23V102H24V100H26V105H27V104L29 105V103H33V104H35V105H34L35 107L33 106L32 110L28 112L29 115L32 114L33 111H35L34 108H36V106H37V102H34L35 100H34V99H31V98H33V97H30V99L33 101V102H31L30 99L28 100V96H27L28 94H27V93H26V96H24V94H23V95H20V94L18 93V95L22 97V98L20 99V98L18 97V95H15V94H14V93H15V92H14V93H12L11 95L14 94L13 96H14V97L17 96L18 98H13L11 95H9V94L7 93V92H11V90H10V91H9ZM20 90H21V91H20ZM46 90H47V91H46ZM55 90H56V88H55ZM65 90H66V89H65ZM86 90H87V89H86ZM122 90H123V89H122ZM124 90H125V89H124ZM135 90H136V88H135ZM165 90H166L167 92H166ZM168 90H169L171 93H170ZM188 90H189V89H188ZM205 90H206V89H205ZM205 90H202V92H204ZM207 90H208V89H207ZM220 90H219V92H220ZM231 90H232V91H231ZM3 91H2V93H4ZM36 91H37V90H36ZM52 91H51V92H52ZM59 91H60V90H59ZM59 91L57 92V94L60 93ZM62 91H63V90H62ZM62 91H61V92H62ZM70 91H71V90H70ZM106 91H107V90H106ZM140 91H142V90H140ZM156 91H155V93H158V92H156ZM163 91H165V92L163 93ZM180 91H183V92L180 94ZM224 91H222V92L224 93ZM241 91H242L243 93H242ZM30 92H32V93L30 94ZM46 92H47V93H46ZM66 92H67V91H66ZM99 92L102 93L100 90H99ZM99 92L97 91L98 94H99ZM121 92H122V91H121ZM130 92H132V91H130ZM144 92H145V91H144ZM188 92H189V93H188ZM198 92H199V94H198ZM205 92H206V91H205ZM205 92H204V93H205ZM235 92H236V93L239 92L240 94H236ZM261 92H260V93H261ZM2 93H1V94H2ZM53 93H54V92H53ZM55 93H56V92H55ZM64 93H65V92H64ZM67 93H68V92H67ZM67 93H66V94H67ZM73 93H74V92H73ZM108 93L113 94V93H111L110 91H109ZM108 93H106V94H108ZM114 93H115V92H114ZM118 93H119V92H118ZM124 93H125V92H124ZM133 93H135V95H136V92H133ZM137 93L139 94L138 91H137ZM140 93H142V92H140ZM160 93H162V94H160ZM200 93H201V94H200ZM207 93H208V92H206V94H207ZM214 93L217 94L215 91H214ZM214 93H213V94H214ZM220 93H221V92H220ZM220 93H218L220 96L217 95V96H218V99H220L221 95L223 94V93H222V94H220ZM234 93H235V95H234ZM257 93H258V92H257ZM257 93H256V95H257ZM260 93H258V94H259V97H258V98L262 97ZM7 94L9 95V98H10V99H9V98H5ZM50 94H51V93H50ZM84 94H85V92H84ZM90 94H91V93H90ZM126 94H127V93H125L124 95H126ZM145 94H144V93L141 94V95H143V98L145 97ZM188 94H189V95H188ZM206 94H204V96H205ZM208 94H212V93L210 92V93H208ZM208 94H207V96H205L207 99H206V98L202 99V96H201V97L199 96V97H200V98L198 97V98L200 99L199 101H201V99H202V100H204V101H201V102L205 103V101H206L205 104H207V103H208L207 100L209 101V99H210V101H209V103H210V102L212 101V98H213V100H214V98H215L217 104H216V103H214V104H215L216 106H218V105L220 104V102H219L220 100L217 101V99H216V98H217L216 95L214 94L215 97L212 96V98H211V96H209ZM225 94H226L225 96L228 97L229 94H227V93H225ZM244 94H243V95H244ZM60 95H61V94H59L58 96H60ZM73 95H74V94H73ZM75 95H76V94H75ZM75 95H74V96L71 95V96L74 98ZM92 95H93V94H92ZM122 95H123V93H122ZM128 95H129V94H128ZM141 95H139V96L141 97ZM160 95H163V96L159 97V100H160V98L163 99V100L158 101L157 97L160 96ZM168 95H167V96H168ZM196 95L193 94L192 96L194 97V96H196ZM202 95H203V94H202ZM230 95H231V94H230ZM236 95H237V96H236ZM256 95H254V96L256 97ZM10 96H11V97H10ZM23 96H24V98L26 97V99H24ZM37 96H34V97L36 98ZM43 96H42V97H43ZM62 96H63V93H62V95H61V98H62ZM65 96H66V95H65ZM76 96L82 97V96H83V93H82V96H80V93H79L78 95H76ZM103 96H104V95H102V97H103ZM109 96H110V95H109ZM113 96H115V95L113 94ZM116 96H117V95H116ZM120 96H121V95H120ZM120 96H119V97H120ZM126 96H127V95H126ZM126 96H125V97H126ZM132 96H134V94H133ZM137 96H138V95H136V97H137ZM184 96H185V95H183V97H184ZM186 96H185V98H184L185 101L187 100V97H186ZM204 96H203V97H204ZM208 96H209V98H208ZM222 96H223V95H222ZM225 96H224V99H226ZM254 96H253V100H251L252 98H251V96H249L250 100L252 101V102H251V101H250V102L253 103V104H255V105L252 104V106H254V107L256 106V109L259 110V111L261 112L260 114H262V112L264 113V100H262L263 102H262V101L259 102V99L257 98V99H258V101H257L258 103H256V102L254 103ZM7 97H8V96H7ZM83 97H84V96H83ZM83 97H82V98H83ZM93 97H94V96H92V98H93ZM95 97H96V96H95ZM95 97H94V98H95ZM98 97H99V96H98ZM100 97H101V96H100ZM102 97H101V98H102ZM110 97H111V96H110ZM110 97H109V99H111ZM119 97H118V98H119ZM123 97H124V96H123ZM123 97H122V100H123ZM136 97H134V99H135ZM140 97H139V98H140ZM164 97H165V96H164ZM183 97L180 98L181 101H179V98L177 97L179 102L177 101L176 103H177V104H178V103L181 104L180 102L183 101V100H182ZM241 97H242V96L240 95V96H239V100L237 99L238 102L240 101V99H243V98H241ZM11 98H12V99H11ZM43 98H45V97H43ZM55 98H56V97H55ZM75 98H76V97H75ZM105 98H107V97H105ZM118 98L116 99V101L118 100ZM130 98H131V97H130ZM137 98H138V97H137ZM139 98H138V99H139ZM143 98H141V99H143ZM147 98H146V100H147ZM151 98H152V97H151ZM221 98H223V97H221ZM229 98H231L230 100H233V98H232L231 96H229ZM236 98H235L234 100H236ZM4 99H5V100H4ZM14 99H16V100L14 101ZM18 99H20V100H18ZM40 99L42 100V98H40ZM47 99H48V98H47ZM49 99H50V97H49ZM49 99H48V101H50ZM51 99H52V98H51ZM53 99H54V97H53ZM64 99H65V98H64ZM90 99H91V97H90ZM114 99H115V98H114ZM189 99H190V100H187L186 102L192 103L193 101L191 100V98H189ZM192 99H193V100H195V99L197 100L196 97H195V98H192ZM224 99H223V100H224ZM247 99H248V98H247ZM255 99H256V98H255ZM261 99H262V98H261ZM261 99H260V100H261ZM10 100H11V101H10ZM12 100H13V101H12ZM38 100H39V98H38ZM57 100H58V99H57ZM69 100H70V97H69ZM76 100H77V98H76ZM76 100H75V104H76ZM79 100H80V99H79ZM93 100H94V99H93ZM93 100H92V101H93ZM98 100H99V99H98ZM98 100H97V101H98ZM124 100H125V99H124ZM139 100H140V99H139ZM139 100H138V102H139ZM153 100H154V99H153ZM153 100H150L151 103H152ZM196 100H195V102L197 103V106H198V104H199V106L202 105L204 109H206V108L208 107V104H209V103L207 104V107H206L205 104H200V102H199L198 100H197V101H196ZM223 100L221 99V101H223ZM230 100H228V99H227V100H224L225 103H227L226 106H224V107H227L226 109L224 108L225 110H227V112H228V108L230 107V105H231L230 109H231L234 105H237V104H234V101H233V102L231 101L232 103H230ZM237 100H236V102H237ZM17 101H18V102H17ZM36 101H37V100H36ZM44 101H45V100H44ZM54 101H56V100L54 99ZM73 101H74V100H73ZM73 101H72V102H73ZM81 101H82V99H81ZM85 101H87V100L85 99ZM88 101H90V100H88ZM105 101H107V100L105 99ZM105 101H104V102H105ZM111 101H112V100H111ZM113 101H115V100H113ZM119 101H120V100H118V102H119ZM126 101H128V100H126ZM133 101H134V100H133V98H132V101H131V102H133ZM171 101H170V103H171ZM185 101L182 103V105H187V106H188L189 103H188V104H184V103H186ZM246 101H247V100H246ZM246 101H244V100L242 101V100H241V102H243L244 105L246 104V105L250 108V106H249V105H250V104H249V99H248V101H247L249 105L246 103ZM255 101H256V100H255ZM15 102H17V103H15ZM27 102H28V103H27ZM50 102H53V101H50ZM58 102H59V101H58ZM66 102H67V101H66ZM99 102H100V101H99ZM118 102H116V103L118 104ZM120 102H121V101H120ZM123 102H125V101H123ZM128 102H129V101H128ZM134 102H137V99H136V101H134ZM144 102H145V100H144ZM147 102H148V101H147ZM198 102H199V103H198ZM213 102H214V101L211 102L212 105H213ZM218 102H219V104H218ZM236 102H235V103H236ZM244 102H245V103H244ZM13 103H14V104H13ZM43 103H44V102H43ZM47 103H48V102H46V104H47ZM82 103H83V102H82ZM82 103H80V104H82ZM92 103H95V102H92ZM105 103H106V102H105ZM105 103H104V104H105ZM113 103H114V102H113ZM113 103H112V104H113ZM116 103H115V104H116ZM125 103L127 104V102H125ZM196 103H194V104L192 103V104L196 106ZM222 103L225 104L224 102H222ZM239 103H240V102H239ZM21 104H22V101H21ZM21 104H20V105H21ZM33 104H30L29 107H28V106L25 107V105H24V103H23L24 107L27 108V109H31L30 107H31ZM39 104H40V103H39ZM41 104H42V103H41ZM51 104H52V103H51ZM55 104H56V103H54L53 105H55ZM73 104H74V103H73ZM75 104H74V105H75ZM117 104H116V105H117ZM122 104H123V103H122ZM122 104H121V105H122ZM130 104H131V103H130ZM153 104H154V103H153ZM171 104H174V106H176L175 102H173V103H171ZM179 104H178V106H179ZM223 104H220V106H223ZM228 104H229V107L227 106ZM232 104H233V106H232ZM241 104H242V103H241ZM241 104H240V105H241ZM3 105H4V106H3ZM18 105H17V107H18ZM20 105H19V106H20ZM47 105H48V104H47ZM61 105H62V104H61ZM74 105H73V106H74ZM123 105H124V104H123ZM127 105H128V104H127ZM127 105H126V106H127ZM131 105H132V104H131ZM136 105H137V104H136ZM149 105H151V104H149ZM163 105L165 106V104H163ZM167 105H168V106H167ZM190 105H191V104H190ZM193 105H192V107H194ZM215 105H213V106H215ZM238 105H239V104H238ZM12 106H14V107H12ZM42 106H45V105H42ZM48 106H51L50 103H49ZM75 106H76V105H75ZM75 106H74V107H75ZM95 106H96V105H95ZM109 106H112V105H110V103H109ZM113 106H114V105H113ZM126 106L124 105V107H126ZM138 106L141 107L140 105H138ZM158 106H159V104H158ZM202 106H201V107H202ZM204 106H205L206 108H205ZM213 106H212V107H213ZM252 106H251V107H252ZM2 107H1V108H2ZM17 107H16V108H17ZM22 107H23V106H20V107H18V108H21V110H22V109L24 110L25 108H22ZM37 107H38V106H37ZM57 107H58V105H57ZM62 107H63V106H62ZM74 107H72V108H74ZM76 107H77V106H76ZM78 107H79V106H78ZM83 107H84V106H83ZM116 107H118V106H116ZM132 107H133V106H132ZM143 107H144V106H143ZM146 107H147V106H146ZM148 107H149V106H148ZM153 107H154V106H153ZM170 107H171V106H170ZM172 107H173V106H172ZM176 107H177V106H176ZM189 107H190V106H189ZM210 107H211V106H210ZM235 107H236V106H235ZM235 107H233V109H231V110H234V111H232V114H233V112H234V114H233V115L231 114L232 118H230V119H233V121H234V119L238 116V114H239V116H238L239 119H241V118H243L242 116H244L246 113H247V114H248V113H249V114L251 113V111H250L251 108L249 109V112H245V114H244V113H243L244 110H243L242 112L240 111L241 106H238L236 109H234ZM1 108H0V109H1ZM10 108H9V109H10ZM42 108H43V107H42ZM45 108H46V107H45ZM52 108H53V107H52ZM67 108H68V107H67ZM72 108H71V109H72ZM97 108L100 109V107H98V105H97ZM114 108H115V107H114ZM114 108H113V109H114ZM119 108H120V106H119ZM121 108H122V107H121ZM126 108H127V107H126ZM126 108H124V109H126ZM128 108H129V107H128ZM136 108H138V107H136ZM149 108H150V107H149ZM149 108H148V109H149ZM166 108H165V110H166ZM174 108H175V107H174ZM185 108H186V107H185ZM197 108H198V107H197ZM199 108H200V107H199ZM216 108L218 109V107H216ZM216 108L214 107L215 111L217 112L218 110H216ZM238 108H239V110H238ZM242 108H246V107L242 105ZM27 109H26V111H27ZM75 109H76V108H75ZM87 109H88V108H87ZM87 109H86V110H87ZM108 109H109V108H108ZM143 109H146V108H143ZM148 109H147V110H148ZM155 109H156V106H155ZM176 109H178V108H176ZM186 109H188V107H187ZM190 109H191V107H190ZM201 109H202V108H201ZM208 109H209V108H208ZM208 109H207V111H208ZM210 109H211V108H210ZM219 109H220V107H219ZM230 109H229V113H230ZM2 110H3V109H2ZM40 110H41V109H40ZM62 110H63V109H62ZM62 110H61V112H63ZM73 110H74V109H73ZM76 110H77V109H76ZM76 110H75V111H76ZM126 110H127V109H126ZM131 110H133V109H131ZM137 110H138V109H137ZM139 110H140V108H139ZM165 110H164V111H165ZM167 110H168V109H167ZM169 110H170V109H169ZM178 110H179V109H178ZM182 110L185 112V109H183V107H182ZM198 110H200V109H197V111H196V110H195V111L198 112ZM221 110H223L222 107H221V109H220L219 112H221ZM225 110H224L223 112L225 113L226 118L228 119V115H230V114H227V112H226ZM235 110L240 111V113H238L237 116H234V115H235ZM251 110H253V108H252ZM254 110H255V109H254ZM3 111H4V110H3ZM6 111H4V112H6ZM13 111H14L15 113H13ZM19 111H20L21 113H20ZM37 111H38V110H37ZM43 111H44V110H43ZM48 111H49V110H48ZM80 111H81V110H80ZM93 111H94V110H93ZM98 111H99V110H98ZM113 111H114V110H113ZM141 111H142V110H141ZM153 111H154V109H153ZM153 111H151V112L153 113ZM164 111H163V112H164ZM171 111H175V110L173 109V110H171ZM200 111H202V110H200ZM204 111H205V110H204ZM238 111H237V112H238ZM245 111H248V108L245 109ZM255 111H256V110H255ZM255 111H254V112H255ZM0 112H2V111L0 110ZM4 112H2V113L4 114ZM7 112H6V113H7ZM17 112H19V113L17 114ZM30 112H31V113H30ZM46 112H47V111H46ZM49 112H50V111H49ZM54 112H55V111H54ZM56 112H57V111H56ZM59 112H60V111H59ZM59 112H58V113H59ZM64 112H65V110H64ZM64 112H63V113H64ZM91 112H92V111H91ZM100 112H101V110H100ZM115 112H116V111H115ZM115 112H114V113H115ZM120 112H121V111H120ZM126 112H127V111H126ZM129 112H130V111H129ZM134 112H136V111H134ZM154 112H155V111H154ZM159 112H160V111H159ZM163 112H162V113H163ZM177 112H178V111H177ZM191 112H192V111H191ZM219 112H218V113H219ZM223 112H222V113H223ZM6 113H5V114H6ZM10 113H11V114H10ZM12 113H13V114H12ZM24 113H27V112L24 111ZM24 113H23V117L25 116ZM42 113H43V112H42ZM47 113H48V112H47ZM69 113H70V112H69ZM71 113H72V112H71ZM71 113H70V114H71ZM123 113H124V111H123ZM147 113H148V111H147ZM149 113H150V112H149ZM152 113H151V115H152ZM155 113H156V112H155ZM160 113H161V112H160ZM198 113H199V112H198ZM198 113H197V116H198ZM202 113H203V112H202ZM255 113H256V115L253 114V112L251 113V115L248 114L250 118H251V117L253 118V121L249 120V117H248V119H247V117H246V116H248L247 114H246V116H244V118L246 117L245 119H247V121H248L249 123H250V121H251V123L253 122V124H254V122H255V120H256V119H254V118L257 116V117H258V118H257V121H258L259 123H261V122H262L261 120H264V117H263L264 115H263V114H262V115L257 114V112H255ZM258 113H259V112H258ZM15 114H17V115H15ZM34 114H35V113H34ZM36 114H37V113H36ZM40 114H41V113H40ZM56 114H57V113H56ZM66 114H67V113H66ZM70 114H69V115H70ZM73 114H74V113H73ZM73 114H72V115H73ZM91 114H92V113H91ZM107 114H108V113H107ZM111 114H112V113H111ZM132 114H133V113H132ZM137 114H138V116H139L138 111H137ZM141 114H142V113H141ZM158 114H159V113H158ZM170 114H171V113H170ZM173 114H174V113H173ZM177 114H178V113H177ZM181 114H182V112H181ZM195 114H196V113H195ZM204 114H205V113H204ZM204 114H203V115H204ZM211 114L213 115V113H211ZM211 114L209 113L210 116H211ZM214 114H215V113H214ZM240 114H244V115L240 116ZM7 115H8V114H7ZM9 115H8V116H9ZM45 115H46V113H45ZM59 115H60V114H59ZM64 115H65V114H64ZM64 115H63V116H64ZM86 115H87V114H86ZM88 115H89V114H88ZM92 115L94 116V114H92ZM95 115H96V114H95ZM100 115H101V114H100ZM105 115H106V114H105ZM115 115H116V114H115ZM129 115H130V114H129ZM134 115H135V114H134ZM142 115H143V114H142ZM146 115H147V114H146ZM154 115H155V114H154ZM159 115H160V114H159ZM168 115H169V114H168ZM174 115H175V114H174ZM182 115H183V114H182ZM182 115H181V116H182ZM193 115H194V113H193ZM221 115H222V114L220 113L219 117H220ZM252 115H255V116L253 117ZM0 116H1V118H4V117H2V114H1ZM3 116H5V115H3ZM18 116H19V115H18ZM21 116H20L19 118H21ZM63 116H62V117H63ZM70 116H71V115H70ZM75 116H76V115H75ZM93 116H92V117H93ZM117 116H119V114H118ZM127 116H128V115H127ZM135 116H136V115H135ZM135 116H134V117H135ZM144 116H145V115H144ZM148 116H149V115H148ZM152 116H153V115H152ZM160 116H161V115H160ZM179 116H180V115H179ZM184 116H185V115H184ZM189 116H190V115H189ZM191 116H192V115H191ZM195 116H196V115H195ZM195 116H192V117H195ZM197 116H196V117H197ZM216 116H217V115H216ZM222 116H223V115H222ZM222 116H221V117H222ZM233 116H234L235 118H234ZM261 116L263 117V119L261 118ZM5 117H6V116H5ZM11 117H13V116H11ZM11 117H10V118L8 117L9 122H6L5 119H4V122H3V123H6V125H7V124H9V125L11 124L12 127H13V125L16 126V125H15L16 122L13 123L12 120H10ZM32 117H33V116H32ZM45 117H46V116H45ZM55 117H56V116H55ZM55 117H53V119H54ZM59 117H60V116H59ZM64 117H65V116H64ZM67 117H68V116H67ZM76 117H77V116H76ZM79 117H80V115H79ZM82 117H83V116H82ZM85 117H86V116H85ZM99 117H100V116H99ZM99 117H98V119H99ZM114 117H115V116H114ZM134 117H133V119H134ZM150 117H151V116H150ZM157 117L159 118V116H157ZM169 117H170V115H169ZM192 117H191V118H192ZM200 117H201V116H200ZM200 117L198 116V118H200ZM202 117H203V116H202ZM206 117H207V119H208V115H207ZM213 117L215 118V116H213ZM219 117L217 116V120H215L216 118L214 119V120L216 121V123H217V121H219V120H218ZM221 117H220V118H221ZM223 117H224V116H223ZM229 117H230V116H229ZM1 118H0V119H1ZM16 118H17V117H16ZM26 118H27V117H26ZM29 118H31V117L29 116ZM70 118H71V117H70ZM73 118H74V117H73ZM73 118H72V119H73ZM83 118H84V117H83ZM102 118H103V117H102ZM105 118H106V117H105ZM136 118H137V116H136ZM148 118H149V117H148ZM151 118H153V117H151ZM161 118H162V117H161ZM167 118H168V117H166V119H167ZM174 118H175V117H174ZM174 118L172 119V121L174 120ZM39 119H40V117H39ZM46 119H47V118H46ZM46 119H45V120H46ZM51 119H52V118H51ZM59 119H60V118H59ZM62 119H63V118H62ZM78 119H79V118H78ZM78 119H77V120H78ZM91 119H93V118H91ZM112 119H113V118H112ZM112 119H111L110 121H112ZM117 119H118V117H117ZM117 119H116V121H117ZM133 119H132V120H133ZM138 119H139V118H138ZM140 119L142 120L141 117H140ZM145 119H146V118H145ZM149 119H150V118H149ZM156 119H157V118H156ZM159 119H160V118H159ZM164 119H165V117H164ZM164 119H162V120H164ZM170 119H171V118H170ZM170 119L168 118L167 120H170ZM177 119H180V117L177 118ZM182 119H183V118H182ZM186 119L189 120V117L186 118ZM186 119H184V121H185ZM195 119H196V118H195ZM195 119L193 118L194 121H195ZM200 119H204V118H200ZM200 119H199V121H200ZM211 119H212V117H211ZM211 119H210V120H211ZM224 119H225V118H224ZM224 119H222V120L220 121V124H221L223 121L226 122V120H224ZM230 119H229L228 121H230ZM236 119H237V118H236ZM236 119H235V120H236ZM245 119H244V120H245ZM259 119H261V120H260L261 122L259 121ZM31 120H32V119H31ZM36 120H37V119H36ZM45 120H44V121H45ZM63 120H64V119H63ZM89 120H90V118H89ZM95 120H96V119H95ZM95 120H94V121H95ZM113 120H114V119H113ZM120 120H121V119H120ZM120 120H119V121H120ZM126 120H127V119H126ZM130 120H131V119H130ZM132 120H131V121H132ZM134 120H135V119H134ZM160 120H161V119H160ZM167 120H166V121H167ZM188 120H186V122H187ZM208 120H209V119H208ZM210 120H209V122H210ZM214 120H213V121H214ZM244 120H243V121L241 120V122H243L242 124H243L244 127L246 128V125H247V124L244 123V122L246 121V120H245V121H244ZM0 121H1V120H0ZM15 121H19V119H18V120H15ZM26 121L28 122V120H26ZM32 121H33V120H32ZM48 121H49V120H48ZM50 121H51V120H50ZM74 121H75V119H74ZM101 121H102V120H100V122H101ZM103 121H104V120H103ZM106 121H107V120H106ZM116 121H115L114 123H116ZM121 121H122V120H121ZM139 121H140V120H139ZM143 121H145V120H143ZM154 121H156V120H154ZM158 121H159V120H158ZM170 121H171V120H170ZM170 121H169V122H170ZM174 121H175V120H174ZM194 121H193V122H194ZM199 121H198V122H199ZM206 121H207V120H206ZM215 121H214V122H215ZM236 121L240 122L239 120H236ZM247 121H246V123H247ZM257 121H256V122H257ZM30 122H31V121H30ZM34 122H35V121H34ZM34 122H33V123H34ZM37 122H38V121H37ZM40 122H41V121H40ZM59 122H60V120H59ZM61 122H62V121H61ZM64 122H65V121H64ZM78 122H79V121H78ZM87 122H88V121H87ZM107 122H108V121H107ZM182 122H183V121H182ZM182 122H180V123H182ZM189 122H192V120H191V121H188L187 123L190 124ZM200 122H201V121H200ZM203 122H205V121H203ZM203 122L200 124V127H201V125L203 124ZM214 122H213V123H214ZM225 122H223V123H225ZM231 122H232V121H231ZM238 122H237V123H238ZM12 123H13V125H12ZM19 123H20V122H19ZM19 123H16V124L19 125ZM23 123H24V122H23ZM33 123L31 122L30 124H33ZM41 123H42V122H41ZM69 123H70V120H69ZM74 123H75V122H74ZM80 123H82V122H80ZM80 123H79V124H80ZM85 123H86V122H85ZM108 123H110V122H108ZM108 123H106V124H108ZM118 123H119V122H118ZM118 123H117V124H118ZM123 123H124V122H123ZM123 123H122V124H123ZM132 123H133V121H132ZM138 123H139V122H138ZM151 123H152V121H151ZM157 123H158V122H157ZM159 123H160V122H159ZM173 123H174V122H173ZM195 123H196V122H195ZM213 123H212V124H213ZM223 123H222V124H223ZM226 123L229 124L230 122H226ZM226 123H225V126L228 127L229 125H226ZM251 123L248 124L250 127H251ZM263 123H264V121H263ZM263 123H261V124L263 125ZM24 124H25V123H24ZM27 124H29V123H27ZM43 124H44V123H43ZM48 124H49V123H48ZM58 124H59V123H58ZM63 124H64V123H63ZM66 124H67V121H66ZM89 124H90V123H89ZM101 124H102V123H101ZM101 124H99V125H100V126H104V125H101ZM111 124H112V123H111ZM111 124H110V125H111ZM125 124H126V123H125ZM128 124H130V123H128ZM135 124H136V123H135ZM155 124H156V123H155ZM162 124H163V123H162ZM175 124H176V122H175ZM182 124H183V123H182ZM182 124H181V125H182ZM185 124H186V123H185ZM193 124H194V123H193ZM196 124H197V123H196ZM206 124H207V123H206ZM220 124H219V127L222 126V124H221V126H220ZM234 124H235V123H234ZM238 124H239V123H238ZM242 124H239V125H241V127H242ZM253 124H252V126L255 127ZM2 125H3V124H2ZM4 125H5V124H4ZM25 125H26V124H25ZM59 125H60V124H59ZM59 125H58V126H59ZM71 125H72V124H71ZM76 125H77V124H76ZM91 125H92V124H91ZM93 125H96V124L93 123ZM126 125H127V124H126ZM157 125H158V124H157ZM163 125H164V124H163ZM166 125L168 126V124H166ZM169 125H170V124H169ZM183 125H184V124H183ZM183 125H182V126H183ZM198 125H199V124H198ZM210 125H211V124H210ZM210 125H208V126H210ZM217 125H218V123L216 124V126H217ZM231 125L233 126L232 123H231ZM248 125H247V126H248ZM255 125H256V127H257V125H259V124L256 123ZM37 126H38V125H37ZM37 126H36V127H37ZM56 126H57V125H56ZM63 126H64V125H63ZM88 126H89V125H88ZM96 126H97V125H96ZM118 126H119V125H118ZM118 126H116V127H118ZM129 126H130V125H129ZM136 126H138V125H135V127H136ZM140 126H141V125H140ZM140 126H139V127H140ZM145 126H146V125H145ZM174 126H175V125H174ZM179 126H180V125H178V127H179ZM182 126H181V127H182ZM188 126H189V125H188ZM188 126H186V127H188ZM190 126H191V125H190ZM204 126H206V125H204ZM204 126H203V127H204ZM214 126H215V125H213V128H214ZM216 126H215V127H216ZM223 126H224V124H223ZM225 126H224V128L226 129ZM232 126H230V127H232ZM259 126H261V125H259ZM259 126H258V127H259ZM263 126H264V125H263ZM6 127H7V126H6ZM20 127H23V126H20ZM20 127H18V128H20ZM38 127H39V126H38ZM38 127H37V128H38ZM59 127H60V126H59ZM59 127H58V128H59ZM66 127H68V124H67ZM79 127H80V126H79ZM81 127H82V126H81ZM81 127H80V128H81ZM85 127H86V126H85ZM92 127H93V126H92ZM92 127L90 126V128H92ZM105 127H106V126H104V128H105ZM111 127H114V125L111 126ZM121 127H122V125H121ZM124 127H125V125H124ZM149 127H151V126H149ZM160 127H161V126H160ZM170 127H171V126H169V128H170ZM175 127H176V126H175ZM178 127H177V128H178ZM181 127H180V128H181ZM191 127L194 128V126H191ZM195 127H196V125H195ZM197 127H198V126H197ZM197 127H196V128H197ZM239 127H240V126H239ZM241 127H240V128H241ZM0 128H1V125H0ZM8 128H9V127H8ZM8 128H7V129H8ZM15 128H16V127H15ZM15 128H13V129H14V132H16V131H15V130H16ZM18 128H17V129H18ZM24 128H25V127H24ZM27 128H28V126H27ZM29 128H30V127H29ZM34 128H35V127H34ZM34 128H33V129H34ZM42 128H44V127H42ZM47 128H48V127H47ZM49 128H50V127H49ZM53 128H54V126H53ZM55 128H57V127H55ZM58 128H57V131H58ZM62 128H63V127H62ZM70 128H71V127H70ZM97 128H98V127H97ZM97 128H96V129H97ZM108 128H109V126H108ZM132 128H133V127H131V129H132ZM162 128H164V127L162 126ZM180 128H179V131H180ZM182 128H183V127H182ZM182 128H181V129H182ZM184 128H185V127H184ZM188 128H189V127H188ZM188 128H187V129H188ZM196 128H195L194 130H192V131H195ZM206 128L208 129V127H206ZM224 128H223V130H225ZM233 128H234V127H233ZM233 128H231V129L234 130ZM237 128H238V127H237ZM237 128H236V129H237ZM242 128H243V127H242ZM245 128H244V129H245ZM251 128H252V127H251ZM251 128H249V130H250ZM263 128H264V127H263ZM2 129H3V128H1V131H2ZM4 129H5V128H4ZM33 129H32V131H33ZM45 129H46V128H45ZM51 129H52V128H51ZM64 129H65V128H64ZM83 129H85V128L83 127ZM100 129H101V128H100ZM113 129H114V128H113ZM116 129H117V128H116ZM131 129H130V130H131ZM136 129H138V128H136ZM144 129H145V128H144ZM155 129H156V128H155ZM189 129H190V128H189ZM189 129H188V131H189ZM202 129H203V131H205V130H204L205 128H202ZM209 129H210V128H209ZM209 129H208V130H209ZM227 129H229V128H227ZM231 129H230V130H231ZM253 129H254L255 132L253 131ZM255 129H256V128H252V132H251V133H256V135L259 133V135H261L260 132H261L262 130L259 132V129H261V127H260L258 130L256 129L258 132H256ZM23 130H24V129H23ZM26 130H27V129H26ZM28 130H29V129H28ZM38 130H39V129H38ZM47 130H48V129H47ZM55 130H56V129H55ZM55 130H54V132H55ZM59 130H60V128H59ZM73 130H74V129H73ZM76 130H77V128H76ZM81 130H82V129H81ZM85 130H86V129H85ZM92 130H93V129H91V131H92ZM98 130H99V129H98ZM103 130H104V129H103ZM105 130H106V129H105ZM111 130H112V129H111ZM142 130H143V129H142ZM145 130H146V129H145ZM159 130H160V129H159ZM168 130H169V129H168ZM175 130H176V128H175ZM183 130H184V129H183ZM223 130H221V132H222ZM239 130H241V129H239ZM246 130H248V129H246ZM249 130H248V131H249ZM1 131H0V132H1ZM3 131H4V133H5L6 130H3ZM11 131H12V128H11ZM11 131H10V129H9V132H11ZM18 131H19V130H18ZM30 131H31V130H30ZM32 131H31V132H32ZM48 131H49V130H48ZM52 131H53V130H52ZM62 131H63V130H62ZM68 131H69V130H68ZM68 131H67V133H68ZM77 131H78V130H77ZM94 131H96V130H94ZM108 131H110V130H108ZM122 131H124V130L122 129ZM134 131H135V130H134ZM134 131H133V132H134ZM146 131H147V130H146ZM148 131H149V130H148ZM151 131H152V130H151ZM169 131H170V130H169ZM173 131H174V130H173ZM179 131H177V132H179ZM185 131H186V130H185ZM201 131H202V130H201ZM212 131H213V130H212ZM212 131H211V132H212ZM214 131H215V129H214ZM217 131H219V130H217ZM217 131H216V132H217ZM234 131H236V130H234ZM243 131H245V130H243ZM263 131H264V129H263ZM12 132H13V131H12ZM25 132H26V131H25ZM31 132H30V133H31ZM45 132H46V131H45ZM45 132H44V133H45ZM49 132H50V131H49ZM59 132H61V131H59ZM79 132L81 133V131H79ZM79 132H78V133H79ZM120 132H121V131H120ZM120 132H118V133H120ZM137 132H138V131H137ZM141 132H142V131H141ZM143 132H144V131H143ZM158 132H159V131H158ZM166 132H168V131H166ZM174 132H175V131H174ZM196 132H197V131H196ZM198 132H199V131H198ZM232 132H233V131H232ZM236 132H237V131H236ZM245 132H247V131H245ZM245 132H242V133L245 134ZM249 132H250V131H249ZM249 132H247V133H249ZM4 133H2V134H3L2 136L4 137V135H5V137H7V139H8V138H11V136L13 135V134H12V135L10 136L8 132H6L5 134H4ZM7 133H8L9 136L6 135ZM23 133H24V132H23ZM42 133H43V132H42ZM51 133H52V132H51ZM82 133H83V132H82ZM84 133H85V132H84ZM84 133H83V134H84ZM94 133H95V132H94ZM105 133H107V132H105ZM105 133H103V134H105ZM115 133H116V132H115ZM124 133H125V132H124ZM124 133H123V134H124ZM134 133H135V132H134ZM134 133H133V134H134ZM146 133H147V132H146ZM148 133H149V132H148ZM160 133H161V131H160ZM169 133H170V132H169ZM171 133L173 134V132H171ZM180 133H181V132H180ZM183 133H184V132H183ZM185 133L188 134L187 132H185ZM185 133H184V134H185ZM193 133H194V132H193ZM201 133H202V132H201ZM208 133H209V135H210V130L208 131ZM212 133H213V132H212ZM214 133H215V132H214ZM217 133H218V132H217ZM226 133H227V131H226ZM230 133H231V132H230ZM238 133H239V132H238ZM262 133H263V134H262L263 136H260V137H259V135H257V136L253 135V137H254V136H255V137H259V138H258V141H259V142L256 140V141L259 143V145H258V143H257L256 141L254 142L255 144L257 143V145H256L257 147L255 146V144H253V147H252V146L250 145V143H252V142H250V143L247 142V140L252 141V138L250 139V137H246L248 134H246L245 137L242 136L244 139L246 138L245 140L243 139V140H244V143L246 142V146H247V145H250V146H247L246 148L243 147V150H244V148H245L246 150H247L248 148L251 149L250 147H252V148H255V147H256V150H257V148L261 145V146L258 148V151H256V153H257V152H261V154L264 156V153H262L263 151H261L262 148H263V150H264V145L262 146V144H264V143L261 142V144H260V138H261V141H263V139H264V132H262ZM0 134H1V133H0ZM24 134H25V133H24ZM31 134H32V133H31ZM86 134H87V132H86ZM99 134H100V133H99ZM109 134H111V132H110ZM112 134H114V131H113ZM126 134H127V133H126ZM135 134H136V133H135ZM151 134H152V133H151ZM166 134H167V133H166ZM191 134H192V133H191ZM206 134H207V133H206ZM232 134H233V133H232ZM234 134L237 135L236 133H234ZM240 134H241V133H240ZM249 134H250V133H249ZM17 135H18V134H17ZM19 135H20V133H19ZM22 135H23V134H22ZM25 135H26V134H25ZM25 135H24V136H25ZM27 135H28V134H27ZM27 135H26V137H25L26 139L28 138ZM33 135H36V134H33ZM40 135H41V133H40ZM52 135H53V133L51 134V136H52ZM57 135H58V134H57ZM60 135H61V133H60ZM65 135H67V134H65ZM68 135H69V134H68ZM84 135H85V134H84ZM84 135H83V136H84ZM95 135H96V133H95ZM124 135H125V134H124ZM138 135H140V134H138ZM138 135H137V136H138ZM142 135H144V134H142ZM176 135H177V134H175V137H176ZM192 135H193V134H192ZM194 135H195V134H194ZM194 135H193V136H194ZM197 135H198V134H197ZM213 135H214V134H213ZM235 135H234V136H235ZM238 135H239V134H238ZM14 136H15V135H14ZM44 136H45V135H44ZM89 136H90V135H89ZM89 136H88V137H89ZM92 136H93V135H92ZM107 136H108V135H107ZM110 136H111V135H110ZM126 136H129V135H126ZM146 136H147V135H146ZM150 136H151V135H150ZM159 136H162V135L160 134ZM159 136H157V138H158ZM163 136H164V135H163ZM167 136H168V134H167ZM167 136H166L165 138H167ZM169 136H170V135H169ZM177 136H178V135H177ZM179 136H180V135H179ZM188 136H189V135H188ZM204 136H206V135H204ZM204 136H203V138H204ZM207 136H208V135H207ZM214 136H215V135H214ZM218 136H219V135H218ZM218 136H217V137H218ZM222 136H223V138H224L225 136L229 137V135H225V133H224V135L222 134ZM231 136H232V135H230V137H231ZM239 136H241V135H239ZM3 137L0 136V140H2ZM21 137H22V136H21ZM32 137H33V136H32ZM78 137H79V136H78ZM88 137H87V138H88ZM101 137H103V136H101ZM113 137H114V136H113ZM113 137H112V139H115V138H113ZM122 137H123V136H122ZM132 137L134 138V136H132ZM182 137H183V136H182ZM185 137H187V136H185ZM189 137H190V136H189ZM196 137H197V136H196ZM208 137H209V136H208ZM212 137H213V136H212ZM212 137L210 136L211 140H212ZM230 137H229L228 139H232V140H233V138H232V137L230 138ZM235 137H236V136H235ZM242 137H240V140H241ZM262 137H263V138H262ZM17 138H19V137H17ZM25 138H24V139H25ZM56 138H57V137H56ZM89 138H91V137H89ZM92 138H93V137H92ZM104 138L107 139L106 135H105ZM120 138H121V137H120ZM120 138H119V139H120ZM126 138H127V137H126ZM126 138H125V139H126ZM130 138H131V137L127 138V140L129 141ZM165 138L163 137L162 139H165ZM168 138H169V137H168ZM180 138H181V137H180ZM180 138H179V139H180ZM183 138H184V137H183ZM190 138H191V137H190ZM248 138H249V139H248ZM7 139L4 138L3 141L6 140V141L8 142ZM12 139H14V138H11V140H12ZM20 139H21V138H20ZM24 139H23V140H24ZM29 139L32 140L31 137H29L27 140H29ZM39 139H40V138H39ZM41 139H43V138H41ZM95 139H96V138H95ZM138 139H139V138H138ZM138 139H137V140H138ZM141 139H142V138H141ZM175 139H176V138H175ZM187 139H188V138H187ZM197 139H198V137H197ZM199 139H201V138H200V135H199ZM214 139H215V138H213V140H214ZM220 139H221V140H220ZM220 139H218V140L222 142V138H220ZM234 139H235V138H234ZM237 139H239V138L237 137ZM255 139H256V138H255ZM14 140H15V139H14ZM21 140H22V139H21ZM34 140H36V139H34ZM46 140H47V138H46ZM56 140H57V139H56ZM70 140H71V139H70ZM98 140H99V139H98ZM127 140H126V141H127ZM133 140H134V139H133ZM153 140H154V137H153ZM156 140H157V139H156ZM156 140H155V142H157ZM172 140H173V139H172ZM183 140H185V139H183ZM191 140H192V138H191ZM202 140H204V139H202ZM209 140H210V139H209ZM209 140L207 139V141H209ZM218 140H214L213 142H215V141L217 142ZM243 140H242L241 143H243ZM6 141H5V143L7 144ZM9 141H10V139H9ZM18 141H19V140H18ZM18 141H17V142H18ZM40 141H41V140H40ZM53 141H54V140H53ZM95 141H96V140H95ZM108 141H109V140H108ZM110 141H111V140H110ZM113 141H114V140H113ZM124 141H125V140H124ZM128 141H127V142H128ZM131 141H132V139H131ZM159 141H160V139H159ZM165 141H166V140H165ZM168 141H169V139H168ZM174 141H175V140H174ZM185 141H186V140H185ZM185 141H184V142H185ZM187 141H188V140H187ZM207 141H206V142H207ZM224 141H226V140L224 139ZM29 142H33V141H30V140H29ZM44 142H45V141H44ZM44 142H43V143H44ZM47 142H48V141H46V143H47ZM58 142H60V141H58ZM96 142H97V141H96ZM116 142L123 143L122 141H117V140H116ZM129 142H130V141H129ZM133 142H135V141H133ZM138 142H139V141H138ZM138 142H136V143H138ZM140 142H142V141H140ZM143 142H144V141H143ZM147 142H149V141H147ZM155 142H154V143H155ZM160 142H161V141H160ZM177 142H178V140H177ZM201 142H202V141H201ZM201 142H200V143H201ZM203 142H204V141H203ZM213 142H210L211 144H210L209 142L206 143V144H210V145H212ZM228 142L230 143V141H226V142H225L226 144H223V145L226 146V145L228 144ZM232 142H233V146L235 145L236 148L240 147V146H237L238 143H236V144L234 143V142H237L236 139L233 140ZM238 142H239V140H238ZM2 143H3V142H2ZM2 143H1V144H2ZM8 143H9V142H8ZM10 143H12V141H11ZM43 143H41V144H43ZM49 143H52V142L50 141ZM83 143H84V142H83ZM110 143H111V142H110ZM150 143H151V142H150ZM157 143H158V142H157ZM167 143H168V142H167ZM182 143H183V142H182ZM188 143H189V142H188ZM191 143H192V142H191ZM191 143H190V144H191ZM193 143H194V142H193ZM193 143H192V144H193ZM200 143H199V144H200ZM218 143H219V142H218ZM244 143H243V144H244ZM6 144H5V145H6ZM15 144H16V143H15ZM25 144H26V142H25ZM25 144H24V145H25ZM29 144H30V143H29ZM29 144H28V142H27L28 148H29ZM31 144H32V143H31ZM64 144H65V143H64ZM77 144H78V143H77ZM79 144H80V143H79ZM104 144H105V143H104ZM124 144H125V143H124ZM127 144H129V143H127ZM131 144H132V143H131ZM138 144H139V143H138ZM138 144L136 145V147L138 146ZM142 144H143V143H142ZM142 144H141V145H142ZM145 144H146V143H145ZM151 144H152V143H151ZM158 144H159V143H158ZM161 144L163 145L162 142H161ZM169 144H170V143H169ZM186 144H187V143H186ZM195 144H196V143H195ZM214 144H216V143H214ZM2 145H3V144H2ZM2 145H1V147H2ZM17 145H18V144H17ZM48 145H50V144H48ZM48 145L46 144V146H48ZM53 145H54V144H53ZM80 145H81V144H80ZM153 145H154V144H153ZM156 145H157V144H156ZM173 145H174V144H173ZM183 145H185V144L183 143ZM201 145H202V144H201ZM216 145H218V144H216ZM219 145H220V144H219ZM219 145H218V146H219ZM228 145H231V147H232V143H230V144H228ZM7 146H8V145H7ZM7 146H6V147H7ZM19 146H21V145H19ZM22 146H23V145H22ZM30 146L32 147V145H30ZM51 146H52V144H51ZM56 146H57V145H56ZM78 146H79V145H78ZM103 146H104V145H103ZM114 146H115V144H114ZM116 146H117V145H116ZM131 146H133V145H131ZM134 146H135V145H134ZM134 146H133V147H134ZM139 146H140V144H139ZM151 146H152V145H151ZM157 146H158V145H157ZM157 146H156V147H157ZM159 146H160V144H159ZM163 146H165V145H163ZM171 146H172V145H171ZM176 146H177V144H176ZM187 146H188V145H187ZM203 146H204V144H203ZM208 146H209V145H207L206 147L209 149L210 146H209V147H208ZM214 146H215V145H212V149H213L214 151L211 150V151H208V152H210V153L214 152V153H215V149L213 148ZM221 146H222V145H221ZM225 146H223V147H225ZM244 146H245V145H244ZM254 146H255V147H254ZM3 147H4V145H3ZM8 147H9L8 149H10V146H8ZM14 147H15V146H14ZM16 147H18V146H16ZM23 147H24V146H23ZM61 147H62V146H61ZM95 147H96V146H95ZM120 147H121V146H120ZM123 147H124V145H123ZM126 147H127V146H126ZM128 147H130V146H128ZM144 147H146V146L144 145ZM168 147H169V146H168ZM168 147H167V149H169ZM191 147H193V146H191ZM219 147H220V146H219ZM223 147H222V148H223ZM227 147H228V146H227ZM24 148L26 149V147H24ZM34 148H35V147H34ZM36 148H37V147H36ZM36 148H35V149H36ZM90 148H91V147H90ZM110 148H111V147H110ZM113 148H114V147H113ZM113 148H112V149H113ZM124 148H125V147H124ZM154 148H155V147H154ZM158 148H159V147H158ZM158 148H157V149H158ZM161 148H162V146H161ZM164 148H165V147H164ZM185 148H186V149H189V148H187L186 146H185ZM194 148H196V145H195ZM215 148H216V147H215ZM225 148H226V147H225ZM240 148H241V147H240ZM260 148H261V149H260ZM1 149H2V148H0V150H1ZM5 149H6V148H5ZM17 149H18V148H17ZM17 149H16V150H17ZM31 149H32V148H31ZM134 149H135V147H134ZM141 149H142V146H141ZM151 149H152V148H151ZM180 149H181V146H180ZM183 149H184V148H183ZM186 149H185V151H186ZM196 149H197V148H196ZM196 149H195V150H196ZM201 149H205V147H204V148L201 147ZM210 149H211V148H210ZM210 149H209V150H210ZM220 149H221V148H220ZM259 149H260V150H259ZM2 150H3V149H2ZM2 150H1V151H2ZM19 150H20V149H19ZM19 150H18L17 152H15V153H19ZM28 150H29V149H28ZM28 150H26V151H28ZM89 150H90V149H89ZM98 150H99V149H98ZM117 150H118V149H117ZM130 150H131V149H130ZM138 150H139V149H138ZM143 150H144V148H143ZM143 150H142V151H143ZM145 150H146V149H145ZM152 150H153V149H152ZM154 150H155V149H154ZM159 150H160V148H159ZM162 150H163V148H162ZM198 150H199V149H198ZM198 150H196V151H198ZM205 150H206V149H205ZM218 150H219V149H218ZM224 150H225V149H224ZM224 150H221V151H224ZM230 150L235 152V150H237V149L232 150V149L230 148ZM238 150H239V149H238ZM240 150H242V149H240ZM240 150H239V151H240ZM243 150H242V151H243ZM246 150H244V151L246 152ZM254 150H255V149H254ZM254 150L252 149V150H249L250 152L248 151V152H246V154H245V153L242 154L243 157H244V154H245V157H246L247 159H248V158L251 159V157H252V160H250L251 162H253V163H252V164H253V167H251L252 169L250 168V166H251L252 164L249 163V164H251V165L248 164V165H249V167H248V165H247L246 162H245L246 164L244 163V165H245L246 167L243 166V168H244L245 170H244L242 167H240V169L244 170V171L242 172V174H241V176H243L244 172L246 171V168H247V167L250 168L251 170L247 168V169H248L247 172H249V170H250L249 173L252 172V173H254L255 175H258V176H259L258 178H256L257 176H255V178H253V179H254V182H255V179L258 180V179L260 178L261 175H259V174H261L260 172L262 171V169H264V167L262 168V166L264 165V159H263L264 157H262L261 154H258V153L256 154L255 152H252V151H254ZM3 151H4V150H3ZM5 151H6V150H5ZM8 151H9V150H7L6 152H8ZM11 151H12V149H11ZM13 151H14V150H13ZM22 151H23V150H22ZM22 151H21V155H22ZM24 151H25V150H24ZM24 151H23V152H24ZM80 151H81V150H80ZM126 151H127V150H126ZM135 151H137V150L135 149ZM146 151H147V150H146ZM170 151H171V150H170ZM173 151H174V150H173ZM175 151H176V150H175ZM179 151H180V150H179ZM179 151H176V152H179ZM188 151H189V150H187L186 152L188 153ZM201 151H202V150H201ZM226 151H227V150H226ZM231 151H230V152H231ZM242 151H240V152L242 153ZM28 152H29V151H28ZM33 152H34V150H33ZM33 152H32V153H33ZM48 152H49V150H48ZM131 152H132V151H131ZM137 152H138V151H137ZM137 152H136V153H137ZM149 152H151V151H149ZM167 152H168V151H167ZM167 152H166V153H167ZM186 152H185V154H186ZM191 152H192V150H191ZM204 152H205V154H207L206 151H204ZM240 152H237L238 155H239L240 157H237L238 155L235 156V158H236V157L238 158V159L236 158L237 161H236V159H234L235 162H237V168H239L238 166H242V164H243L242 162H244V161H243V158H241L242 156L240 155V154H241ZM251 152L254 153V155L256 154V155H255L256 157L259 155V156L261 157V159H260L259 157H257V158L255 157V158H254V156H253V154H252ZM4 153H5V152H4ZM9 153H10V152H9ZM9 153H8V155H9ZM13 153H14V152H13ZM24 153H26V152H24ZM32 153H31V154H32ZM34 153H35V152H34ZM127 153H128V152H127ZM133 153H135V152H133ZM133 153H132V154H133ZM157 153H158V152H157ZM214 153H212L214 157H212V155L210 156V155L208 154L209 157H212L213 159H215L216 155H214ZM217 153H218V151H216V154H217ZM220 153H221V152H220ZM225 153H226V152H225ZM237 153H236V154H237ZM247 153L249 154V156L252 154V156H251V157H249V156L247 157V156H246V155H248ZM250 153H251V154H250ZM11 154H12V153H11ZM19 154H20V153H19ZM41 154H42V153H41ZM64 154H65V153H64ZM141 154H142V153H141ZM144 154H145V152H144ZM161 154H162V153H161ZM167 154H168V153H167ZM189 154H190V153H189ZM198 154H199V152H198ZM201 154H202V153H200V155H201ZM205 154H204V155H205ZM218 154H219V153H218ZM218 154H217V157H216L217 160H219L220 158H222V161H223L224 158H226V156H227V155H226V156L223 157V155L221 154L222 157L220 156V158H219V157H218ZM228 154H230V153H228ZM233 154L235 155V153H233ZM233 154H232V155H233ZM0 155H1V153H0ZM5 155H6V154H5ZM21 155H20V156H21ZM96 155H97V154H96ZM103 155H104V154H103ZM109 155H110V154H109ZM130 155H131V154H130ZM135 155H137V154H135ZM135 155H134V156H135ZM147 155H148V154H147ZM149 155H152V153H149ZM149 155H148V156H149ZM168 155H169V154H168ZM187 155H188V154H187ZM187 155H186V156H187ZM196 155H197V154H196ZM204 155H203V157H204ZM232 155H231V156H232ZM11 156H12V155H11ZM11 156H9V157H11ZM24 156H25V154H24ZM24 156H23V157H24ZM71 156H72V155H71ZM99 156H100V155H99ZM137 156H138V155H137ZM152 156H153V157L155 156L154 158L157 159V158H156V156H157L156 154H154V155H152ZM159 156H160V155H158L157 162L160 161V159H161ZM163 156H164V155H163ZM170 156H171V153H170ZM170 156H169V157H170ZM172 156H173V155H172ZM182 156H183V154H182ZM6 157H7V156H6ZM6 157H5V158H6ZM15 157H16V156H15ZM53 157H54V156H53ZM59 157H60V156H59ZM94 157H95V156H94ZM106 157H107V156H106ZM114 157H115V156H114ZM118 157H119V156H118ZM164 157H165V156H164ZM177 157H178V156H177ZM180 157H181V156H180ZM180 157H179V158H180ZM184 157H185V156H184ZM188 157H189V156H188ZM227 157H229V159L226 158V160H227V161L229 160L228 162H231V163H227L225 160H224L222 163L226 162V163H227V168H226V169H231V170L226 171V170H225V167H226V166H222V165H221V167H223V169H221V167H220L219 169L217 168V167L220 166V165H217L216 169H218V170L221 169V171H222V170H225L226 173H225V171H224V173H223V171H222V174H227V173H228V175H229V173H231L232 171L234 172V171H236V170H232V167L230 168V166H229V165H231L232 163H234V161H230V158H232V157H230L229 155H228ZM7 158H8V157H7ZM12 158H13V157H12ZM18 158H19V157H18ZM21 158H22V157H21ZM30 158H31V157H30ZM61 158H62V157H61ZM95 158H96V157H95ZM122 158H123V157H122ZM138 158H139V157H138ZM146 158H147V157H145V159H146ZM159 158H160V159H159ZM166 158H167V157H166ZM173 158H174V156H173ZM192 158H193V157H192ZM196 158H197V157H196ZM198 158H199V157H198ZM212 158H210V159H212ZM218 158H219V159H218ZM239 158L242 159V160H241L242 162L238 161ZM258 158H259L261 161H260ZM22 159H23V158H22ZM26 159H27V158H25V160H26ZM36 159H37V158H36ZM51 159H52V158H51ZM68 159H69V158H68ZM99 159H100V158H99ZM101 159H102V158H101ZM150 159L152 160L153 158H150ZM155 159H153V160H155ZM164 159H165V158H164ZM175 159H177V158H175ZM175 159H174V160H175ZM203 159L205 160V158H203ZM206 159L209 160L208 158H206ZM213 159H212V160H213ZM253 159H258V160H254V161H253ZM11 160H13V159H11ZM14 160H15V159H14ZM34 160H35V159H34ZM119 160H120V159H119ZM119 160H118V161H119ZM141 160H142V159H141ZM171 160H172V159H171ZM179 160H180V159H179ZM181 160H182V159H181ZM194 160H195V159H194ZM215 160H216V159H215ZM215 160H214V162H216ZM220 160H221V159H220ZM232 160H233V158H232ZM245 160H246V159H245ZM1 161H2V160H1ZM6 161H8V160H6ZM23 161H24V160H23ZM23 161H22V162H23ZM53 161H54V160H53ZM82 161H83V160H82ZM124 161H125V160H124ZM139 161H140V160H139ZM148 161H149V159H148ZM155 161H156V160H155ZM161 161H162V160H161ZM168 161H169V160H168ZM198 161H199V159H198ZM198 161L195 160V163H197ZM248 161H249V160H247V162H248ZM250 161H249V162H250ZM255 161H256V162L260 161V162H261V163H260V166H261V165H262V166H261V167L259 166V162H258V165H257V163H255ZM262 161H263V162H262ZM25 162H26V161H25ZM27 162H28V161H27ZM27 162H26V163H27ZM29 162H30V161H29ZM92 162H93V161H92ZM120 162H121V160H120ZM136 162H137V161H136ZM152 162H153V161H151V164L154 163V162H153V163H152ZM164 162H165V160H164ZM170 162H172V161H170ZM188 162H190V160H189ZM192 162H193V161H192ZM214 162L211 161V162H210L211 164H209V165H212V163H213V166H215L214 164H216L217 162H216V163H214ZM238 162H239L240 164H241V163H242V164H241V165H240V164L238 165ZM0 163H1V162H0ZM5 163H6V162H5ZM10 163H11V161H10ZM10 163H9V164H10ZM39 163H40V162H39ZM99 163H100V162H99ZM124 163H125V162H124ZM126 163H127V162H126ZM140 163H141V162H140ZM145 163H146V162H145ZM167 163H168V162H167ZM173 163H174V161L171 163V165H172ZM180 163H181V162H180ZM180 163H179V166H180ZM193 163H194V162H193ZM195 163H194V164H195ZM200 163H202L201 161H200L198 164L203 166V164H200ZM208 163H209V162H208ZM218 163H219V164H222V163H220V161H219ZM218 163H217V164H218ZM7 164H8V162H7ZM110 164H112V163H110ZM115 164H116V163H115ZM138 164H139V163H138ZM143 164H144V163H143ZM147 164H148V163H147ZM151 164H150V165H151ZM157 164H158V163H157ZM169 164H170V163H169ZM206 164H207V162H206ZM228 164H229V165H228ZM255 164H256V166H259V167H260V172H258V170H257L256 172H254V171L256 170V168H255L254 171H252L253 168L255 167ZM3 165H4V164H3ZM33 165H34V164H33ZM90 165H91V164H90ZM93 165H94V164H93ZM106 165H107V164H106ZM108 165H109V164H108ZM113 165H114V164H113ZM154 165H155V163H154ZM161 165H162V164H161ZM167 165H168V164H167ZM204 165H205V164H204ZM224 165H225V164H224ZM235 165H236V164H235ZM1 166H2V165H0V167H1ZM26 166H27V165H26ZM57 166H58V165H57ZM74 166H75V165H74ZM84 166H85V165H84ZM155 166H156V165H155ZM163 166H164V165H163ZM175 166H177V165H175ZM194 166H196V165H194ZM202 166H200V167H202ZM232 166H233V169L236 167V166L234 167L233 164H232ZM65 167H66V166H65ZM82 167H83V166H82ZM82 167H81V168H82ZM108 167H109V166H108ZM124 167H125V166H124ZM131 167H132V166H131ZM142 167H143V166H142ZM147 167H148V166H147ZM150 167H152V166H150ZM169 167H170V166H169ZM181 167H182V165H181ZM184 167H185V166H184ZM188 167H189V166H188ZM188 167H187V168H188ZM206 167H207V166H206ZM259 167H258V168H259ZM15 168H16V167H15ZM21 168H22V167H21ZM110 168H111V167H110ZM127 168H128V167H127ZM140 168H141V167H140ZM196 168L198 169V166H196ZM196 168H195V169L192 168V170H193V169H194V170H197ZM202 168H203V167H202ZM202 168H200V170H201ZM214 168H215V167H214ZM214 168H213V169H214ZM258 168H257V169H258ZM50 169H51V168H50ZM89 169H90V168H89ZM101 169H102V168H101ZM115 169H116V168H115ZM154 169H156V168H154ZM159 169L161 170V168H159ZM169 169H170V168H169ZM205 169H207V168H204V170H205ZM213 169H212V170H213ZM240 169H237L238 171H236L237 174H238V176H240L239 173H241V171H242V170L239 171ZM5 170H6V169H5ZM82 170H83V169H82ZM84 170H85V169H84ZM124 170H125V169H124ZM141 170H142V169H141ZM152 170H153V169H152ZM166 170L168 171V168H166ZM175 170H176V169H175ZM175 170H174V171H175ZM178 170H179V169H178ZM180 170H181V169H180ZM188 170H190V169H188ZM192 170H191V171H192ZM194 170H193V172H194ZM59 171H60V170H59ZM77 171H78V170H77ZM104 171H105V170H104ZM150 171H151V170H150ZM155 171H156V170H154L152 173L154 174ZM163 171H164V170H163ZM215 171H216V170H215ZM215 171H213V172H215ZM230 171H231V172H230ZM4 172H5V171H4ZM14 172H15V171H14ZM94 172H95V171H94ZM107 172H109V171H107ZM113 172H114V171H113ZM124 172H125V171H124ZM147 172H148V171H147ZM156 172H157V171H156ZM188 172H189V174H190V171H188ZM188 172H187V170H186V172H184V173L188 174ZM193 172H192V173H193ZM197 172H198V171H197ZM197 172H196V174H197ZM205 172H206V171H205ZM205 172H204V173H205ZM210 172H211V171H210ZM213 172H212V173H213ZM219 172H220V171H219ZM263 172H264V171H263ZM6 173H7V172H6ZM53 173H54V172H53ZM61 173H62V172H61ZM69 173H70V172H69ZM85 173H86V171H85ZM127 173H128V172H127ZM136 173H137V172H136ZM143 173H144V172H143ZM192 173H191V174H192ZM200 173H202V171H200ZM215 173H216V172H215ZM245 173H246V172H245ZM257 173H258V174H257ZM45 174H46V173H45ZM150 174H151V173H150ZM158 174H159V172H158ZM202 174H203V173H202ZM206 174H207V173H206ZM206 174H205V177H206ZM222 174H220V178H221V175H222ZM231 174H232V173H231ZM231 174H230V175H231ZM235 174H236V173H235ZM263 174H264V173H262V175H263ZM46 175H47V174H46ZM50 175H51V174H50ZM59 175H60V174H59ZM84 175H85V174H84ZM93 175H94V174H93ZM102 175H103V174H102ZM121 175H123V174H121ZM179 175H180V174H179ZM179 175H178V176H179ZM207 175H208V174H207ZM213 175H215V174H213ZM213 175H212V179H213V178H216L215 176H217V174H216L215 176H213ZM228 175H226V176L228 177ZM230 175H229V177H228L229 182L231 181L230 184H228L229 186H228V185H221V184H222V183H221V179L223 178V175H222V178H221V179L219 178L220 181L217 180V181H218L219 183H221V184L218 185V183H216L217 186H215V187H216V188L218 187L217 189H219V190H221V188H222V190H221L222 193H221V191H218V193L220 192V193L222 194V196H225V197L227 196V195H225V194H227V191L230 190V189L233 191V192H232V191L230 190V191H231V194L234 193V190L236 191L237 187H236L235 183H232V182H233V181H235V182H238V181H239L237 184H239V189H240V191H242V190L244 189L243 191L247 190V191H245V192H248V191H249L250 193L253 192V194H251V195L249 194V195H250L249 198L252 200V201H250V199L247 197V196H248L247 193H245L247 196H244V194L242 195V193L239 194V193L237 192L238 195H237V197L235 196V197H236V198H235L236 200H237V198H239V199L241 200L243 196H244V197H247V199H246L247 203H245L244 200H243L244 202L241 200V202L244 203V206L242 205L243 203L241 204V202H240L239 205H238V202H239L238 200H239V199H238L237 201L234 200V202L236 201V203H237V208H238L239 206H241V205H242V207L245 208V207L247 206V204H248V206L246 207V209H248L249 207H251V206L254 204V206H252L253 209H254V207L256 208V206H257V205H255L254 202H255L256 200H257L258 203L260 202V201H258V200H259V197H260V200L263 201V203H261V202H260V203H261L262 205L264 204V200H263V197H264L263 193H264V191L261 190L262 188L264 189V187L261 188V185H262V186H264V185H263V184L260 185L259 182H258L259 180L257 181V182H258V185L255 187V184H256L257 182H255V184H254V183L252 182V180H253L252 178H251L252 180L250 179L251 182H249L250 180H248V179L246 178V179H247L246 182H249V183H246V182L244 183V181L246 180V179H245V180L243 179V178L246 177V176L244 175L245 177H244V176L241 177V179L244 180V181L242 180L241 182H243V183H241L239 177H235V178H237L238 180H237V179H236V180H235V179L233 180V178H234V173L232 174L233 176H230ZM248 175H250V174H247V177H249ZM251 175H253V174H251ZM0 176H1V175H0ZM108 176H109V175H108ZM119 176H120V175H119ZM137 176H138V175H137ZM141 176H142V175H141ZM155 176H157V175H155ZM159 176H160V174H159ZM187 176H188V175H186L185 177H187ZM197 176H198V174L195 175V177H197ZM210 176H211V175H210ZM210 176H209V178H211ZM226 176H225V177H226ZM3 177H4V176H3ZM6 177H7V176H6ZM130 177H131V176H130ZM151 177H153V176H151ZM168 177H169V176H168ZM188 177L191 178L190 175H189ZM192 177H194V176H192ZM198 177H200V176H198ZM202 177H204V176H202ZM207 177H208V176H207ZM217 177H218V176H217ZM227 177H226V179H227ZM230 177H232V178H230ZM250 177H251V176H250ZM252 177H254V175H253ZM70 178H71V177H70ZM136 178H137V177H136ZM147 178L149 179L150 177L148 176ZM147 178H146V179H147ZM183 178H184V177H183ZM262 178L264 179V176H262ZM16 179H17V178H16ZM117 179H118V178H117ZM124 179H125V178H124ZM142 179H143V178H142ZM150 179H151V178H150ZM154 179H156V178H154ZM154 179H153V182H154ZM157 179H158V178H157ZM157 179H156V180H157ZM165 179H166V178H165ZM192 179H193V180H195V179L197 180V178H195V179L192 178ZM201 179H202V178H201ZM201 179H200V181H201ZM205 179H207V178H205ZM228 179H227V180H228ZM230 179H232L233 181L230 180ZM263 179H261V180H263ZM86 180H87V179H86ZM90 180H91V179H90ZM103 180H104V179H103ZM193 180H192V181H193ZM196 180H195L194 182H196ZM203 180H204V179H203ZM203 180H202V182H203V184H204L205 182H204ZM207 180H208V179H207ZM207 180H206V181H207ZM227 180H226V181H227ZM49 181H50V180H49ZM67 181H68V180H67ZM84 181H85V180H84ZM128 181H129V180H128ZM187 181H188V180H187ZM200 181H199V182H200ZM209 181H210V182H213L214 179H213V181H211V180H209ZM217 181H214V182H217ZM222 181H223V180H222ZM88 182H89V181H88ZM131 182H132V181H131ZM145 182H147V181H145ZM189 182H190V181H189ZM199 182H198V184L201 185ZM210 182H208L207 184H209ZM224 182H225V181H224ZM229 182H228V183H229ZM263 182H264V180H263ZM0 183H1V182H0ZM11 183H12V182H11ZM59 183H60V182H59ZM122 183H123V182H122ZM165 183H167V182H165ZM192 183H193V182H192ZM192 183H191V184H192ZM196 183H197V182H196ZM226 183H227V182H226ZM231 183H232L233 187H234V185H235V188H234V189H232L233 187H232ZM240 183L243 184V185H241ZM250 183L254 184V186H253V187H254V190H255V188L257 189L258 186H259L258 190L261 188L260 190H261V192H262V193H261L262 196H258V199L255 198V197H257V194H256L257 192L254 193V191H252V190H253V189H252V186H251V187L249 186V185H252V184H250ZM260 183H262V182L260 181ZM84 184H85V183H84ZM86 184H87V183H86ZM116 184H117V183H116ZM163 184H164V183H163ZM167 184H168V183H167ZM172 184H173V183H172ZM189 184H190V183H189ZM198 184H196V185H198ZM224 184H225V183H224ZM245 184H247V185L249 186V187H248V186L246 185V186L248 187L249 190H248V189H245V188H246ZM58 185H59V184H58ZM140 185H141V184H140ZM178 185H179V184H178ZM205 185H206V184H205ZM210 185H212V183H210ZM214 185H215V184H214ZM214 185H212V186H214ZM220 185H221V186H220ZM240 185H241V186H245V187H244V188H242V187L240 188ZM77 186H78V185H77ZM77 186H76V187H77ZM93 186H94V185H93ZM125 186H126V185H125ZM133 186H134V185H133ZM133 186H132V187H133ZM187 186H188V185H187ZM201 186H202V185H201ZM206 186H207V185H206ZM219 186H220L221 188H220ZM222 186H227V187H229L230 189L225 188V189H228L227 191H225V190L223 189L224 187H222ZM230 186H231V187H230ZM158 187H159V186H158ZM158 187H157V188H158ZM172 187H173V186H172ZM172 187H171V188H172ZM176 187H177V186H176ZM66 188H67V187H66ZM71 188H72V187H71ZM124 188H125V187H124ZM124 188H123V189H124ZM152 188H153V187H152ZM154 188H155V187H154ZM157 188H156V190L159 191V189H157ZM161 188H162V187H161ZM168 188H169V187H168ZM186 188H187V187H186ZM186 188H185V189H186ZM197 188H198V187H197ZM202 188H203V187H202ZM216 188H215V190H216ZM250 188H251L252 190H251ZM34 189H35V188H34ZM51 189H52V188H51ZM99 189H100V188H99ZM162 189H163V188H162ZM165 189H166V188H165ZM177 189H178V188H177ZM209 189H210V188H209ZM239 189H238V190H239ZM241 189H242V190H241ZM68 190H69V189H68ZM82 190H83V189H82ZM106 190H107V189H106ZM117 190H118V189H117ZM147 190H148V189H147ZM163 190H164V189H163ZM166 190H167V189H166ZM166 190H165V191H166ZM180 190H181V189H180ZM196 190L199 191V189H196ZM205 190H206V188H205ZM205 190H204V191H205ZM250 190H251V191H250ZM258 190H255V191H258ZM260 190H259V193H258L259 195H260ZM14 191H15V190H14ZM30 191H31V190H30ZM33 191H34V190H33ZM93 191H94V190H93ZM98 191H99V190H98ZM174 191H175V190H174ZM186 191H187V190H186ZM194 191H195V190H194ZM194 191H192V192H194ZM204 191H203V192H204ZM210 191H211V190H210ZM223 191L226 192L224 195H223V193H224ZM230 191H228V192H229V193H228V197H227L228 201H229V199L234 198V197H230V198H229ZM243 191H242V192H243ZM79 192H80V190H79ZM147 192H148V191H147ZM161 192H162V191H161ZM161 192H160V193H161ZM183 192H184V191H183ZM190 192H191V191H190ZM54 193H55V192H54ZM132 193H133V192H132ZM135 193H136V192H135ZM138 193H140V192H138ZM157 193H158V192H157ZM168 193H170V191H169ZM199 193H201V192H199ZM199 193L197 194V192H196V195H200ZM208 193L210 194L209 191H207V194H205L207 197H208ZM211 193H212V192H211ZM218 193H217V194H218ZM243 193H244V192H243ZM34 194H35V193H34ZM72 194H73V193H72ZM105 194H106V193H105ZM107 194H108V193H107ZM155 194H156V193H155ZM185 194H186V193H185ZM231 194H230V196L233 195V194H232V195H231ZM234 194L236 195V193H234ZM254 194H256V195H254ZM38 195H39V194H38ZM151 195H152V192H151ZM151 195H150V196H151ZM164 195H165V194H164ZM166 195H167V194H166ZM166 195H165V196H166ZM194 195H195V193L193 194V196H194ZM202 195H203V193H202ZM205 195H204V196H205ZM213 195H214V194H213ZM82 196H83V195H82ZM89 196H90V195H89ZM89 196H88V197H89ZM99 196H100V195H99ZM125 196H126V195H125ZM133 196H134V193H133ZM147 196H148V195H147ZM156 196H158V195H156ZM159 196H160V195H159ZM167 196H169V195H167ZM188 196H189V195H188ZM191 196H192V195H191ZM191 196H190V197H191ZM206 196H205V197H206ZM209 196H210V197H209L208 200H210V198H211L212 195L210 194ZM218 196H219V197H222L221 195H218ZM238 196H241V198L238 197ZM252 196H255V197L253 198ZM10 197H11V196H10ZM13 197H14V196H13ZM57 197H58V196H57ZM62 197H63V196H62ZM143 197H145V196H143ZM170 197H171V196H170ZM178 197H180V195H179ZM225 197H224V198H225ZM244 197H243V198H244ZM251 197H252V198H251ZM261 197H262V198H261ZM101 198H102V197H101ZM167 198H168V197H167ZM173 198H174V197H173ZM175 198H176V197H175ZM175 198H174V199H175ZM195 198H196V197H195ZM217 198H218V197H217ZM217 198H216V200H218ZM224 198H223V199H224ZM19 199H20V198H19ZM26 199H27V198H26ZM88 199H89V198H88ZM156 199H157V198H156ZM159 199H160V198H159ZM161 199H162V198H161ZM164 199H165V198H164ZM182 199H183V198H182ZM198 199H199V198H198ZM206 199H207V198H206ZM219 199H220V198H219ZM248 199H249V200H248ZM253 199H255V200L253 201ZM93 200H94V199H93ZM99 200H100V199H99ZM109 200H110V199H109ZM188 200H189V202H190V199H188ZM202 200H205V198L202 199V197H201V198H200V201L197 200V198H196V201L203 205V204H205V203H204ZM216 200H215V201H216ZM231 200H232V199H231ZM1 201H2V200H1ZM7 201H8V200H7ZM25 201H26V200H25ZM117 201H118V200H117ZM134 201H135V200H134ZM158 201H159V200H158ZM158 201H157V202H158ZM163 201H164V200H163ZM185 201H186V200H185ZM193 201H195V199H193ZM193 201H192V202H193ZM201 201H202V202H201ZM206 201H207V200H206ZM225 201H226V203L228 202V201L226 200V198H225ZM30 202H31V201H30ZM75 202H76V201H75ZM164 202H165V201H164ZM167 202H168V201H167ZM207 202H208V201H207ZM207 202H206V205H207ZM221 202H223V201L221 200ZM230 202H232V203H231V206L233 207V205H234L235 203L233 204V201H230ZM248 202H249V203H250V202H253V203H252V205H251V203L249 204ZM52 203H53V202H52ZM98 203L100 204V202H98ZM98 203H97V204H98ZM145 203H147V202H145ZM208 203H209V202H208ZM213 203H215V202H213ZM216 203H217V202H216ZM216 203H215V204H216ZM218 203H219V202H218ZM223 203H224V202H223ZM223 203H222V204H223ZM258 203H257V204H258ZM80 204H81V203H80ZM142 204H143V203H142ZM159 204H160V203H159ZM163 204H164V203H163ZM195 204H196L195 206H198L197 203H195ZM200 204H199V207H198V208H200V206H201ZM215 204H214V206L217 205V204H216V205H215ZM220 204H221V203H220ZM220 204H219V205H220ZM227 204H228V203H227ZM232 204H233V205H232ZM28 205H29V204H28ZM41 205H43V204H41ZM81 205H82V204H81ZM124 205H125V203H124ZM137 205H138V204H137ZM147 205H148V204H147ZM183 205H184V204H183ZM206 205H205V206H206ZM224 205H225V203H224ZM245 205H246V206H245ZM259 205H260V204H259ZM1 206H2V205H1ZM89 206H90V205H89ZM102 206H103V205H102ZM203 206H204V205H203ZM209 206H211V205H209ZM214 206H212V208H213ZM222 206H223V205H220L219 207H222ZM229 206H230V205H228V207H229ZM46 207H47V206H46ZM58 207H59V206H58ZM134 207H135V206H134ZM136 207H137V206H136ZM179 207H180V206H179ZM184 207H185V206H184ZM186 207H187V206H186ZM201 207H202V206H201ZM228 207H226V210L229 212L230 207H229V208H228ZM242 207H241V208H242ZM42 208H43V207H42ZM48 208H49V207H48ZM75 208H76V207H75ZM79 208H80V207H79ZM103 208H104V207H103ZM170 208H171V207H170ZM206 208H207V206H206ZM212 208H211V210H213ZM223 208H224V207H222L221 210H222ZM227 208H228V209H227ZM237 208H236V205H234V209L231 208V210H232V211H233V210L235 211V209H237ZM260 208H261V212H262V209H264V205H263V206H260ZM33 209H34V208H33ZM54 209H55V208H54ZM85 209H87V208H85ZM85 209H84V210H85ZM94 209H95V208H94ZM118 209H119V208H118ZM118 209H117V210H118ZM167 209H168V208H167ZM188 209H189V208H188ZM207 209H210V207H208ZM215 209H217V207H216ZM238 209H240V207H239ZM251 209H252V208H250L249 210H243V208H242L243 211H246V212H247V213L245 212L247 215H248V211L251 212ZM50 210H51V208H50ZM131 210H132V209H131ZM136 210H137V209H136ZM196 210H197V209H196ZM196 210H195V211H196ZM200 210L203 211L202 208H201ZM219 210H220V209H219ZM219 210L217 209V210H215V211H219ZM224 210H225V208H224ZM226 210H225L224 212L227 213ZM254 210H255V209H254ZM258 210H259V206L257 207V210H255V212L253 211V213H255V214L258 213V216H259V218H258V216L256 215L257 218H255V219H259V220H260V219L262 218V220H263L264 218L262 217V215H263L262 213L264 212V210H263V212L260 214L261 216L259 215V213H260L259 211H260V210H259V211H258ZM67 211H68V210H67ZM88 211H89V210H88ZM120 211H121V210H120ZM129 211H130V210H129ZM186 211H187V210H186ZM195 211H194V212H195ZM208 211H209V210H208ZM215 211H214V212H215ZM232 211H230L229 214H230V213L232 214ZM243 211L239 210L237 213H240V212H243ZM0 212H1V211H0ZM46 212L48 213V211H46ZM89 212H90V211H89ZM205 212H207V211H205ZM222 212H223V211H222ZM256 212H257V213H256ZM113 213H114V212H113ZM144 213H145V212H144ZM153 213H154V212H153ZM167 213H168V211H167ZM188 213H189V212H188ZM217 213H218V212H217ZM235 213H236V211H235ZM235 213L233 212V214L235 215L234 217H236V215L238 216V214H235ZM243 213H244V212H243ZM161 214H162V213H161ZM177 214H178V213H177ZM192 214H193V213H192ZM192 214H191V215H192ZM194 214H195V213H194ZM200 214H203V213H200ZM205 214H206V213H205ZM205 214H204V216H205ZM214 214H215V213H214ZM219 214H220V213H219ZM231 214H230V215H231ZM240 214H241V213H240ZM44 215H45V214H44ZM50 215H51V214H50ZM80 215H81V214H80ZM88 215H89V214H88ZM88 215H87V217H88ZM166 215H167V214H166ZM175 215H176V214H174V216H175ZM178 215H179V214H178ZM185 215H186V214H185ZM227 215H228V213H227L225 216H227ZM230 215H228V216H230ZM242 215H243V214H242ZM244 215H245V214H244ZM247 215H246L245 218H244V216H243V217L239 216V217L241 218L240 221L242 222V224H241V222H240V224H241L242 226L246 225L245 222L247 221V220H246ZM251 215H252V216H251ZM253 215H254V214H252V212H251L250 215H248V218H247V219H248V220L250 219V220L252 221V222H251V221H248V224H249V222H251V224H253V223L257 224V223L259 222V221L257 222V220L255 221V219H254L255 216L253 217ZM65 216H66V215H65ZM91 216H92V215H91ZM99 216H100V215H99ZM125 216H127V215H125ZM142 216H143V215H142ZM148 216H149V215H148ZM155 216H156V215H155ZM162 216H163V215H162ZM188 216H189V215H188ZM197 216H199V215H197ZM204 216H203V217H204ZM206 216H208V213H207ZM209 216H210V214H209ZM209 216H208V217H209ZM214 216H215V215H214ZM216 216H217V215H216ZM223 216H224V214H223ZM228 216H227V217H228ZM231 216H232V215H231ZM231 216H230V218H231ZM250 216H251V218H250ZM263 216H264V215H263ZM19 217H20V216H19ZM78 217H79V216H78ZM84 217H85V216H84ZM123 217H124V216H123ZM200 217H201V216H200ZM220 217H221V216H220ZM99 218H100V217H99ZM102 218H103V217H102ZM135 218H136V217H135ZM145 218H146V217H145ZM184 218H185V217H184ZM184 218H183V220H184ZM204 218H206V217H204ZM221 218H222V217H221ZM228 218H229V217H228ZM25 219H26V218H25ZM70 219H71V218H70ZM108 219H109V218H108ZM131 219H132V218H131ZM138 219H139V218H138ZM146 219H147V218H146ZM152 219H153V218H152ZM173 219H174V218H173ZM173 219H172V220H173ZM196 219H198V218H196ZM202 219H203V218H202ZM207 219H208V218H206L205 221H207ZM214 219H215V218H214ZM216 219H217V217H216ZM216 219H215V220H216ZM218 219L220 220L219 217H218ZM235 219H236V218H235ZM235 219L233 218V220H235ZM237 219H239V218L237 217ZM243 219H245V221H244ZM252 219H254V222H253ZM136 220H137V219H136ZM150 220H151V219H150ZM156 220H157V219H156ZM156 220H155V221H156ZM163 220H164V219H163ZM188 220H189V219H188ZM191 220H192V219H191ZM208 220H211V219H208ZM212 220H213V219H212ZM219 220H216L218 223H220L219 225H221L222 223H224V222H222V220H220L222 223H221ZM223 220H225V217H224ZM227 220H229V219H227ZM233 220H232V222H233ZM6 221H7V220H6ZM12 221H13V220H12ZM38 221H39V220H38ZM54 221H55V220H54ZM124 221H125V220H124ZM160 221H161V220H160ZM160 221H159V222H160ZM185 221H186V220H185ZM185 221H184V223H185ZM203 221H204V219H203ZM225 221H226V220H225ZM236 221H238V220H235V221H234V224L237 223ZM260 221H261V220H260ZM3 222H4V221H3ZM18 222H19V221H18ZM87 222H88V221H87ZM103 222H104V221H103ZM125 222H126V221H125ZM133 222H135V221H133ZM186 222H187V221H186ZM191 222H192V221H191ZM208 222H209V221H208ZM208 222H206V223H208ZM211 222H212V221H211ZM214 222H215V221H214ZM229 222L231 223V220H229ZM243 222H244L245 224H244ZM256 222H257V223H256ZM262 222H263V221H262ZM262 222H260V223H262ZM13 223H14V222H13ZM32 223H33V221H32ZM61 223H62V222H61ZM175 223H178V222H175ZM184 223H183V224H184ZM187 223H188V222H187ZM193 223H194V222H193ZM199 223H201V220H200ZM203 223H204V222H203ZM203 223H202V225H203ZM209 223H210V222H209ZM215 223H216V222H215ZM226 223H227V222H226ZM106 224H107V223H106ZM111 224H112V223H111ZM142 224H143V223H142ZM151 224H152V223H151ZM154 224H155V223H154ZM189 224H190V221H189ZM189 224H188V225H189ZM204 224H205V223H204ZM210 224H211V223H210ZM212 224H213V223H212ZM212 224H211V225H212ZM227 224H228V223H227ZM234 224H233V226H234ZM240 224H239V225H240ZM251 224H250V225H251ZM255 224H253V225H251V226L249 225V226H250L251 228H252V226H253V227H254L253 229H255L256 227H257V229H260V228H258V226H257L258 224H257V225H255ZM43 225H44V224H43ZM46 225H47V224H46ZM57 225H58V224H57ZM84 225H85V224H84ZM131 225H132V224H131ZM146 225H147V224H146ZM158 225H159V224H158ZM188 225L186 224V226H188ZM202 225H201V226H202ZM207 225H209V224H207ZM207 225H205V226H207ZM219 225L216 224V226H218V229H217V227H215V228H216L217 230H219V232H222V231H221L222 229H220L221 226H219ZM224 225H225V224H224ZM224 225H223V226H224ZM230 225H232V224H229V226H228V225H227V226L230 227ZM254 225H255V226H254ZM260 225H263V226H264V223H262V224H260ZM17 226H18V225H17ZM134 226H135V225H134ZM162 226H163V225H162ZM178 226H179V225H178ZM180 226H181V225H180ZM186 226H185V227H186ZM190 226H192V225H189V227H190ZM194 226H195V225H194ZM194 226H193V227H194ZM212 226H213V225H212ZM225 226H226V225H225ZM233 226H232V227H233ZM246 226H247V225H246ZM246 226H244V227H246ZM3 227H4V226H3ZM57 227H58V226H57ZM78 227H79V226H78ZM94 227H95V226H94ZM102 227H103V226H102ZM137 227H138V226H137ZM203 227H204V226H203ZM235 227H236V226H235ZM237 227H238V226H237ZM259 227H261V230H260V231H262V229H264V227L262 228V226H259ZM10 228H11V227H10ZM80 228H81V227H80ZM95 228H96V227H95ZM118 228H119V227H118ZM157 228H158V227H157ZM164 228H165V227H164ZM169 228H170V227H169ZM194 228L196 229L197 227H194ZM198 228H200V227H198ZM201 228H202V227H201ZM205 228H206V227H205ZM208 228H210V225H209ZM221 228H222V227H221ZM241 228H242V227H241ZM241 228L238 229V230H241ZM251 228L248 227L247 229H251ZM12 229H13V228H12ZM17 229H18V228H17ZM93 229H94V228H93ZM166 229H167V228H166ZM186 229H187V231H188L189 229L191 230V228L188 229V227H186ZM206 229H207V228H206ZM206 229H205V231H206ZM212 229H214V228H212ZM224 229H225V230H226V229L228 230V229H232V228H226V227H224ZM233 229H234V227H233ZM236 229H237V228H236ZM242 229H243V228H242ZM23 230H24V229H23ZM27 230H28V229H27ZM43 230H44V229H43ZM94 230H95V229H94ZM111 230H112V229H111ZM135 230H136V229H135ZM193 230H194V229H193ZM200 230H201V229H199V231H200ZM202 230H204V229H202ZM202 230H201V231H202ZM207 230H208V229H207ZM225 230H224V231H225ZM234 230H235V229H234ZM251 230H252V229H251ZM45 231H47V230H45ZM105 231H106V230H105ZM191 231H192V230H191ZM199 231H198V232H199ZM201 231H200V232H201ZM214 231H216V230L214 229ZM232 231H233V230H232ZM236 231H237V230H236ZM249 231H250V230H249ZM255 231H257V230L255 229L254 231L252 230L251 232H254V233L257 234L258 231H257V232H255ZM260 231H259L260 235L264 233V230L262 231V233H261ZM22 232H23V231H22ZM34 232H35V231H34ZM52 232H53V231H52ZM102 232H103V231H102ZM111 232H112V231H111ZM131 232H132V231H131ZM141 232H142V231H141ZM155 232H156V231H155ZM157 232H158V231H157ZM157 232H156V233H157ZM175 232H176V231H175ZM184 232H185V231H184ZM189 232H190V231H189ZM198 232H196V234H197ZM219 232H218V233H219ZM229 232H230V230H229ZM229 232H228V233H229ZM238 232H239V231H237V234H238ZM242 232H244V230H243ZM19 233H20V231H19ZM103 233H104V232H103ZM194 233H195V232H194ZM202 233H203V232H201L200 235H202ZM211 233L213 234V231H212ZM225 233H226V235L228 234L227 232H224L223 234H225ZM230 233H231V232H230ZM234 233H235V232H234ZM239 233H241V232H239ZM246 233H248V231L245 232V234H246ZM254 233H251V234L253 235ZM30 234H31V233H30ZM137 234H138V233H137ZM174 234H175V233H174ZM205 234H206V233H205ZM205 234H204V235H205ZM212 234H211V235H212ZM220 234H221V233H220ZM237 234H236V235H237ZM243 234H244V233H243ZM243 234H241V236H242ZM245 234H244V235H245ZM251 234L249 233V235H250L249 238L251 237L250 240L253 241V242H252L253 245H257L258 242L261 244V241L263 242L262 245L264 244V241H263V240H264V239H263V238H264V237H263L264 234L262 235V239H263V240H261V241L259 240L260 235H259V236L253 235V236H254V239H255V240H254ZM17 235H18V234H17ZM37 235H38V234H37ZM40 235H41V234H40ZM97 235H98V234H97ZM112 235H114V234H112ZM131 235H132V234H131ZM140 235H141V234H140ZM166 235H167V234H166ZM183 235H184V234H183ZM206 235H207V234H206ZM211 235H209V237H208V236H206V237H208V239H210V236H211ZM214 235H216V234L214 233ZM214 235H213V236H214ZM226 235H225V236H226ZM5 236H6V235H5ZM7 236H8V235H7ZM25 236H26V235H25ZM44 236H45V235H44ZM81 236H82V235H81ZM108 236H109V235H108ZM202 236H203V235H202ZM213 236H211V238H213ZM217 236H218V235H217ZM230 236H231V235H230ZM237 236H238V235H237ZM241 236H239V238H240ZM255 236H256V238H255ZM11 237H12V236H11ZM101 237H102V236H101ZM138 237H139V236H138ZM140 237H141V236H140ZM140 237H139V238H140ZM156 237H157V236H156ZM166 237H167V236H166ZM176 237H177V236H176ZM203 237H204V236H203ZM206 237H204V239H206ZM232 237H234V235H233ZM235 237H236V236H235ZM243 237H244V236H243ZM243 237L241 238V240H239V239H235V238H234L235 240L232 239V240H233V243H234L236 240H238V241H240V244H241V243H244V242H245V244H247V243L249 242V239L247 238L248 235L246 236L247 239L244 238L245 240H242ZM257 237H259V238H257ZM8 238H9V237H8ZM55 238H56V237H55ZM93 238H94V237H93ZM106 238H107V237H106ZM118 238H119V237H118ZM141 238H142V237H141ZM158 238H159V237H158ZM192 238H195V237H192ZM214 238H218V237H214ZM214 238H213V239H214ZM219 238H220V236H219ZM219 238H218V239H219ZM223 238H224V237H223ZM223 238H221V239H222V242L225 240V238H224V240H223ZM227 238H228V237H227ZM236 238H238V237H236ZM2 239H3V238H2ZM37 239H38V238H37ZM103 239H104V238H103ZM108 239H109V238H108ZM196 239H198L197 236H196ZM200 239H201V238H200ZM202 239H203V238H202ZM230 239H231V238H230ZM256 239H257V240H256ZM260 239H261V238H260ZM0 240H1V239H0ZM53 240H54V239H53ZM61 240H62V239H61ZM61 240H60V241H61ZM63 240H64V239H63ZM78 240H79V239H78ZM138 240H140V239H138ZM164 240H165V239H164ZM187 240H188V239H187ZM190 240H191V239H190ZM216 240H217V239H216ZM216 240H215V242H216ZM219 240H220V239H219ZM219 240H217V241H219ZM228 240H229V239H228ZM247 240H248V241H247ZM142 241H143V240H142ZM152 241H153V240H152ZM175 241H176V240H175ZM175 241H174V242H175ZM179 241H180V240H179ZM181 241H182V240H181ZM181 241H180V242H181ZM183 241H184V240H183ZM195 241L197 242V240H195ZM206 241H207V240H206ZM209 241H210V240H208V242H209ZM220 241H221V240H220ZM226 241H227V240H226ZM226 241H225V242H226ZM230 241H231V240H230ZM238 241H236L233 245H235ZM242 241H244V242H242ZM255 241H256V242L258 241V242L256 243ZM109 242H110V241H109ZM115 242H116V241H115ZM122 242H123V241H122ZM135 242H136V241H135ZM153 242H154V241H153ZM158 242H159V241H158ZM158 242H157V243H158ZM174 242H173V244H174ZM186 242H187V241H186ZM192 242H193V241L191 240V243H192ZM200 242H201V241H199L198 243H200ZM254 242H255V244H254ZM25 243H26V242H25ZM55 243H56V242H55ZM72 243H73V242H72ZM132 243H133V242H132ZM148 243H149V241H148ZM169 243H170V241H169ZM189 243H190V242H189ZM189 243H188V244H189ZM194 243H195V242H194ZM194 243H193V244H194ZM219 243L221 244V242H219ZM223 243H224V242H223ZM227 243H228V242H227ZM250 243H251V242H249L247 245H249ZM66 244H67V243H66ZM82 244H83V243H82ZM116 244H117V243H116ZM185 244H186V243H185ZM208 244H210V243H208ZM211 244H212V243H211ZM215 244H216V246L219 245V244H217V243H215ZM215 244H214V247H213L214 249L217 248V247L215 246ZM230 244H231V243L229 242V243L227 244V246H229ZM252 244H250V245H252ZM9 245H10V244H9ZM63 245H64V244H63ZM69 245H70V244H69ZM83 245H84V244H83ZM104 245H105V244H104ZM165 245H166V244H165ZM194 245H196V243H195ZM194 245H192V247H193ZM198 245L200 246V244H198ZM198 245H197L196 249L199 247ZM201 245L203 246V244H201ZM222 245H223L224 247L226 246V244H222ZM231 245H232V244H231ZM233 245L231 246L232 248H233ZM236 245H238V243H237ZM236 245H235V246H236ZM247 245H246V246H247ZM250 245H249V246H250ZM253 245H252V246H253ZM15 246H16V245H15ZM19 246H20V245H19ZM48 246H49V245H48ZM89 246H90V245H89ZM106 246H107V245H106ZM145 246H146V245H145ZM168 246H169V245H168ZM207 246H208V245H207ZM207 246H206V247H207ZM212 246H213V245H212ZM212 246H211V247H212ZM220 246H221V245H219L218 248H219ZM223 246H221V247L223 248V252H222V249H221V250L218 249V251L222 252L221 254H220V252H219V254H220L221 256L227 255L226 251L228 252V250L231 248V247H230V248L227 247V248H228V249H227V248L225 247V249H224ZM235 246H234V247H235ZM243 246H244V245H242V247H243ZM249 246H247V249H248ZM252 246H250L249 248H251V249L248 250L249 253H250L249 256H248L249 253H248L247 255L245 254L244 248H243V251H244V252L242 251V249H241L242 247H241V246L238 245V247H240L241 253H240V250H238L239 248H237V246L235 247V248H237V250H238V252H239L238 255H239V254L243 255V258L241 257V258H242V260H241L242 262H241V263L244 262V264H246L245 260H246L248 263H250V261L254 260L255 257H252V256H255V254H257V255H256L257 257H258V256L260 257L259 249H260L261 247L263 248L264 245H263V246L260 245L261 247H260L259 245H257V247H256V246H255V247L253 246V248H252ZM50 247H51V246H50ZM170 247H171V246H170ZM174 247H175V246H174ZM180 247H181V246H180ZM184 247H185V245H184ZM184 247H183V248H184ZM187 247H188V246H187ZM192 247H191V249H193V252H194V249H195V248H192ZM194 247H195V246H194ZM200 247H201V246H200ZM203 247H205V246H203ZM244 247H245V246H244ZM258 247H260V248H258ZM29 248H30V247H29ZM73 248H74V247H73ZM93 248H94V247H93ZM129 248H130V247H129ZM137 248H138V247H137ZM160 248H161V247H160ZM165 248H166V247H165ZM188 248H189V247H188ZM188 248H187V249H188ZM213 248H212V251H213ZM245 248H246V247H245ZM254 248H255V249H254ZM257 248H258V252L256 251ZM262 248H261V250H264V248H263V249H262ZM23 249H24V247H23ZM108 249H109V248H108ZM122 249H123V248H122ZM148 249H149V248H148ZM151 249H152V248H151ZM161 249H162V248H161ZM189 249H190V248H189ZM196 249H195V250H196ZM201 249H203V248L201 247ZM201 249H200V250H201ZM208 249H209V248H208ZM226 249H227V250H226ZM247 249H246V250H247ZM253 249H254V250H253ZM31 250H32V249H31ZM56 250H57V249H56ZM75 250H76V249H75ZM91 250H92V249H91ZM124 250H125V249H124ZM169 250H170V249H169ZM181 250H182V248H181ZM185 250H186V249H185ZM209 250H210V249H209ZM224 250H226V251H225L226 254H223V253H224ZM230 250L232 251L233 249H230ZM251 250H252V251H251ZM70 251H71V250H70ZM104 251H106V250H104ZM121 251H123V250H121ZM183 251H184V250H183ZM203 251L205 252V251H207V249H206V250H203ZM216 251H217V249H216L215 251H213V253H215ZM218 251H217V254H218ZM235 251H236V249H235L234 251H232V252H234V253H232V252H230V251H229V252H230V254L232 253V254L234 255V254H235ZM250 251H251V252L255 251V252H257V253H254V252L251 253ZM63 252H64V251H63ZM79 252H80V251H79ZM99 252H100V251H99ZM140 252H141V251H140ZM196 252H198V251H196ZM196 252H195V255H196ZM201 252H202V250H201ZM204 252H203V253H204ZM210 252H211V251H210ZM210 252H209V253H210ZM260 252H261V251H260ZM13 253H14V252H13ZM73 253H74V252H73ZM112 253H113V252H112ZM121 253H122V252H121ZM151 253H152V252H151ZM151 253H150V254H151ZM153 253H154V252H153ZM167 253H169V252H167ZM167 253H166V254H167ZM171 253H172V252H171ZM177 253H178V252H177ZM186 253H189V252L187 251ZM263 253H264V251H263ZM263 253L261 252V255H262L263 258H264V254H263ZM14 254H15V253H14ZM16 254H17V252H16ZM63 254H64V253H63ZM103 254H104V253H103ZM105 254H106V253H105ZM110 254H111V253H110ZM117 254H118V253H117ZM119 254H120V253H119ZM129 254H130V253H129ZM164 254H165V253H164ZM172 254H173V253H172ZM191 254L193 255L192 252H191ZM200 254H201V253H200ZM200 254H199V255H200ZM222 254H223V255H222ZM228 254H229V253H228ZM230 254L228 255L229 257H230ZM251 254H252V255H251ZM253 254H254V255H253ZM30 255H31V254H30ZM140 255H141V254H140ZM187 255H188V254H187ZM208 255H209V254H208ZM215 255H216V253H215ZM220 255H219V257H220ZM241 255H239V257H240ZM244 255H246V256H244ZM132 256H133V255H132ZM163 256H164V255H163ZM165 256H166V255H165ZM202 256H203V254H202ZM204 256H205V254H204ZM213 256H214V255H213ZM234 256H235V255H234ZM234 256H233V257H234ZM250 256H251L253 259H251V260H247V259L245 258V257H247L248 259H250V258H251ZM9 257H10V256H9ZM38 257H39V256H38ZM46 257H47V256H46ZM91 257H92V255H91ZM107 257H108V256H107ZM182 257H183V256H182ZM188 257H189V256H188ZM190 257H191V256H190ZM194 257H195V256H194ZM206 257H207V256H206ZM229 257H228V258H229ZM233 257H232V255H231L230 258H231L232 260H233V259H236V258H233ZM235 257H236V256H235ZM239 257L237 256V258H239ZM249 257H250V258H249ZM257 257L255 258L256 260H254L255 262L252 261L250 264H252L253 262H254L253 264H256V262H259V259H258ZM104 258H105V257H104ZM112 258H114V257H112ZM123 258H124V257H123ZM134 258H135V257H134ZM136 258H137V256H136ZM150 258H151V257H150ZM158 258H159V257H158ZM165 258H166V257H165ZM186 258H187V257H186ZM200 258H203V257L200 256ZM200 258H199V259H200ZM211 258H212V257H211ZM214 258H216V257H214ZM220 258H222V257H220ZM224 258L226 259L227 257L225 256ZM228 258H227V259H228ZM230 258L228 259L229 261H227V262H229L230 264H231V263H232V264H238V263H240V262H239L240 259L238 260V263H237V260H233V261H231ZM260 258H261V257H260ZM263 258H261L262 260H261V263H260V264L264 263V259H263ZM128 259H129V258H128ZM130 259H131V258H130ZM156 259H157V258H156ZM168 259H169V258H168ZM225 259H224V260H225ZM227 259H226V260H227ZM72 260H73V259H72ZM108 260H110V259H108ZM108 260H107V261H108ZM122 260H123V259H122ZM136 260H137V259H136ZM136 260H135V261H136ZM160 260H161V259H160ZM180 260H181V259H180ZM203 260H204V259H203ZM209 260H210V258H209ZM216 260H217V259H216ZM222 260H223V258H222L221 261H220L221 263H222V262H223V263H226V262H224V260H223V261H222ZM226 260H225V261H226ZM257 260H258V261H257ZM62 261H63V260H62ZM66 261H67V260H66ZM69 261H70V260H69ZM75 261H76V260H75ZM144 261H145V260H144ZM155 261H156V260H155ZM158 261H159V260H158ZM186 261H187V260H186ZM194 261H195V260H194ZM196 261H198V260H196ZM230 261H231V262H230ZM234 261H236V263H235ZM63 262H64V261H63ZM91 262H92V261H91ZM93 262H94V261H93ZM121 262H122V261H121ZM145 262H146V261H145ZM162 262H164V261H162ZM167 262H169V261H167ZM172 262H173V261H172ZM174 262H175V261H174ZM189 262H190V261H189ZM202 262L204 263V261H202ZM202 262H200V263H202ZM215 262L217 263V261H215ZM23 263H24V262H23ZM105 263H106V262H105ZM107 263H108V262H107ZM119 263H120V262H119ZM128 263H129V262H128ZM138 263H139V262H138ZM181 263H183V261H182ZM191 263H192V260H191ZM200 263H198V264H200ZM203 263H202V264H203ZM206 263H207V262H205V264H206ZM210 263H211V262H210ZM210 263H209V264H210ZM212 263L214 264V262H212ZM241 263H240V264H241ZM51 264H52V263H51ZM65 264H66V263H65ZM125 264H126V263H125ZM146 264H147V263H146ZM156 264H157V263H156ZM173 264H174V263H173ZM183 264H184V263H183ZM188 264H190V263H188ZM217 264H220V263H217ZM226 264H228V263H226Z\"/></svg>",
  "mask_w": 264,
  "mask_h": 264
}]
</instances>
